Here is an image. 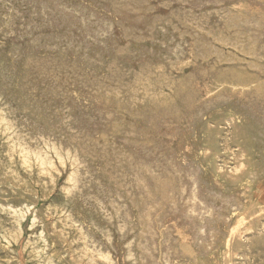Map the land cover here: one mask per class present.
Segmentation results:
<instances>
[{"label": "rangeland", "instance_id": "obj_1", "mask_svg": "<svg viewBox=\"0 0 264 264\" xmlns=\"http://www.w3.org/2000/svg\"><path fill=\"white\" fill-rule=\"evenodd\" d=\"M3 1V2H2ZM5 1V2H4ZM21 1V2H20ZM31 1V3L29 2ZM0 0V111L3 109L2 107H5V109L0 112V169L3 170V172H1L2 170H0V206L4 205L6 207H0V264H127V261L129 262L128 264H226L225 263V257H226V241L228 240L227 237L229 238V235L231 234V232L234 229L235 232V239H234V244L230 249V264H264V22H259L256 20H260L261 17H263L262 15H264L263 11H264V0H131L132 2H130V0H77L76 2L73 0ZM36 1V2H35ZM38 1V2H37ZM42 1V3H41ZM51 1V4H50ZM52 1L53 4H52ZM56 1V2H55ZM72 1V2H71ZM86 4H84V2ZM93 3H91V2ZM94 1V2H93ZM106 1V2H105ZM119 3H116L118 2ZM123 3H122V2ZM137 1V2H136ZM156 1V2H155ZM164 1V2H163ZM179 1V2H178ZM188 1V2H187ZM245 1V3H243ZM252 1V2H251ZM8 4H4L7 3ZM14 2V3H13ZM35 2V3H34ZM41 4H40V3ZM46 2V3H45ZM78 2V3H77ZM125 2V3H124ZM149 2V3H148ZM158 2V3H157ZM161 2V4L159 3ZM167 4H166V3ZM186 2V3H185ZM234 2V3H233ZM241 4L242 6H239V4ZM2 3V4H1ZM12 3V4H11ZM17 3V4H16ZM23 3H25L23 5ZM30 3V4H29ZM38 3V4H37ZM67 3V5H66ZM95 3V4H94ZM102 3V4H101ZM110 3V4H109ZM114 3V4H113ZM122 3V4H120ZM136 3V4H135ZM142 3V4H140ZM145 3V4H144ZM152 3V4H151ZM163 3V4H162ZM34 4V5H33ZM47 4V5H46ZM57 6L55 7L54 6ZM65 4V5H64ZM70 4V5H69ZM101 4V6H100ZM109 4V5H108ZM113 4V5H111ZM119 6H118V5ZM134 4V6H133ZM141 6H140V5ZM144 4V5H143ZM160 4V5H159ZM233 4V5H232ZM238 4V5H237ZM3 5V6H2ZM5 5V6H4ZM7 5V6H6ZM9 5V6H8ZM12 5V6H11ZM42 5V6H40ZM45 5V6H44ZM53 5V7H52ZM62 5V7L60 6ZM64 5V6H63ZM73 5V6H72ZM81 6L80 7H78ZM83 5V6H82ZM86 5V6H84ZM90 5V6H88ZM106 5V6H104ZM117 5V6H115ZM123 5V7L125 9H123V7L121 6ZM163 5V6H161ZM168 5V6H166ZM175 7H173V6ZM3 8H2V7ZM21 6V7H20ZM29 6V7H28ZM40 8L43 7V8ZM77 6V7H76ZM100 8H98V7ZM114 6V7H113ZM131 6V7H130ZM140 6V7H139ZM153 6V7H152ZM167 8H165V7ZM173 8H172V7ZM182 6V7H181ZM211 6V7H210ZM231 6V7H230ZM243 6H247L244 7L245 9H247L246 11H244ZM19 7V8H18ZM45 7V8H44ZM47 7V9H46ZM56 9H55V8ZM72 7V8H71ZM75 7V8H74ZM110 7V8H109ZM116 7V8H115ZM122 7V8H121ZM145 7H146V11H150V12H145ZM151 7V9H150ZM158 7V8H156ZM185 7V8H184ZM210 7V8H209ZM223 7V8H222ZM6 8V9H5ZM53 8L55 10H53ZM64 8V9H61ZM68 8L70 9L68 11ZM75 9V11H78V13L76 14V12L72 9ZM79 8V9H78ZM84 8V9H83ZM89 12H88V9ZM102 8V9H101ZM106 8V9H105ZM113 8V9H112ZM120 8V9H119ZM138 8V11L136 10ZM140 8V10H139ZM142 8V9H141ZM165 8V9H163ZM182 8V9H181ZM218 8V9H217ZM226 8V9H225ZM230 8V9H229ZM235 8V9H234ZM2 9V10H1ZM22 9V11H21ZM34 11H32V10ZM37 9V10H34ZM43 9V10H42ZM60 9V10H58ZM83 9V11L81 10ZM110 9V10H109ZM184 9V10H183ZM188 9V10H187ZM197 9V10H195ZM215 9V10H214ZM5 10V12H4ZM15 12V13H13ZM39 10V12H38ZM43 12H42V11ZM51 11V13H53V15L49 12ZM53 10V11H52ZM57 10V11H56ZM62 10V11H61ZM67 12H66V11ZM81 10V11H79ZM85 10V11H84ZM93 12H92V11ZM123 10V11H122ZM128 10V12H127ZM157 14H155V12ZM169 10V11H168ZM202 10V11H201ZM212 10V11H211ZM214 10V11H213ZM253 10V11H251ZM9 11V12H8ZM24 11V12H23ZM29 11V12H28ZM45 11V12H44ZM102 11V12H101ZM110 11V12H109ZM113 11V13H112ZM117 11V12H116ZM136 11V13H135ZM141 11V12H140ZM190 11V12H189ZM238 11V12H237ZM251 11V12H250ZM256 11V12H255ZM261 11V12H258ZM9 14H8V13ZM21 12V13H20ZM56 12V13H55ZM60 12V13H58ZM63 12V13H61ZM69 12V13H68ZM73 12V13H72ZM86 12V15H85ZM119 12V13H118ZM138 12V13H137ZM140 12V13H139ZM143 12H145L143 14ZM169 14H168V13ZM207 12V13H206ZM214 12V13H213ZM250 12V13H249ZM18 13V14H17ZM28 13V14H27ZM35 13V14H34ZM42 13V14H41ZM71 13V14H70ZM91 15H90V14ZM110 13V14H109ZM115 13V14H114ZM142 13V14H141ZM229 13V14H228ZM231 13V14H230ZM241 13V14H240ZM259 13V14H258ZM262 13V14H261ZM15 14V15H14ZM21 14V15H20ZM46 14V15H45ZM48 14V15H47ZM57 14V15H56ZM63 16H62V15ZM65 14H67L65 16ZM69 14V15H68ZM99 14V15H98ZM101 14V15H100ZM119 14V15H118ZM122 14H126V15H122ZM162 14V15H161ZM220 14V15H219ZM224 14V15H223ZM246 14V15H245ZM251 14V15H250ZM257 14V15H255ZM6 15V16H5ZM11 15V16H10ZM19 15V16H18ZM33 15V16H32ZM61 15V16H60ZM91 17H90V16ZM104 15V17L102 16ZM107 15V16H106ZM112 15V16H111ZM122 15V16H121ZM133 15V16H132ZM145 15V16H144ZM157 15V16H156ZM168 15V16H167ZM176 15V16H174ZM223 15V16H221ZM242 15V16H241ZM245 15V16H244ZM261 15V16H260ZM18 16V17H17ZM25 16V17H23ZM38 16V17H37ZM46 18H44V17ZM54 16V17H53ZM68 16V17H67ZM89 18H86L88 17ZM110 16V17H109ZM121 16V17H120ZM163 16V18H162ZM165 16V17H164ZM195 16V17H194ZM199 16V18L197 17ZM201 16V17H200ZM247 16V17H246ZM253 16V17H252ZM4 17V18H2ZM8 17V18H6ZM12 17V18H11ZM23 17V18H22ZM31 17V18H30ZM41 17V18H40ZM50 17V18H48ZM58 17V19H57ZM67 17V18H66ZM74 17V18H73ZM79 17V18H78ZM113 17V18H112ZM119 17V18H118ZM126 17V18H125ZM135 17V18H133ZM138 17V18H137ZM151 17V18H150ZM155 19H154V18ZM167 17V19H165ZM187 19H186V18ZM197 17V20H196ZM227 17V19H226ZM229 17V18H228ZM244 17V18H243ZM250 17V18H249ZM14 18V19H13ZM47 18L49 20H47ZM56 20H55V19ZM65 18V19H63ZM72 18V19H71ZM91 18V19H90ZM111 18V19H109ZM122 18V19H121ZM123 18L125 19L124 21ZM145 18V20H144ZM157 18L159 20H157ZM161 18V19H160ZM194 18V19H192ZM203 18V19H202ZM206 18V19H205ZM239 18V19H238ZM257 18V19H256ZM6 19V20H5ZM11 19V20H10ZM22 19V20H21ZM31 19V21H30ZM45 19V20H44ZM61 19V20H59ZM71 19V20H70ZM79 19V20H78ZM117 19V20H116ZM148 19V20H147ZM153 19V20H152ZM173 19H175L173 21ZM179 19V20H178ZM4 22H2V21ZM14 20V21H13ZM20 20V21H19ZM25 20V21H24ZM41 20V22H40ZM54 20V22H53ZM66 20V21H65ZM82 20V21H81ZM84 20V21H83ZM109 20V21H108ZM112 20V21H111ZM170 20V21H169ZM182 20V21H180ZM188 20V21H187ZM196 20V22H195ZM213 20V21H212ZM235 20V22H233ZM240 20V21H239ZM244 20V21H243ZM251 20V21H250ZM262 21L264 20V17L261 19ZM260 20V21H261ZM30 21V22H29ZM48 21V23H47ZM64 21L66 23H64ZM68 21V22H67ZM72 21V22H71ZM76 23H75V22ZM81 21V22H80ZM91 21H93L91 23ZM128 21V22H127ZM132 21V22H131ZM160 21V22H159ZM167 21V22H166ZM169 21V22H168ZM176 21V22H175ZM205 23H204V22ZM230 21V22H229ZM242 21V22H241ZM256 21V22H255ZM24 22V23H23ZM35 22V23H34ZM44 22V25L43 23ZM61 22V23H60ZM71 22V23H69ZM80 22V23H79ZM88 22V23H87ZM90 22V23H89ZM112 22V23H111ZM118 22V23H117ZM120 22V23H119ZM150 22V23H149ZM153 24H152V23ZM179 22V23H178ZM180 22H184L183 24ZM188 22V23H187ZM190 22V23H189ZM202 24H201V23ZM213 22V23H212ZM229 22V23H228ZM241 22V23H240ZM3 23V24H2ZM11 23V24H10ZM34 23V24H33ZM42 23V24H41ZM46 23V24H45ZM51 23V25H49ZM56 23H58L57 25H55ZM74 23L76 25H74ZM82 23V24H81ZM107 26H110L107 27ZM124 23V24H123ZM131 23V24H130ZM135 23V24H134ZM178 25V27L176 25ZM197 23V24H196ZM199 23V24H198ZM223 23V24H222ZM261 25H259V24ZM32 24V25H31ZM54 24V25H53ZM67 24V25H65ZM72 24V25H71ZM83 24L89 26L87 28H85L86 26H84ZM92 26H91V25ZM98 26H96V25ZM103 24V25H102ZM113 24V25H111ZM115 24V25H114ZM119 24V26L117 25ZM141 24V25H140ZM152 24L153 25V29H152ZM164 24V25H163ZM170 24V25H169ZM182 24V25H181ZM189 24V25H188ZM190 24L192 26H190ZM228 24V25H227ZM231 24V25H230ZM251 24V26H250ZM258 24V25H257ZM263 24V25H262ZM7 25V26H6ZM12 25V26H11ZM15 25V26H14ZM30 25V26H29ZM34 25V27H33ZM36 25V26H35ZM42 25V26H41ZM53 25V26H52ZM61 25V26H60ZM65 25V27H64ZM69 25V26H68ZM129 25V26H128ZM133 25V26H132ZM138 25V26H137ZM144 25V26H142ZM163 25V26H162ZM169 25V26H168ZM173 25V26H171ZM180 25V26H179ZM186 25V26H185ZM196 25V27H195ZM201 25V26H200ZM203 25V26H202ZM211 25V26H210ZM236 25V26H235ZM259 27H257V26ZM10 26V27H8ZM45 26V28H44ZM49 26V27H48ZM67 26V27H66ZM74 26V27H73ZM96 28H95V27ZM100 26V27H99ZM103 26V28H101ZM113 26V27H112ZM118 26V27H117ZM121 26V27H120ZM125 26V27H124ZM140 26V27H139ZM162 26V27H161ZM175 26V28H174ZM195 28H194V27ZM206 26V27H205ZM214 26V27H213ZM219 26V28H218ZM224 26V28H223ZM231 26V27H230ZM11 27H13L11 29ZM20 27V28H19ZM22 27V28H21ZM30 27V28H27ZM43 27V28H42ZM61 27V28H60ZM64 27V28H63ZM69 27V28H68ZM73 27V28H72ZM77 27V28H76ZM79 27V28H78ZM123 27V28H122ZM135 27V28H134ZM138 27V28H136ZM150 27V28H149ZM159 27V28H157ZM168 27V28H167ZM173 29H172V28ZM177 27V29H176ZM208 27V28H207ZM213 27V28H212ZM235 27V28H234ZM27 28V29H26ZM48 28V31L47 29ZM60 28V29H59ZM80 28L83 30L80 31ZM89 28V29H88ZM99 28V29H98ZM107 28V29H106ZM109 28V29H108ZM115 28V29H114ZM119 28V30H118ZM126 28L127 31H129L128 33L126 32ZM133 28V29H132ZM146 28V29H145ZM165 28V29H163ZM171 28V29H169ZM182 28V29H181ZM185 28V29H184ZM189 28V29H187ZM197 28V29H196ZM205 28V29H203ZM215 28V29H214ZM227 32H226V30ZM229 28V29H228ZM261 28V29H260ZM8 29V30H7ZM34 29V30H33ZM36 29V30H35ZM39 29V30H38ZM63 29V30H62ZM67 29V30H66ZM72 29V30H71ZM74 29V30H73ZM76 29V31H75ZM85 29V30H84ZM121 29V30H120ZM123 29V30H122ZM143 29V30H142ZM148 29V30H147ZM152 31H151V30ZM163 31H162V30ZM200 31H197V30ZM223 29V30H222ZM233 29V30H232ZM258 29V30H257ZM260 29V30H259ZM2 30V31H1ZM22 30V31H21ZM28 30V31H27ZM33 30V31H32ZM71 30V31H69ZM99 30V31H96ZM110 30V31H109ZM125 30V31H124ZM135 30V31H134ZM150 30V32H149ZM157 30V33H156ZM159 30V31H158ZM161 30V32H160ZM184 30L186 32H184ZM230 30V31H229ZM237 30V31H236ZM263 30V31H262ZM7 32L6 34L2 33V32ZM11 31L13 32V34L11 33ZM25 31V32H24ZM35 31V34L33 33ZM40 31V32H39ZM45 31H47L45 33ZM67 31V32H66ZM102 31V32H101ZM117 31V32H116ZM122 31V32H121ZM124 31V33H123ZM132 31V32H131ZM139 31L141 32L140 35L138 34ZM166 31L168 33H166ZM173 31V32H172ZM204 31V32H202ZM206 31H207V36L206 35ZM217 31V33H216ZM222 31V33L220 32ZM235 32V34L233 32ZM240 31V32H239ZM24 32V33H23ZM70 34H69V33ZM80 32V33H79ZM90 32V33H89ZM95 33V35L93 33ZM100 32V34H99ZM105 32V33H104ZM126 32V33H125ZM135 32V33H134ZM137 32V34H136ZM149 32V34H148ZM182 32V33H181ZM192 32V33H191ZM211 32V33H210ZM226 32V33H225ZM231 32V33H230ZM242 32H244V35H241ZM253 32V33H252ZM255 32V33H254ZM9 33V34H8ZM21 33V34H20ZM33 33V34H32ZM64 33V35L62 34ZM68 33L69 35L67 36ZM74 33V34H73ZM76 33L78 35H76ZM92 33V34H91ZM106 35H104V34ZM116 33V34H114ZM134 33L131 37V34ZM147 33V34H146ZM161 33V35L159 34ZM179 33V35H178ZM181 33V34H180ZM187 35L188 33V37L185 35ZM190 33V34H189ZM194 33V34H193ZM200 33V34H199ZM204 33V34H202ZM239 33V34H238ZM261 33V35H260ZM11 34V35H10ZM48 34H50L48 36ZM84 34V35H82ZM102 34V36H101ZM113 34V35H112ZM123 34V35H122ZM184 34V35H182ZM193 34V35H192ZM220 34V36H219ZM232 34H234L235 36H233ZM238 34V35H236ZM257 34L260 36H257ZM14 35V36H13ZM19 37H18V36ZM31 35V36H30ZM38 35V36H37ZM47 35V37L45 36ZM57 35H59L58 39H57ZM61 35V36H60ZM71 35V36H70ZM90 35V36H89ZM94 37H92V36ZM97 35V36H96ZM122 37H121V36ZM126 35V36H125ZM135 35V36H134ZM159 35V36H157ZM190 35H192L190 37ZM195 35V36H194ZM228 35V37L226 36ZM232 35V36H230ZM241 35V36H240ZM247 35V37H246ZM7 38H6V37ZM10 36V37H9ZM36 36V37H35ZM52 38H51V37ZM66 36V37H65ZM73 36V37H72ZM77 36V38H76ZM79 36V38H78ZM83 36V37H82ZM117 36L119 38H117ZM130 36V37H129ZM137 36V37H136ZM151 36V37H150ZM163 36L166 37V39L163 38ZM199 36V37H198ZM239 36V37H238ZM243 36V37H242ZM256 36V37H255ZM4 37V38H3ZM12 37V38H11ZM21 37V38H20ZM50 37V38H49ZM56 37V39H55ZM62 37V38H61ZM70 39L69 44L71 45H67L68 44V38ZM72 37V38H70ZM75 37V38H74ZM82 37V39H81ZM107 37V38H106ZM122 39H121V38ZM129 37V38H127ZM142 37V38H140ZM159 37V38H158ZM172 39H170V38ZM203 37V38H202ZM233 37V38H232ZM236 37V39L234 38ZM242 37V38H241ZM250 38V41L247 42V40L245 39ZM259 37V38H258ZM3 38V39H2ZM11 38V39H10ZM30 38V39H29ZM36 40H35V39ZM43 38V39H42ZM45 38H47L45 40ZM64 38H66L67 40H65ZM84 38V39H83ZM89 38V42L88 39ZM95 38V39H94ZM99 38V39H98ZM103 38V39H102ZM116 38V39H115ZM127 38V39H125ZM133 38H135L133 40ZM145 38V40L143 39ZM147 38V39H146ZM149 38V39H148ZM158 40H157V39ZM161 38V40H160ZM180 38V40H179ZM191 38V39H190ZM196 40H195V39ZM205 38L207 40H205ZM217 38V39H216ZM220 38V39H219ZM221 38H224L223 40ZM227 38V39H225ZM238 38V39H237ZM240 38V39H239ZM258 38V39H257ZM6 39V40H5ZM8 39V41H7ZM22 39V40H21ZM27 39V40H26ZM55 39V40H54ZM62 39V40H61ZM64 39V40H63ZM72 39V41H71ZM110 41H109V40ZM137 39V40H136ZM141 39V40H140ZM143 39V40H142ZM156 39V40H155ZM174 39V40H173ZM176 39V40H175ZM188 39V40H186ZM194 39V40H193ZM201 39V40H200ZM242 39V40H241ZM246 41H245V40ZM256 39V40H255ZM2 40V41H1ZM21 40V41H20ZM44 40V43H43ZM52 40V42L50 41ZM57 40V42H56ZM62 42H61V41ZM78 40V41H77ZM92 42H91V41ZM94 40V41H93ZM99 40V41H97ZM101 40L103 42H101ZM115 40L117 42H115ZM127 40V41H126ZM139 40V41H138ZM147 40V41H146ZM164 40V41H163ZM183 40H186L183 41ZM198 40L199 44L196 42ZM200 40V41H199ZM216 40L219 41V43H214V41ZM222 40V41H220ZM225 40V41H224ZM230 40V41H229ZM234 42H233V41ZM238 40V41H236ZM255 42H254V41ZM5 41V42H4ZM37 41V42H36ZM41 41V42H40ZM46 41V42H45ZM60 41V42H59ZM124 43H123V42ZM127 43H126V42ZM137 41V42H136ZM143 41V42H142ZM175 41V42H174ZM191 41V43H190ZM203 41V42H202ZM228 43H227V42ZM233 43H232V42ZM241 41V42H240ZM260 41V42H258ZM262 41V43H261ZM4 42V43H3ZM18 42V43H17ZM20 42V43H19ZM26 42V43H25ZM79 42V43H78ZM99 44H98V43ZM109 42V43H108ZM120 42V43H119ZM123 44H122V43ZM145 42V43H144ZM148 42V43H147ZM166 42V43H165ZM170 42V43H169ZM181 42H183L181 44ZM206 42V43H205ZM223 42V43H221ZM230 42V43H229ZM238 42V43H237ZM243 42V43H242ZM247 42V43H246ZM253 42V43H252ZM31 43V44H30ZM34 43V44H32ZM36 43L38 45H36ZM55 43V44H54ZM66 44V46L64 44ZM72 43V44H71ZM83 43V45H82ZM85 43V45H84ZM88 43V44H87ZM95 43V44H94ZM97 43V44H96ZM103 47V50L101 49ZM131 43V44H130ZM134 43V44H133ZM153 43V44H152ZM156 43V44H154ZM159 43V44H158ZM176 45H174V44ZM189 45H188V44ZM210 43V44H209ZM227 46L226 47H222L221 44ZM227 43V44H226ZM232 43V45H231ZM236 43V45H235ZM254 43L259 46H261V48L257 45L255 47ZM261 43V44H260ZM6 44V45H5ZM60 44V45H59ZM76 44L78 46H76ZM119 46H118V45ZM121 44V45H120ZM138 44V45H136ZM178 44V45H177ZM197 44V46H196ZM210 48H209V46ZM219 44V45H218ZM237 44L239 46H237ZM245 44V46H244ZM247 44V46H246ZM4 45V46H3ZM73 45V46H72ZM75 45V46H74ZM127 45V46H125ZM146 45V46H145ZM155 45V46H154ZM181 45V47H179ZM213 45V46H212ZM216 45V46H215ZM235 45V47H234ZM252 45V46H251ZM3 46V47H2ZM19 46V47H18ZM32 46V47H31ZM44 46V47H43ZM52 46V50L50 51V47ZM58 46V47H56ZM62 46V47H61ZM72 48H69V47ZM80 46V49H79ZM110 46H112L110 48ZM123 46V47H122ZM145 46V47H144ZM151 46V47H150ZM169 46V47H167ZM179 48H178V47ZM194 46V47H193ZM196 46V47H195ZM203 46V47H202ZM235 48V49H233ZM247 47L246 49H242L241 47ZM250 46V47H249ZM263 46V48H262ZM5 47V48H4ZM15 47V48H14ZM18 47V48H17ZM36 47V48H35ZM40 47V49L38 48ZM49 50H47L46 49ZM55 47V48H54ZM65 47H68L65 48ZM108 48V49H105ZM116 47V48H115ZM118 47V48H117ZM121 47V48H120ZM140 47V48H139ZM142 47V48H141ZM155 47H157L156 49H159L161 51H157L155 49ZM171 47V48H170ZM183 47V48H182ZM199 47H201L199 49ZM206 47V48H205ZM213 47V48H212ZM217 49H216V48ZM11 48V50H9ZM13 48V49H12ZM20 48V50H19ZM57 48V49H56ZM83 51H82V49ZM150 48V49H149ZM154 48V49H153ZM161 48V49H160ZM174 48V49H173ZM176 48V50H175ZM185 48V49H184ZM189 48V49H188ZM198 48V49H197ZM222 50H220V49ZM251 48V49H250ZM254 48V49H253ZM258 48V50L256 49ZM262 50H260V49ZM56 49V50H55ZM113 51H112V50ZM116 49V52H115ZM129 49H133V50H129ZM139 49V51H138ZM152 49V50H151ZM180 49V50H179ZM192 49V50H190ZM212 49H216L214 51H212ZM218 49L219 52L218 53ZM242 50V52L238 53L239 51ZM241 49V50H240ZM255 51H253V50ZM2 50V51H1ZM16 50V51H15ZM35 50V51H34ZM44 50V51H43ZM60 50V51H59ZM69 50V51H67ZM89 50V51H88ZM105 50V51H104ZM109 50V51H108ZM156 50V51H154ZM175 52H174V51ZM202 54L200 56L199 53L197 51ZM236 52H235V51ZM248 50V52H246ZM250 50V52H249ZM28 51V52H27ZM48 51V52H47ZM59 51V52H58ZM67 51V52H66ZM80 51V52H79ZM102 53H101V52ZM108 51V52H107ZM129 51V52H128ZM130 51L132 53H130ZM136 53H135V52ZM164 51V52H163ZM180 51V52H179ZM183 51V53H181ZM189 51V52H188ZM194 51V52H193ZM203 51V52H202ZM211 51L210 54L211 56L207 53V52ZM230 51V53H229ZM244 52V54H242ZM252 51V52H251ZM17 54H16V53ZM22 52V53H21ZM27 52V54L25 55V53ZM71 52V53H70ZM85 53L83 55V53ZM96 52V53H95ZM99 52V53H98ZM107 53V57L109 55V57L113 58H107L106 57V53ZM111 52V53H110ZM125 52V53H124ZM160 52V53H159ZM173 52V53H172ZM179 52V55H178ZM191 52V53H190ZM195 52H197L195 54ZM206 52V54H205ZM216 52V53H213ZM233 52V53H232ZM255 52V53H254ZM256 52L258 53V55L256 54ZM12 53V54H11ZM33 53V54H32ZM44 53V54H43ZM52 53V54H51ZM64 53V54H62ZM67 53V54H66ZM75 53L76 56L74 55ZM104 55L101 56L100 55ZM109 53V54H108ZM122 53V54H121ZM129 53V54H128ZM165 53V54H164ZM176 53L175 55H172ZM181 53V54H180ZM186 53V54H185ZM206 55H204V54ZM213 53V54H212ZM222 55L220 58V56L217 55ZM225 53V54H224ZM250 53V54H249ZM9 54V55H8ZM98 54V55H97ZM113 54V57H112ZM127 54V55H126ZM146 54V56H145ZM149 54V55H148ZM171 54V56H170ZM229 54V55H228ZM256 54L255 56H257V58L253 55ZM55 55V56H54ZM59 55V57H57ZM63 55V56H62ZM71 55V56H70ZM74 55V56H73ZM82 55V56H81ZM100 55V56H99ZM124 55V56H122ZM137 55V56H136ZM162 55V56H161ZM188 58H186V56H188ZM192 55V56H191ZM214 55V56H212ZM218 58H216L217 56ZM233 55L235 57H233ZM247 57H246V56ZM252 55V56H251ZM16 56V58H14ZM22 56H24L23 58H21ZM25 56L27 58H25ZM34 56V57H33ZM48 56V57H47ZM84 56V57H83ZM91 56V57H90ZM129 58H128V57ZM142 56V57H141ZM160 56V57H159ZM165 56V57H164ZM175 56V58H174ZM226 56V57H225ZM228 56V57H227ZM229 56H232V58H230ZM251 56V57H250ZM30 57V58H29ZM44 57V58H41ZM50 57V58H49ZM57 59H55V58ZM71 59H70V58ZM83 57V59H82ZM87 57V58H85ZM102 57V58H101ZM122 57L121 58H118ZM133 57V58H132ZM137 57V60L136 58ZM149 57V58H148ZM155 57V58H154ZM157 57V58H156ZM170 57V58H167ZM172 57V58H171ZM178 57V58H176ZM192 57V58H191ZM194 57V59H193ZM204 57V58H203ZM211 57V58H210ZM255 57V58H254ZM261 57L262 60H260L259 58ZM263 57V58H262ZM38 58V59H35ZM40 58V59H39ZM48 58V59H47ZM66 58V59H65ZM77 58V59H74ZM86 60H85V59ZM93 58V59H91ZM127 58V59H126ZM131 58V59H130ZM148 58V59H147ZM191 58V59H190ZM213 58V59H212ZM227 58V60L225 59ZM243 58V59H242ZM252 58V59H249ZM254 58V59H253ZM17 59V60H16ZM29 59V60H28ZM47 63H46V61ZM55 59V60H54ZM59 59V60H58ZM62 59V60H61ZM92 61H91V60ZM110 59V60H108ZM133 59H135V61H133ZM141 59V60H139ZM145 59V60H144ZM162 59L161 62H158ZM190 59V60H188ZM200 59V60H199ZM203 59V60H202ZM205 59V61H204ZM216 59V61H215ZM242 59V60H241ZM257 62H256V60ZM13 60V61H12ZM26 60V61H25ZM32 64H31V61ZM34 60V61H33ZM38 60V61H37ZM42 60V61H41ZM53 60V61H52ZM57 60V61H56ZM84 60V61H82ZM99 60V61H98ZM107 60V61H105ZM119 60V61H118ZM121 60V61H120ZM129 62H128V61ZM132 60V61H131ZM144 60V61H143ZM147 60V61H146ZM165 60V62H164ZM173 60V61H172ZM186 60V62H185ZM203 62H202V61ZM229 60V61H228ZM231 60H234L233 62ZM29 61V63H28ZM65 61V62H63ZM73 61V63H72ZM78 63H77V62ZM86 61V62H85ZM101 61V63H100ZM133 63H131V62ZM143 61V62H141ZM171 61V62H170ZM183 64H182V62ZM190 61V62H189ZM198 61V62H197ZM213 61V62H212ZM219 61V62H217ZM225 61H228L226 63H224ZM242 61V62H241ZM246 61V62H245ZM251 63H249V62ZM20 62V63H19ZM25 62V64H24ZM27 62V63H26ZM49 62V63H48ZM52 62V63H51ZM57 64H56V63ZM59 62V63H58ZM63 62V63H61ZM76 62V63H75ZM80 62V63H79ZM82 62V63H81ZM105 62V63H104ZM114 62V63H113ZM124 62V63H123ZM127 62V63H126ZM137 62V64H136ZM149 62V64H148ZM155 62V63H154ZM158 62V63H157ZM164 62V63H163ZM175 62V63H173ZM185 62V63H184ZM232 62V63H231ZM237 62V63H236ZM34 63V64H33ZM66 63V64H64ZM71 63V65H70ZM89 63V64H88ZM154 63V64H153ZM163 65H162V64ZM169 63V64H168ZM185 65L184 67H181V64ZM207 65H206V64ZM215 63V64H214ZM231 63V64H229ZM235 63V64H234ZM262 63V64H261ZM47 64V65H46ZM50 64V65H49ZM54 64V65H53ZM56 64V65H55ZM61 64V65H60ZM76 65V71L75 69H73V67L75 68L74 65ZM86 64V65H85ZM93 64V65H92ZM103 64V65H102ZM108 64H112V65H108ZM126 64V65H125ZM130 64V65H128ZM136 64V65H135ZM141 64V65H140ZM154 66H153V65ZM156 64V67H155ZM159 64V67H157ZM173 64L175 66H173ZM199 64V65H198ZM204 64V65H203ZM238 64V65H237ZM249 64V65H248ZM255 65L253 67V71H252V67L253 65ZM2 65V66H1ZM38 65V66H37ZM63 65V67H62ZM67 65V66H66ZM69 65V66H68ZM73 65V66H72ZM78 65V66H77ZM81 65V66H80ZM123 65V66H122ZM132 65V66H131ZM169 65V66H168ZM187 65V68H186ZM217 65V67H216ZM227 65L229 67H227ZM241 65V66H239ZM262 65V66H260ZM15 66V67H12ZM24 66V67H23ZM34 66V67H33ZM46 66V68H45ZM61 66V67H60ZM65 66V67H64ZM92 66V67H90ZM122 66V67H121ZM151 66V67H150ZM163 66V67H162ZM168 66V67H167ZM172 66V67H170ZM199 68H198V67ZM214 66V67H212ZM235 66V67H234ZM237 66V68H236ZM240 68H239V67ZM244 66V67H242ZM26 67V68H25ZM55 67V68H54ZM86 69H85V68ZM98 67V68H97ZM110 67V69H109ZM167 67V69H166ZM169 67L174 70L171 71V69H169ZM177 67V69H176ZM210 67V69H209ZM220 67V68H219ZM224 67V68H223ZM234 67V68H233ZM248 67V68H247ZM251 67V68H249ZM261 67V68H258ZM25 68V69H24ZM58 68L59 70L57 71ZM61 68V69H60ZM68 68H71V72L70 69L68 70ZM81 68V69H80ZM122 68V69H121ZM124 68V69H123ZM132 68V69H131ZM154 68L155 71L153 70ZM196 68V69H195ZM213 68V69H212ZM226 68V69H225ZM229 68V70H228ZM247 68V69H246ZM257 68V69H256ZM11 69V70H10ZM26 70V71H23ZM41 69V70H40ZM54 69V70H53ZM65 69V70H64ZM92 69V70H91ZM94 69V70H93ZM98 69V70H97ZM101 69V70H100ZM126 69V70H125ZM134 69V70H133ZM162 69V70H161ZM192 69V70H191ZM195 69V70H194ZM209 70V72H207V70ZM216 69V72H220L217 74L216 72H214V70ZM218 69V70H217ZM237 69V71H236ZM245 69V70H244ZM255 69L257 71H255ZM262 69V70H261ZM31 70V71H30ZM116 72H115V71ZM133 70V71H132ZM140 70V71H139ZM149 73H148V71ZM159 70V71H157ZM182 70V71H181ZM184 70V71H183ZM196 70H201L200 72ZM206 71V74L205 71ZM251 70V71H250ZM260 70V74L259 71ZM6 71V72H5ZM60 71V72H59ZM78 71V72H77ZM81 71V72H80ZM94 71V72H93ZM128 71V72H127ZM136 72V75L134 74ZM142 71V73H141ZM147 71V73L145 72ZM152 71V72H151ZM157 71V72H156ZM178 71V72H176ZM189 71V72H188ZM194 73H192V72ZM226 71V72H224ZM5 72V73H3ZM28 72V73H27ZM30 72V73H29ZM34 72V73H33ZM85 74H82V73ZM88 74H87V73ZM90 72V74H89ZM100 72V73H99ZM106 72V73H105ZM112 72V75H110ZM133 72V73H132ZM153 72L155 74H153ZM160 72V73H159ZM162 72V73H161ZM168 74H167V73ZM171 72V73H170ZM182 74H180V73ZM203 72V73H202ZM249 74H248V73ZM262 72V73H261ZM22 75H21V74ZM42 73V74H41ZM52 73V74H51ZM59 75H58V74ZM77 73V74H76ZM128 73V74H127ZM138 73V74H137ZM190 73V74H189ZM216 73V75L214 74ZM222 73V74H221ZM224 73V74H223ZM228 73V74H226ZM242 76H239L241 75ZM247 73V76H245ZM252 73V74H251ZM259 75H258V74ZM5 74V75H4ZM67 74V77H66ZM93 74V75H91ZM96 74L97 77L95 76ZM106 74V75H105ZM117 76H116V75ZM119 74V76H118ZM142 74V78L140 77V75ZM159 74H161L159 76ZM187 74V75H186ZM208 74V76H206ZM211 74V75H209ZM238 74V75H237ZM257 75V79H256V75ZM11 75V76H10ZM17 75V76H15ZM72 76L71 78L69 77ZM81 75V76H80ZM88 75V76H87ZM91 77H90V76ZM108 75V76H107ZM137 76V78L134 77ZM148 77H146V76ZM163 75V76H162ZM173 75V77H172ZM175 75V76H174ZM177 75V76H176ZM204 75V76H202ZM213 75L214 78H213ZM232 75V76H231ZM234 75L237 77V79H235ZM244 75V76H243ZM255 75V76H254ZM261 75V76H260ZM25 76V78H24ZM27 76V77H26ZM34 76V77H33ZM54 76V77H53ZM75 76V77H74ZM84 76V77H83ZM100 76V77H99ZM121 76V77H120ZM139 76V77H138ZM147 78H145V77ZM152 76V77H151ZM166 76L165 81L164 78ZM181 76V77H180ZM186 76V79H185ZM223 78H222V77ZM249 76V77H248ZM11 77V78H10ZM40 77V78H39ZM42 77V78H41ZM52 77V78H51ZM60 77V78H58ZM63 77V79H62ZM69 77L70 81H67ZM83 77V79L81 78ZM88 77V78H87ZM90 77V78H89ZM96 77V78H95ZM102 77V79H101ZM106 77V78H104ZM119 77V78H117ZM131 77V78H130ZM164 77V78H163ZM168 77V78H167ZM184 77V78H183ZM204 77V78H203ZM221 77V78H220ZM234 77V78H233ZM253 77V78H252ZM20 78V79H19ZM24 78V80H23ZM57 78V80L55 79ZM65 78V79H64ZM78 78H81L78 79ZM87 78V79H86ZM100 78V79H99ZM140 78V79H138ZM152 78V79H151ZM157 78V79H156ZM163 78V79H161ZM193 78V79H192ZM212 78V79H211ZM225 78V79H224ZM233 78V80L231 81V79ZM50 79V80H49ZM53 79V80H52ZM89 79V80H88ZM93 79V80H92ZM95 79V80H94ZM121 81H119V80ZM137 79L139 81V85L137 84ZM181 79V80H180ZM185 79V80H184ZM244 79H246V83L244 81ZM251 83H250V81ZM256 81H255V80ZM19 80V81H17ZM49 80V81H48ZM59 80V81H58ZM62 80V81H60ZM80 82L81 84L77 83ZM87 80V81H85ZM94 81V82H91ZM104 80H108V81H104ZM111 80H113V82H111ZM117 80V82H116ZM129 82H128V81ZM151 80V81H150ZM170 82H169V81ZM173 80V81H172ZM175 80V81H174ZM178 80V81H177ZM187 80V81H186ZM193 80V81H192ZM195 80V81H194ZM216 80V81H215ZM250 83H248L247 82ZM254 80V81H253ZM260 83H256L258 81ZM3 81V82H2ZM11 81V84H10ZM24 81V82H23ZM35 81V82H34ZM40 81V82H38ZM66 81V82H65ZM74 81V83L72 82ZM126 81V82H125ZM134 83H133V82ZM143 81V83H142ZM147 81V82H146ZM151 83H150V82ZM158 81V83H157ZM162 83H161V82ZM180 81V82H179ZM198 81V83H196ZM240 83H239V82ZM244 81V82H243ZM22 82V83H21ZM34 82V83H33ZM60 82V83H59ZM91 84H90V83ZM97 84H93L95 83ZM107 82V83H106ZM120 82V83H119ZM131 82V83H130ZM161 84H160V83ZM167 82V83H166ZM172 82V83H171ZM176 82V83H175ZM183 82V84H182ZM212 82V83H211ZM215 82V83H214ZM222 82V83H221ZM243 82V83H241ZM21 83V84H20ZM29 83V84H28ZM32 83V84H31ZM63 83V87L62 84ZM73 83V84H72ZM111 83V84H110ZM119 83V84H118ZM128 83V84H127ZM154 83V84H153ZM165 83V84H164ZM201 83V84H200ZM204 83V84H203ZM214 83V84H213ZM231 83V84H229ZM237 83V84H236ZM256 84L257 88L255 87ZM19 84V85H18ZM28 84V86H27ZM117 84V85H116ZM122 84V86H121ZM125 84V85H123ZM136 84V85H134ZM143 84V85H142ZM147 84V85H146ZM163 84V86H162ZM168 84V85H167ZM170 84V86H169ZM192 84V85H191ZM193 84L195 85V87L193 86ZM206 84V85H205ZM218 84V85H217ZM221 84V86H220ZM240 86H244L247 89H245L243 87V91H241L242 87L238 88ZM246 84V85H244ZM262 84V85H260ZM6 85V86H5ZM18 85V87H17ZM26 85V86H25ZM41 85V86H40ZM56 85V86H55ZM67 85V86H66ZM74 85V86H73ZM83 86H87V87H82ZM105 85V86H104ZM116 85V86H115ZM131 85V86H130ZM154 86L152 88V86ZM157 86H161V88L156 87ZM165 85V87H164ZM177 85V87H176ZM201 85H204L201 86ZM208 85V86H207ZM224 85V86H223ZM229 85V86H228ZM240 85V86H239ZM251 85V86H250ZM254 88H253V86ZM25 86V87H24ZM60 86V88L58 87ZM65 86V88H64ZM80 86V87H79ZM96 86V87H95ZM109 86V87H108ZM118 86V87H117ZM127 86V89H126ZM141 86V88H140ZM143 86V87H142ZM145 86V87H144ZM149 86V87H147ZM151 86V87H150ZM167 86V87H166ZM173 86V87H172ZM199 86V87H197ZM216 86V87H215ZM227 86L229 89H227ZM232 86V87H231ZM249 86V87H248ZM17 87V88H16ZM53 87V88H52ZM70 87V89H69ZM92 87V88H91ZM94 87V88H93ZM107 87V89H106ZM111 87H113L111 89ZM121 87V88H120ZM136 87V88H135ZM166 89H164V88ZM172 87V88H170ZM175 87V88H174ZM201 87V88H200ZM251 87V88H250ZM35 88V89H34ZM37 88V89H36ZM62 88V89H61ZM72 88V89H71ZM83 88V89H82ZM96 88H100V90L96 89ZM134 88V89H133ZM146 88V89H144ZM151 88V89H150ZM158 91H157V89ZM174 88V89H173ZM193 90H191V89ZM196 88V91H194ZM205 88V89H204ZM214 88V89H213ZM234 88V91L233 89ZM263 88V89H262ZM11 89V90H10ZM21 89V90H20ZM32 89V91H31ZM52 89V90H51ZM77 89V90H76ZM86 89V90H84ZM91 89V90H90ZM102 89V90H101ZM105 89V90H104ZM115 89V90H114ZM122 91H121V90ZM132 89V90H131ZM148 89V90H147ZM208 89V91H207ZM217 89V91H216ZM232 89V90H231ZM236 89V90H235ZM240 89V90H239ZM254 91H253V90ZM18 92H17V91ZM34 90V91H33ZM36 90V91H35ZM42 90V92H41ZM67 90V91H66ZM114 90V91H112ZM129 90V91H128ZM136 90V91H134ZM141 90V91H140ZM146 92H144V91ZM152 91V93L150 94V92ZM157 94H156V91ZM174 90V91H173ZM203 90V91H202ZM232 92H231V91ZM238 90V91H237ZM251 90L253 92H251ZM69 91V92H68ZM90 91V92H89ZM107 91V92H106ZM118 91V93L116 92ZM126 91H128L126 93ZM132 91V92H131ZM149 91V92H148ZM155 93H154V92ZM164 91V92H163ZM190 91V92H189ZM215 91V93H213ZM220 91V92H218ZM236 91V92H235ZM250 91V93H249ZM260 91V92H259ZM6 92V93H5ZM36 92V93H35ZM57 92V93H56ZM68 92V93H67ZM80 92V93H79ZM83 92V93H82ZM89 92V93H87ZM93 92V93H92ZM117 93L115 95V93ZM120 92V93H119ZM139 92V93H138ZM141 92V93H140ZM162 92L164 93L163 95H166L163 97ZM200 92V93H198ZM206 92V93H205ZM218 92V93H217ZM222 92H225L222 93ZM226 92L228 94H226ZM235 94H234V93ZM241 92V97L238 98V96H240ZM257 92V94H256ZM259 92V93H258ZM40 93V94H39ZM51 93V94H50ZM73 93V94H72ZM86 93V94H85ZM105 93V95H104ZM108 93V94H107ZM110 93V94H109ZM113 93V94H111ZM123 93V94H122ZM126 93V94H125ZM134 93V94H133ZM146 93V94H144ZM154 93V94H153ZM175 93V94H174ZM178 93V94H177ZM198 93V94H197ZM213 93V96H211ZM222 93V94H221ZM230 93V95H229ZM231 93L233 95H231ZM238 95H237V94ZM247 93V94H245ZM249 93V94H248ZM253 93V94H251ZM254 93L257 95V97L254 96ZM26 94V95H25ZM29 94V95H28ZM50 94V95H48ZM79 94V95H78ZM90 94L92 96H90ZM97 94V95H94ZM118 94L120 96H118ZM128 94V95H127ZM135 94L136 97H135ZM143 94V96H141ZM148 94V95H147ZM159 94V95H158ZM163 98H161V96ZM174 94V95H173ZM184 96H183V95ZM210 96H209V95ZM215 94V95H214ZM245 94V95H243ZM19 95V96H18ZM59 95V96H58ZM81 95V96H80ZM101 95L103 97H101ZM125 95V96H124ZM149 96V97H145ZM151 95V96H150ZM167 95L169 98H167ZM207 95V96H206ZM216 95L218 97H216ZM221 95V96H219ZM229 95V96H228ZM235 95V96H234ZM237 95V96H236ZM251 95V96H250ZM28 96V97H27ZM33 96V97H32ZM46 96V97H45ZM50 96V97H47ZM56 96V97H54ZM64 96V97H63ZM83 96V97H82ZM85 96V97H84ZM152 96L154 98H152ZM160 97V99H158L157 97ZM179 96V98H178ZM243 96V97H242ZM254 96V98H253ZM261 98H260V97ZM15 99H14V98ZM26 97V98H25ZM45 97V98H43ZM124 97V101L123 98ZM127 97V98H126ZM128 97H132V98H128ZM145 97V98H144ZM151 97V99H150ZM195 97V98H194ZM211 97V98H209ZM215 97V98H214ZM8 98V99H7ZM61 98V99H60ZM100 100H99V99ZM126 98V99H125ZM134 98V99H133ZM138 98V99H137ZM149 98V99H147ZM166 98V99H165ZM183 98V99H182ZM205 100L206 102H202L201 100ZM208 98V99H207ZM214 98V99H213ZM247 98V99H245ZM253 98V99H251ZM256 98V99H255ZM260 98V99H259ZM19 99V100H18ZM30 99V101H29ZM42 99V100H40ZM56 99V100H55ZM80 99V100H79ZM131 99V100H129ZM133 99V100H132ZM137 102H136V100ZM145 99V100H144ZM154 99V100H153ZM172 99V100H171ZM196 99V100H195ZM200 102H198V100ZM219 99V100H218ZM245 99V101H244ZM250 99V101H249ZM255 99V101H254ZM6 100V101H4ZM11 100V101H10ZM13 100V101H12ZM22 100V101H21ZM61 100V101H60ZM84 100V101H82ZM87 100V101H86ZM104 100V101H103ZM107 100V101H106ZM113 100V101H112ZM142 102H141V101ZM147 100V101H146ZM152 102V101H155ZM160 100V101H159ZM162 100H164V102L162 103ZM167 100V101H166ZM182 100V101H181ZM208 100V101H207ZM227 100V101H226ZM4 101V102H3ZM10 101V102H9ZM16 101V102H15ZM52 101V102H51ZM67 103H66V102ZM82 101V102H80ZM90 103H89V102ZM127 103V104H125ZM129 101L131 103H129ZM134 101V102H133ZM139 101V102H138ZM145 101V102H144ZM196 101V102H195ZM221 101V102H220ZM234 101V102H233ZM248 101V102H247ZM254 102V103H251ZM258 101V103L256 102ZM263 101V103H262ZM13 102V103H12ZM22 104H20V103ZM31 102V103H30ZM48 102V103H47ZM51 102V103H49ZM63 104H62V103ZM79 102V103H78ZM86 102V103H85ZM95 102V103H94ZM115 102V104L113 103ZM119 102V103H118ZM133 102V103H132ZM141 102V103H140ZM161 102V103H160ZM169 104V107H166V103ZM175 102V103H174ZM250 102V103H249ZM4 103V104H3ZM10 103V104H7ZM18 103V104H17ZM71 103V104H70ZM74 103H78L74 104ZM82 105H81V104ZM86 107H85V104ZM110 103V106H109ZM114 105H113V104ZM138 103V104H137ZM151 103H153L154 105H152ZM158 103H160L158 105ZM171 103V104H170ZM182 105H179L181 104ZM204 105L202 106L201 104ZM228 103V104H227ZM242 103V104H241ZM262 103V104H261ZM7 104V105H5ZM15 104V105H14ZM16 104L19 106H16ZM20 104V105H19ZM26 104V105H25ZM32 104V105H31ZM54 104V105H53ZM59 104V105H58ZM91 104V105H89ZM104 104V105H103ZM123 104V105H122ZM129 104V105H128ZM132 107H131V105ZM161 106V107H158ZM162 104V105H161ZM176 104V105H175ZM188 104V105H185ZM198 106L199 108H197L196 106ZM198 104V105H197ZM233 104V106H232ZM235 104V105H234ZM248 104V105H247ZM256 104V105H255ZM260 104V105H259ZM4 105V106H3ZM11 105H13L11 110L10 107ZM22 105V107H21ZM43 107H42V106ZM47 105V106H46ZM49 105V106H48ZM74 105H76L74 107ZM94 105V106H92ZM100 105V106H99ZM122 105V106H121ZM129 107H128V106ZM140 105V106H139ZM147 105V106H146ZM165 105V106H164ZM175 105V106H174ZM178 105V107H176ZM185 105V107L183 106ZM194 105V106H192ZM217 105V106H216ZM26 106V107H25ZM45 106V108H44ZM65 106V107H64ZM84 106V108H83ZM99 106V107H98ZM165 108L163 109L162 108ZM180 106V107H179ZM190 108H189V107ZM202 106V107H201ZM260 106V107H259ZM25 107V108H23ZM32 107V108H31ZM34 107H35V111H34ZM52 107V108H51ZM63 107V108H62ZM79 107V109L77 108ZM92 107V108H89ZM108 107V108H106ZM116 110H114L113 108ZM119 108V109H116ZM123 107V109L121 108ZM126 107V108H125ZM131 107V108H130ZM136 107V108H135ZM159 109H158V108ZM171 107V108H170ZM176 107V108H175ZM183 107V109H181ZM194 107V108H193ZM206 107V108H205ZM222 107V108H221ZM227 107V108H226ZM9 108V109H8ZM18 108V109H16ZM21 108V110L19 109ZM27 108V110H26ZM43 108V109H42ZM58 108V109H57ZM62 108V110H61ZM96 108V110H95ZM133 108V109H132ZM138 108V109H137ZM144 108V109H143ZM157 110L155 111L154 109ZM163 110H162V109ZM230 108V109H229ZM236 108V110H234ZM242 108V109H241ZM246 113L244 112L245 109ZM14 109V111H13ZM39 109V110H38ZM47 109V110H46ZM67 109V110H66ZM87 109V110H86ZM91 109V110H90ZM106 109V110H105ZM110 109H112L110 111ZM125 109V110H124ZM131 109L133 110L131 112ZM135 109V110H134ZM138 112H137V110ZM161 109V112L159 111ZM175 109V112H174ZM178 109V111H177ZM187 109V110H186ZM193 109V113L191 112ZM195 109H198L195 110ZM225 109V110H224ZM226 109L227 112H226ZM7 112H6V111ZM16 110V112H15ZM26 110V111H25ZM33 110V112H32ZM42 110V111H41ZM53 110V111H52ZM57 110V113L56 111ZM64 110V112H63ZM80 110V111H78ZM94 110V111H93ZM127 110V111H126ZM145 110V111H144ZM155 112H154V111ZM165 110V111H164ZM171 110V111H170ZM183 110V111H182ZM205 110V111H204ZM222 112H221V111ZM234 110V112H232ZM239 110V111H238ZM9 111V112H8ZM22 111V112H21ZM49 111L51 113H49ZM66 111V112H65ZM68 111V112H67ZM72 111V112H71ZM99 111V113H97ZM136 115L135 114V112ZM148 111V112H146ZM211 111V112H210ZM248 111V112H247ZM48 112V113H47ZM62 112V113H61ZM79 112V113H78ZM86 112V113H85ZM124 112V114H123ZM142 112V113H141ZM151 112H153L151 114ZM157 112V114H156ZM160 112V113H159ZM170 112V115H169ZM181 112V113H180ZM194 112L198 113L195 114L194 116ZM204 112V116L203 115ZM215 112V113H214ZM243 114H241V113ZM6 113V114H5ZM9 113V114H8ZM14 113V114H12ZM32 113V114H31ZM34 113V114H33ZM38 113V114H37ZM45 113V114H44ZM61 113V114H60ZM82 115H81V114ZM93 113V115L91 116V114ZM111 113V114H108ZM116 113V114H114ZM130 113V114H129ZM134 113V114H133ZM147 113V114H146ZM150 113V114H148ZM155 113V114H154ZM161 115H159V114ZM166 115H165V114ZM187 113V114H186ZM189 113V114H188ZM206 113V114H205ZM2 114V116H1ZM27 114V115H26ZM43 114V115H42ZM85 114V115H84ZM101 116L98 117L99 115ZM181 114V115H179ZM212 114V115H211ZM247 114V115H246ZM260 114V115H258ZM11 115H13V117H11ZM42 115V116H39ZM48 117H46V116ZM64 115V118H63ZM87 115V116H86ZM97 115V116H96ZM118 115V116H117ZM128 115V116H127ZM147 117H146V116ZM154 115V116H153ZM156 115L162 119H159L156 117ZM178 115V116H177ZM214 115V116H213ZM238 115V116H237ZM252 115V116H250ZM20 116V117H19ZM38 116V117H37ZM52 116V117H51ZM69 116V119L67 118ZM80 116V117H79ZM86 116V117H83ZM110 116V117H109ZM113 116V117H112ZM117 116V118H116ZM121 116V117H120ZM135 116V117H132ZM149 116V117H148ZM155 117L156 119H154L153 117ZM165 116V117H164ZM168 116V117H167ZM173 117V119L177 118L179 119L178 121L174 120L171 118ZM177 118H176V117ZM184 116V117H183ZM190 116V117H189ZM198 116V117H197ZM244 116V117H243ZM247 116V117H246ZM5 117V118H4ZM8 117H11L10 119ZM23 117V118H22ZM29 117V118H28ZM35 117V118H34ZM57 117V118H56ZM88 117V118H87ZM109 117V118H108ZM123 117V118H122ZM141 117V118H139ZM145 118L143 120V118ZM170 117V118H169ZM183 117V118H182ZM194 117V118H192ZM203 117V118H202ZM212 117V118H211ZM243 117V119H241ZM250 117V118H249ZM3 118V119H2ZM8 118V119H7ZM21 120H19V119ZM42 118V119H41ZM44 118V119H43ZM48 118V119H47ZM51 118V120H49ZM80 120H79V119ZM86 118V119H85ZM93 118V119H92ZM96 120H95V119ZM107 118V119H106ZM127 118V119H126ZM129 118V119H128ZM133 118V119H132ZM136 118V119H135ZM153 118V120L151 121V119ZM168 118V119H167ZM190 118V119H187ZM211 118V119H210ZM248 118V119H247ZM6 119L8 121H6ZM16 119V120H15ZM18 119V120H17ZM25 119H27L25 121ZM45 119L47 121H45ZM71 119V120H70ZM82 119V121H81ZM89 119V121H88ZM92 119V120H90ZM110 119V120H109ZM113 119V121H112ZM123 121H122V120ZM130 119L132 121H130ZM171 119V121H169ZM182 119V120H180ZM193 119V120H192ZM254 119V120H253ZM12 120V121H11ZM49 120V122H48ZM58 120V122L56 121ZM60 120V121H59ZM76 120V121H75ZM109 120V121H108ZM127 120V121H126ZM146 120L148 122H146ZM168 120V121H167ZM202 120V121H201ZM248 120V121H247ZM14 121V123H13ZM18 121V122H17ZM20 121V122H19ZM34 121V122H33ZM41 121V122H40ZM80 121V122H79ZM94 121V122H93ZM119 121V122H118ZM122 121V122H121ZM136 121V122H134ZM144 121V123H142ZM156 121V122H155ZM164 121V122H163ZM173 121V122H172ZM185 121V122H184ZM192 121V123H191ZM240 121V122H239ZM253 121V122H252ZM3 122V123H2ZM29 122V123H28ZM51 122V123H50ZM75 122V123H74ZM91 122V123H90ZM97 122V123H96ZM104 122V123H103ZM109 122L111 124H113V126L109 125ZM119 124H117V123ZM125 122V123H124ZM130 122V123H128ZM196 122V123H195ZM198 122V123H197ZM243 122V123H242ZM6 123V124H5ZM12 123V124H11ZM20 123V124H19ZM26 123V124H25ZM33 125H32V124ZM48 123V124H47ZM62 123V124H61ZM78 123V125L76 124ZM88 123V124H87ZM99 123V124H98ZM106 123V124H105ZM115 123V125H114ZM131 123L133 124V126L131 125ZM137 125H136V124ZM140 123V124H139ZM153 123H155L154 125H156L154 127V125H152ZM189 123V124H188ZM191 123V124H190ZM246 127L243 126L242 124L245 125ZM250 123V124H249ZM253 123V125L251 124ZM255 123V124H254ZM9 124L7 127L8 129L5 128V125ZM11 124V125H10ZM17 126H15V125ZM29 124V125H28ZM50 124V125H49ZM60 124V125H59ZM68 124V125H67ZM73 124V125H72ZM97 126H94V125ZM101 124V125H100ZM128 124V125H127ZM130 124V126H129ZM143 126H142V125ZM149 124V125H148ZM160 124V125H159ZM171 124V125H170ZM175 124V125H174ZM200 124V125H199ZM3 125V126H2ZM13 125V126H12ZM24 126V130H23V126ZM27 125V126H26ZM38 125V126H37ZM46 125V126H45ZM52 125V126H51ZM76 125V127H74ZM82 125V126H81ZM86 125V126H84ZM93 125V126H92ZM122 125V126H121ZM148 127H146V126ZM151 125V126H150ZM177 125V126H176ZM227 125V126H226ZM241 125V126H240ZM260 125V126H259ZM262 125V126H261ZM19 126V127H18ZM22 126V127H21ZM26 126V127H25ZM32 126V127H31ZM37 126V127H36ZM45 126V127H44ZM59 126V127H58ZM66 126H71V127H66ZM81 126V127H79ZM93 128H92V127ZM129 128H128V127ZM196 126V127H195ZM221 126V127H220ZM252 126V127H251ZM14 127V128H13ZM37 129H36V128ZM58 127V128H57ZM63 127V128H62ZM65 127V128H64ZM74 127V128H72ZM100 127V130H99ZM102 127V129H101ZM104 127V128H103ZM112 127V129L110 128ZM119 127V128H118ZM133 127V128H132ZM139 127V128H138ZM143 127V128H141ZM170 127V128H168ZM198 127V129H197ZM201 127V128H200ZM219 127V128H218ZM5 128V129H4ZM13 128L12 131H10ZM19 128V135L16 131ZM32 128V129H31ZM61 128V129H60ZM67 128V129H66ZM72 128V130H71ZM77 128V129H76ZM82 128V129H80ZM91 128V129H90ZM110 131H109V129ZM122 128V129H120ZM207 128V129H206ZM256 128V130H254ZM4 129V130H3ZM22 129V131H21ZM30 131H29V130ZM34 129V130H33ZM42 129V130H41ZM48 129V130H47ZM60 129V130H58ZM74 129V130H73ZM85 129V133L84 130ZM105 129V130H104ZM124 129V130H123ZM132 130L130 132H128L129 130ZM135 129V130H134ZM141 129V130H140ZM144 131H143V130ZM146 129V130H145ZM148 129V130H147ZM155 129V130H154ZM159 129V130H157ZM198 131H197V130ZM259 129V130H258ZM3 130V131H2ZM6 130V132H5ZM28 130V131H25ZM62 130V131H61ZM64 130V131H63ZM68 130V131H67ZM71 130V131H69ZM120 130V131H119ZM152 130V131H151ZM170 130V131H169ZM175 130V131H174ZM15 131V132H14ZM37 131V132H36ZM51 133H49V132ZM78 131V132H77ZM80 131H82L81 133H79ZM88 131V132H87ZM94 133H93V132ZM104 133H102V132ZM136 131V132H135ZM138 131V132H137ZM246 133H245V132ZM26 132V133H25ZM30 132V133H28ZM32 132V133H31ZM73 132V133H72ZM77 132V133H75ZM97 132V133H96ZM104 135V136H102ZM113 132V133H112ZM122 132L124 134H122ZM154 134H153V133ZM175 132V133H174ZM224 132V133H223ZM256 132V133H254ZM3 133V134H2ZM11 133V134H9ZM14 133V135H13ZM16 133V134H15ZM26 135H24V134ZM43 133V134H42ZM68 133V134H67ZM71 133V134H70ZM93 133V134H92ZM116 133L118 135H116ZM128 133V135H126ZM151 133V134H149ZM161 133V134H160ZM164 133V134H163ZM245 133V134H244ZM254 133V134H253ZM5 134V135H4ZM9 134V135H7ZM19 136H18V135ZM32 134H33V138L34 141L37 143H35L33 141L32 138ZM37 137H35L34 136ZM51 134H55L54 136ZM73 134V135H72ZM75 134V135H74ZM79 134V135H78ZM82 136H81V135ZM89 134V135H88ZM91 134V135H90ZM112 134V135H111ZM116 136H115V135ZM140 134V135H139ZM142 134V136H141ZM160 136H159V135ZM170 134V135H169ZM172 134V135H171ZM7 135V136H6ZM11 135V139L10 138ZM42 135H44L45 137H43ZM48 135V136H47ZM84 135V137H83ZM114 135V136H113ZM126 135V136H125ZM147 135V136H146ZM157 135V136H155ZM200 135V137H199ZM17 136V137H16ZM22 136V137H21ZM24 136V137H23ZM51 138H50V137ZM56 136V137H55ZM72 136V137H71ZM80 136V137H78ZM112 136V137H111ZM119 136V137H118ZM125 136V137H123ZM135 136V137H133ZM146 136V137H144ZM149 136V137H148ZM173 136V138H172ZM9 137V138H8ZM13 137V138H12ZM20 139H19V138ZM41 137V138H40ZM43 137V138H42ZM55 139H52V138ZM59 137V138H58ZM62 137V138H61ZM78 137V138H77ZM92 137V138H91ZM99 139H98V138ZM106 137V139H105ZM108 137V138H107ZM154 137V138H153ZM163 137V138H162ZM166 137V138H164ZM169 137V138H168ZM191 137V138H190ZM15 138V139H14ZM16 138H18V142L16 140ZM40 138V139H39ZM46 138V139H45ZM74 138H77V140ZM81 138V139H80ZM83 138V139H82ZM86 138V139H85ZM91 138V141H90ZM132 138V139H131ZM141 138V139H140ZM150 138V140H148ZM168 138V139H167ZM198 138V139H197ZM200 138V139H199ZM222 138V139H221ZM2 139V141H1ZM6 139V140H5ZM23 141H22V140ZM32 139V140H31ZM64 139V140H62ZM88 139V141H87ZM94 139V141H92ZM98 139V140H97ZM103 139V140H102ZM108 139V140H107ZM113 139V140H111ZM121 139V140H120ZM126 139V140H125ZM141 142H138V140ZM162 139V140H160ZM172 139V140H171ZM243 139V140H242ZM245 139V140H244ZM250 140V141H247ZM12 140V141H10ZM31 140V141H30ZM38 140V141H37ZM40 140V142H39ZM47 140V142H46ZM79 140V141H78ZM97 140V141H96ZM106 140V141H105ZM115 140H117L115 142ZM160 140V142H159ZM224 140V141H223ZM5 141V143H4ZM10 141V142H8ZM29 141V142H27ZM33 141V142H32ZM52 141L54 142V147L52 149ZM64 141V142H61ZM67 141V143H66ZM111 141V142H110ZM124 141L126 143H124ZM130 141V142H129ZM133 141V142H131ZM156 141V142H155ZM245 141V142H244ZM17 142V143H16ZM27 144H25V143ZM44 144H43V143ZM88 146L84 144V143ZM89 144H88V143ZM93 142V143H92ZM104 144H103V143ZM121 142V143H120ZM144 142H148L147 145ZM150 142V143H149ZM154 144H153V143ZM163 145H162V143ZM170 142V143H169ZM180 142V143H179ZM183 142V143H182ZM193 142V143H192ZM199 142V143H197ZM222 144H221V143ZM8 143H12L11 146H8ZM49 143V144H48ZM51 143V144H50ZM57 143V144H55ZM135 143V144H134ZM138 143V144H137ZM141 143V144H139ZM161 143V144H160ZM6 144V145H5ZM25 147H24V145ZM34 144V145H32ZM46 144V145H45ZM48 144V145H47ZM64 144V145H63ZM66 144L68 146H66ZM109 144V145H108ZM123 144V145H122ZM144 144V145H143ZM160 144V145H159ZM189 144V145H188ZM198 144V145H197ZM19 145V146H18ZM30 145V146H29ZM38 145V146H37ZM52 145V146H51ZM70 145V146H69ZM80 145V147L78 146ZM82 145V146H81ZM92 145V146H91ZM94 145V146H93ZM99 145H103V146H99ZM114 145V148L111 146ZM130 147H129V146ZM146 145V147H145ZM162 145V146H161ZM193 145L194 149H193ZM201 145V146H200ZM245 145V146H244ZM14 148H13V147ZM44 146V147H43ZM48 146V148H47ZM59 146V148H58ZM83 146H85V148H83ZM91 146V148H90ZM107 146V148L105 147ZM153 146V147H152ZM155 146V147H154ZM162 147V148H159ZM169 146V147H168ZM186 146V147H185ZM200 146V147H198ZM9 147V148H8ZM30 147L31 150L34 149V147H36L35 149L37 150H33L32 152L30 151V149L28 148ZM42 147V148H41ZM47 149H46V148ZM69 147V148H68ZM100 149H99V148ZM120 147V148H119ZM126 147V148H125ZM158 147V148H156ZM168 147V148H167ZM233 147V148H232ZM5 148V149H4ZM8 148V151H7ZM22 148V149H20ZM27 148V150H29L28 152L25 151V149ZM41 150H40V149ZM87 148V149H86ZM93 148V149H92ZM95 148V149H94ZM113 150H110V149ZM130 148V149H129ZM132 148V149H131ZM142 148V149H141ZM150 148V149H149ZM164 148V150H163ZM186 148V149H185ZM192 148L191 150L188 149ZM257 148V149H256ZM12 149V150H11ZM19 149V150H18ZM86 149V150H85ZM91 149V153H89V150ZM118 149V150H117ZM121 149V150H120ZM129 149V150H128ZM144 149V150H143ZM148 149V150H147ZM223 151H222V150ZM253 149V150H252ZM260 151H259V150ZM13 150L15 152H13ZM53 150V151H52ZM55 150L59 151L58 156H57V152H56V156L58 158H61L60 160L57 159V157H53L55 156ZM68 150L70 151V153L66 154L67 152L65 151ZM83 150V151H82ZM117 150V154L114 153ZM124 152H123V151ZM128 150V151H127ZM136 150V151H135ZM142 150V151H141ZM146 150V151H145ZM155 150V151H154ZM7 151V152H6ZM21 151V152H20ZM23 151L24 152V156L27 154V157L23 156ZM35 151V153H34ZM40 153H39V152ZM48 151V152H47ZM50 151V152H49ZM75 151V152H74ZM82 151V152H81ZM102 153H101V152ZM106 151V152H105ZM131 151V152H130ZM160 151H161V155H160ZM187 151V152H186ZM225 151V152H224ZM12 152V153H10ZM44 152V153H43ZM53 152V153H51ZM63 154H62V153ZM93 152V154H92ZM111 152H113L110 154ZM126 152H128L126 154ZM133 152V154H132ZM140 154H138V153ZM148 152V153H146ZM153 152V153H152ZM166 155H164L165 153ZM186 152V153H185ZM190 152V153H189ZM249 152V153H248ZM16 153V154H13ZM33 153V155H32ZM39 153V154H38ZM47 153V154H45ZM65 153V154H64ZM74 153V155H73ZM89 153V154H87ZM102 154L99 155L98 154ZM123 153V154H122ZM135 153V154H134ZM170 153V154H169ZM172 153V157L170 156ZM189 153V154H188ZM197 153V154H196ZM215 153V154H214ZM229 153H231V156L229 155ZM236 153V154H235ZM256 153V154H255ZM20 154V156L18 155ZM31 154V155H29ZM54 154V155H53ZM61 154L63 156H61ZM109 154L111 156H109ZM116 154V155H115ZM146 154V156L144 155ZM163 154V155H162ZM186 154V155H184ZM259 154V155H258ZM5 155V157H4ZM47 155V156H44ZM69 159H68V157ZM75 156V158H73V156ZM120 155V156H119ZM125 159L124 158V156ZM130 159H129V156ZM136 157H135V156ZM140 158H139V156ZM251 155V156H249ZM263 155V156H262ZM15 156V157H14ZM22 156V158H21ZM31 156V157H30ZM34 156V158L32 157ZM37 156V157H35ZM51 156V157H50ZM72 159H74L73 162L77 161V164L75 162V164H73L71 162V157ZM79 156V158L77 157ZM92 156V158H91ZM105 156V157H104ZM114 156V157H112ZM119 158L118 160H116L117 158ZM142 156V157H141ZM157 156V157H155ZM164 156V157H162ZM166 156V157H165ZM185 156V157H184ZM7 157H10L11 159L9 160ZM13 157V158H12ZM44 157V158H43ZM66 157V158H65ZM94 157V158H93ZM106 157H108L106 159ZM169 157V158H168ZM189 159H186V158ZM16 158V159H15ZM20 158V159H18ZM25 158V160L23 159ZM39 158V159H38ZM51 158V159H50ZM53 158V159H52ZM110 158V159H109ZM115 158V159H112ZM138 158V159H137ZM154 158V159H153ZM160 158V159H158ZM163 158V159H161ZM231 158V159H230ZM251 158V159H250ZM23 159V160H22ZM26 159L30 160L27 161ZM41 159H46L47 163L43 164H39ZM52 160V164L54 163L56 165L57 168V172H56V168L55 165H52L51 162L48 163L49 161ZM63 159V163L61 162V160ZM81 159V160H80ZM83 159H87L85 161H83ZM106 159V160H104ZM131 159L133 161H131ZM137 159V160H136ZM154 161H153V160ZM174 161H173V160ZM195 159V160H194ZM199 159V160H198ZM200 159H202L203 161H200ZM249 159L251 160V162L249 161ZM3 160V161H2ZM14 160V161H13ZM19 160V161H18ZM38 160V161H37ZM65 160V161H64ZM120 160V161H119ZM130 162H129V161ZM158 160V161H157ZM10 161V162H9ZM23 161V162H22ZM80 163H79V162ZM112 161V162H111ZM156 161V162H155ZM161 161V162H160ZM173 161V162H172ZM199 161V162H197ZM226 161V162H225ZM249 161V162H248ZM13 162V163H11ZM25 162V164H24ZM58 162V163H57ZM71 162V163H70ZM98 162V163H97ZM123 162V163H122ZM130 164H129V163ZM2 163V164H1ZM6 163V164H5ZM8 163V164H7ZM21 163V164H20ZM26 163H31V164H26ZM42 163V162H41ZM62 163V166L64 165L65 167H60ZM94 163V164H93ZM96 163V164H95ZM115 163V164H114ZM116 163L118 165H116ZM120 163H122V165H120ZM126 163V164H125ZM133 163V165H132ZM138 163V164H137ZM148 163V164H147ZM197 163H200L197 165ZM220 163V164H219ZM226 163V164H225ZM5 164V166L3 165ZM12 164V165H11ZM15 164V165H14ZM35 164V165H34ZM47 164V165H46ZM51 164V165H49ZM66 164V165H65ZM69 164V165H68ZM73 164V166L71 165ZM85 164V165H84ZM87 164V165H86ZM112 164V165H111ZM23 165V167H21ZM40 165V166H39ZM49 165V168L47 167ZM60 165V166H58ZM96 165V166H94ZM99 165V166H98ZM127 165V166H125ZM179 165V166H178ZM202 165V166H201ZM8 166V167H7ZM11 166V168H10ZM16 166V167H15ZM31 166V167H28ZM43 166V167H42ZM44 166L45 168H47V170H45L44 172ZM51 166V167H50ZM72 166V167H71ZM77 168H75V167ZM82 166V167H81ZM88 166V167H87ZM98 166V167H97ZM103 166V167H101ZM108 166V168L106 167ZM111 166V167H110ZM131 166V167H130ZM138 166V170L137 167ZM149 166V167H148ZM166 166V167H165ZM232 166V167H231ZM259 166V167H258ZM5 167V168H4ZM7 167V168H6ZM26 167V168H25ZM41 167V168H40ZM53 167V168H52ZM71 167V168H70ZM80 167V168H79ZM92 167V168H91ZM110 167V168H109ZM130 167V168H129ZM148 167V170H147ZM160 167V168H159ZM263 167V168H262ZM10 168V169H9ZM16 168V169H15ZM31 168V169H30ZM39 168V169H37ZM55 168V169H54ZM73 168V169H72ZM75 168V169H74ZM83 168V169H81ZM113 168V169H112ZM122 168H124L123 170H121ZM127 170H126V169ZM130 169L129 172H132V174L134 176H136V178L131 174V173H127V171ZM140 168V169H139ZM142 169H146V171L141 170ZM9 169V170H8ZM23 169V170H22ZM33 169V171H32ZM43 170L42 172L45 173V175H43V173L40 170ZM52 169V170H50ZM59 169V170H58ZM64 169V171H63ZM66 169V170H65ZM72 169V172L71 170ZM94 169V170H92ZM99 169V171H98ZM107 169V171H106ZM111 169V170H110ZM117 169V171H116ZM173 169V170H172ZM190 169V170H188ZM203 169V170H202ZM16 170V171H15ZM30 170V171H29ZM51 173L49 175V172ZM61 170V171H60ZM77 170V171H76ZM91 170V171H90ZM96 170V171H95ZM121 170V171H120ZM155 173V174H151V172ZM199 170H201L199 172ZM208 170V171H207ZM237 170V171H236ZM5 171V173H4ZM12 171V172H10ZM15 171V172H14ZM24 171V172H23ZM26 171V172H25ZM76 171V172H73ZM84 171V173H83ZM105 171V172H104ZM109 171V172H108ZM115 171V172H114ZM119 171V172H118ZM136 171L138 172V174L136 173ZM171 171V172H170ZM7 172V173H6ZM28 172V173H27ZM56 172V173H55ZM71 174H70V173ZM96 172V174H95ZM100 172V173H99ZM117 172L120 174H117ZM123 174H121V173ZM127 174H125V173ZM202 172V175L200 174ZM204 172H206L204 174ZM13 173V174H10ZM17 173V174H16ZM21 173V174H20ZM23 173V174H22ZM25 173H27L25 175ZM40 173V176L38 177L37 174ZM53 173V174H52ZM60 173V175H58ZM63 173V174H62ZM68 173V176H67ZM73 173V174H72ZM75 173V174H74ZM82 173V174H81ZM114 173V177L113 174ZM146 173V174H145ZM258 173V174H257ZM260 173V174H259ZM5 174V175H4ZM9 174L11 175V177L9 176ZM19 174V175H18ZM31 174V175H29ZM48 174V175H47ZM57 174V175H56ZM84 174V176H83ZM88 177H87V175ZM90 174V175H89ZM118 176H117V175ZM143 174V175H142ZM175 174V175H172ZM177 174V175H176ZM215 174V175H214ZM230 174V175H229ZM8 175V177L6 176ZM21 175V176H20ZM29 175V176H28ZM53 175V177H52ZM56 175V177H55ZM72 175V176H71ZM73 175H75V178H73ZM77 175V176H76ZM79 175V176H78ZM112 175V176H111ZM125 175V176H124ZM129 175V176H128ZM183 175V176H182ZM199 175V177H198ZM205 175V176H204ZM210 175V176H209ZM4 176V177H3ZM15 176V177H14ZM20 176V177H19ZM48 176V177H47ZM50 176V177H49ZM92 176V177H91ZM128 176V177H127ZM132 178H131V177ZM186 176V177H185ZM3 177V178H2ZM17 177V178H16ZM22 177H25L22 178ZM30 180H29V178ZM34 177V178H33ZM51 177L52 180L51 181ZM76 180L77 182L75 183V181L71 180ZM77 177V178H76ZM81 177V178H80ZM82 177H84L82 179ZM116 177V178H115ZM121 177V178H120ZM135 179H134V178ZM168 177V178H167ZM172 177V179H170ZM189 177H191L190 179H188ZM207 177V178H206ZM6 178V179H5ZM22 181H20V179ZM42 178V180H41ZM64 178V179H63ZM91 178V179H90ZM99 178V179H98ZM125 178L127 181H125ZM132 180H131V179ZM145 178V179H144ZM178 178V180L176 179ZM198 178V179H196ZM5 179V180H4ZM19 179V180H18ZM32 179V180H31ZM68 179V180H67ZM97 179V180H96ZM120 181H119V180ZM124 181H123V180ZM201 179V180H200ZM208 179V181H207ZM211 179V180H210ZM15 180V181H13ZM47 180V181H46ZM50 182H49V181ZM57 180V181H56ZM66 180L68 181L66 184ZM79 180V181H78ZM83 180V181H82ZM89 180V181H87ZM91 180V182H90ZM136 180V181H134ZM139 180V184L138 181ZM145 180V181H144ZM152 180V181H151ZM155 180V181H154ZM166 180V181H165ZM170 180V181H169ZM172 180V181H171ZM175 180V181H174ZM180 180V181H179ZM185 180V181H184ZM213 180V181H212ZM243 180V181H242ZM9 181V182H8ZM20 183H19V182ZM24 181L26 182L24 184ZM35 181V182H34ZM37 181V183H36ZM47 182L46 184L43 182ZM63 181V182H62ZM72 181V182H71ZM102 181V182H101ZM118 183H116V182ZM119 181V182H118ZM141 181V182H140ZM201 183H200V182ZM211 181V182H210ZM15 182V183H14ZM17 182V183H16ZM28 182V184H27ZM65 182V184H64ZM74 182V184H73ZM80 182V183H79ZM98 182V183H97ZM115 182V183H114ZM122 182H124L125 184H123ZM136 182V183H135ZM172 182V183H171ZM174 182V183H173ZM179 182V183H178ZM205 182V183H203ZM216 182V183H215ZM12 183H14L15 187L13 185H11ZM23 183V184H21ZM54 185V188L52 189V184ZM56 183V184H55ZM79 183V184H78ZM96 183V184H95ZM130 183H135V184H130ZM144 185H143V184ZM166 183V184H165ZM208 183V184H207ZM212 183L214 184V186L212 185ZM21 184V185H20ZM27 184V185H26ZM38 184V185H37ZM40 184V185H39ZM45 184V185H44ZM71 184V186H69ZM73 184V185H72ZM83 184V185H81ZM86 184V185H85ZM92 184V185H91ZM174 184V185H173ZM176 184H178V186H176ZM211 184V185H210ZM224 184V185H223ZM240 184V185H239ZM31 186V191L29 189V186ZM43 185V186H42ZM62 185V186H61ZM68 185L67 188L66 186ZM78 185V186H76ZM81 187H80V186ZM88 185V186H87ZM96 185L98 186L96 187ZM123 185V186H122ZM127 185V186H126ZM129 185V186H128ZM137 185V186H136ZM143 185V186H140ZM192 185V186H191ZM194 185V186H193ZM210 185V186H208ZM220 185V186H219ZM225 187H223V186ZM19 186H21L22 188H20ZM26 186V187H25ZM34 188H33V187ZM36 186V187H35ZM46 188H45V187ZM50 186V187H48ZM87 186V187H86ZM126 186V188H125ZM134 186H136L134 188ZM140 186V187H139ZM155 186V187H154ZM176 187L174 189V187ZM208 186V187H207ZM219 186V188L217 187ZM18 187V188H17ZM25 187V189H23ZM61 187H65L63 190L61 189ZM95 187V188H94ZM104 187V188H102ZM113 187V188H111ZM124 187V188H122ZM130 187V188H128ZM131 187H133L131 189ZM142 187V188H141ZM147 187V188H146ZM154 187V188H153ZM157 187V189H156ZM164 187V188H163ZM190 187H192L190 189ZM210 187V188H209ZM216 189H214V188ZM12 188V189H11ZM26 188H28L26 190ZM41 188V189H40ZM60 188V189H59ZM73 188V190H72ZM74 188H76V191L74 190ZM147 190H145V189ZM160 188V189H159ZM206 188V190H205ZM209 190H208V189ZM222 188V190H221ZM225 188V189H224ZM232 188V190H231ZM239 188V189H238ZM67 189V190H65ZM93 189V190H92ZM102 189V190H101ZM136 189V191H135ZM154 189V190H153ZM156 189V190H155ZM4 190V191H2ZM21 190V191H20ZM25 190V191H23ZM52 190V191H51ZM71 192H70V191ZM80 190V192H78ZM90 190V191H89ZM101 190V191H100ZM105 190V192H104ZM130 190V191H129ZM183 190V191H182ZM211 190V191H210ZM12 191V192H11ZM46 191V192H44ZM48 191V192H47ZM50 191V192H49ZM69 191V192H68ZM74 191V192H72ZM82 191V193H81ZM83 191L84 195H83ZM87 191V192H86ZM91 198V194H93ZM127 191V192H126ZM129 191V192H128ZM133 191V193L131 192ZM153 191V192H152ZM156 191V192H155ZM159 191V192H158ZM194 191V192H193ZM218 191V192H217ZM233 191V192H232ZM253 191V192H252ZM14 192V193H13ZM24 192V193H23ZM28 194H27V193ZM35 192V193H34ZM62 192V193H61ZM67 192L69 194L68 197H71L72 195V199L70 198L71 201H69L68 197H67ZM101 192V193H100ZM104 192V193H103ZM147 192V193H145ZM184 192V194H180ZM212 192V193H209ZM226 192V193H225ZM229 192V193H228ZM38 193V194H37ZM43 193V194H42ZM46 193V194H45ZM71 193V195H70ZM81 197H80V195ZM88 193V194H87ZM131 193V194H130ZM169 195H168V194ZM193 193V194H192ZM214 193V194H213ZM231 193V194H230ZM235 193V194H234ZM241 193V194H240ZM244 193V194H243ZM258 193V194H257ZM10 194V195H8ZM16 194V195H14ZM33 194V195H32ZM49 194V195H48ZM103 196H102V195ZM110 194V195H109ZM144 194V195H143ZM178 194V195H177ZM192 196H191V195ZM207 194V195H206ZM237 194V195H236ZM249 194V195H248ZM14 195V196H12ZM31 195V196H30ZM55 197H54V196ZM76 195H79L76 196ZM89 195V196H88ZM100 195V196H98ZM108 195V196H107ZM131 195V196H130ZM158 195V196H157ZM203 195V196H202ZM219 195V196H218ZM233 195V196H232ZM239 195V196H238ZM245 195V196H244ZM44 196V197H43ZM47 196V197H46ZM85 196V198L83 197ZM107 196V197H106ZM138 196V197H137ZM141 196V197H140ZM194 196V197H193ZM230 196V197H229ZM248 196V197H247ZM250 196V197H249ZM14 197V198H12ZM16 197H19L18 199H16ZM23 197V198H22ZM66 197V198H65ZM76 197V198H73ZM80 199H78V198ZM90 197V198H89ZM125 197V198H124ZM193 197V200H192ZM100 198V199H98ZM134 198L136 199V201H134ZM143 198V200H142ZM151 198V199H150ZM196 198V200H195ZM228 198V199H227ZM242 198V199H241ZM89 199V200H88ZM110 199V200H109ZM113 201H112V200ZM118 199L120 201H118ZM221 199V200H220ZM237 199V201H235ZM245 199V201H244ZM248 199V200H247ZM256 199V200H255ZM20 202H19V201ZM44 200V201H43ZM85 200V201H84ZM87 200V202H86ZM98 201V202H93V201ZM117 200V201H116ZM141 200V201H140ZM148 200V201H145ZM187 200V201H186ZM195 200V201H194ZM247 200V201H246ZM23 201H26L23 202ZM47 201V202H46ZM91 201V202H89ZM135 203H134V202ZM140 201V202H139ZM161 201V202H160ZM180 201V203H179ZM186 201V203H185ZM191 201V202H189ZM211 201V202H210ZM239 201V202H238ZM242 201V202H241ZM5 202V203H4ZM17 202V203H16ZM23 202V204H22ZM71 202V203H70ZM93 202V203H92ZM170 202V203H169ZM183 202V203H181ZM194 204H193V203ZM222 202V203H221ZM42 203V204H41ZM74 203V204H73ZM76 203V204H75ZM90 205H89V204ZM97 203H99V207L97 205ZM106 203V205H105ZM116 205H115V204ZM124 203V204H123ZM138 203V204H137ZM199 203V204H198ZM237 203V204H236ZM254 203V204H253ZM256 203V205H255ZM2 204V205H1ZM16 204V206H15ZM29 204V205H28ZM48 204V207H47ZM53 204V205H52ZM69 204V205H68ZM94 204V205H93ZM101 204V205H100ZM112 206H110V205ZM115 206H113V205ZM120 204V205H119ZM186 204V205H185ZM220 204V205H219ZM263 206H262V205ZM8 205V206H7ZM11 205V206H10ZM20 205V206H18ZM31 205V206H30ZM34 205V206H33ZM84 205V206H83ZM87 205V209H89V211L86 208ZM103 205V206H102ZM202 207H201V206ZM214 205V206H213ZM251 205H253L251 207ZM24 206V207H23ZM29 206V207H28ZM56 206V207H55ZM72 206V207H71ZM75 206V207H74ZM101 206V207H100ZM105 206V208H104ZM200 206V207H199ZM225 208H224V207ZM227 206V207H226ZM250 206V207H249ZM13 207V208H12ZM19 207V208H17ZM23 207V208H22ZM27 207V208H26ZM32 207V208H31ZM45 207V209H44ZM48 210H47V208ZM50 207V208H49ZM96 207V208H95ZM108 207V208H107ZM130 207V208H129ZM139 207V208H138ZM149 207V208H147ZM229 207V209H228ZM257 207V208H256ZM10 208V209H8ZM17 208V209H15ZM21 208V209H20ZM31 208V209H30ZM93 208V209H92ZM95 208V209H94ZM107 208V211H106ZM111 208V209H110ZM113 208V211H112ZM153 208V209H152ZM163 208V209H162ZM221 208V209H220ZM2 209V210H1ZM24 209V210H23ZM56 209V210H55ZM102 209V210H101ZM104 209V210H103ZM109 209V210H108ZM123 209V210H121ZM131 209V210H130ZM138 209V210H137ZM141 209V210H140ZM151 209V210H150ZM173 209V210H172ZM192 209V211H191ZM209 209V212H208ZM228 209V210H227ZM11 210V211H10ZM16 212H15V211ZM20 210V211H19ZM27 210V211H26ZM34 210V212H33ZM37 210V211H36ZM52 210V211H51ZM65 210V211H63ZM80 210V211H79ZM82 210V211H81ZM85 210V211H84ZM92 210V212H91ZM94 210V211H93ZM100 210V211H98ZM150 210V211H149ZM188 210V212L186 213V211ZM227 210V211H226ZM230 210V211H229ZM22 211V213H21ZM102 211V213H101ZM136 211V213H135ZM141 211V212H139ZM152 211V212H151ZM202 211V212H201ZM4 212V213H3ZM8 212V213H7ZM49 214H48V213ZM51 212V213H50ZM68 214L70 215H67ZM72 212L74 215H72ZM78 212V213H77ZM95 212V213H94ZM99 212L101 213V215L99 214ZM123 212V213H122ZM201 212V213H200ZM228 214H227V213ZM244 212V213H243ZM250 212V214H249ZM254 212V213H252ZM15 213V216H13ZM18 213V214H17ZM20 213V214H19ZM33 213V214H32ZM43 213V214H42ZM45 213V214H44ZM64 213V214H62ZM86 213V214H85ZM90 213V214H88ZM104 213V214H103ZM111 213H113L111 215ZM139 213V214H138ZM192 213V214H191ZM7 214V216H6ZM52 214V215H50ZM55 214V215H54ZM62 214V215H61ZM93 214V216H92ZM96 214V215H95ZM104 216H103V215ZM115 214V215H114ZM117 214V215H116ZM143 214V216H142ZM146 214V216H145ZM186 214V215H185ZM195 214V215H194ZM221 214V216H220ZM226 214V215H225ZM253 216H252V215ZM20 215V216H19ZM36 215V216H35ZM37 215L39 217H37ZM47 217H46V216ZM62 217H60V216ZM68 218H67V216ZM87 215V216H86ZM205 215V216H204ZM209 217H206V216ZM223 215V216H222ZM225 215V216H224ZM257 215V216H256ZM260 215V216H259ZM10 216V217H9ZM23 216V217H22ZM25 216V217H24ZM57 217V219H55V217ZM65 216V218H64ZM73 216V217H72ZM111 217V219H107L108 217ZM113 216V218H112ZM116 216V218L114 217ZM135 216V217H134ZM139 216V217H138ZM193 216V217H192ZM199 216V219H198ZM229 216V217H228ZM241 216V217H240ZM251 218H249V217ZM5 217V218H4ZM18 217V218H17ZM21 217V218H20ZM53 217V218H52ZM60 217V218H59ZM83 217V218H82ZM100 217V218H99ZM119 217V218H118ZM122 217V219H120ZM127 217V218H126ZM155 217V218H154ZM169 217V219H168ZM179 217V218H178ZM214 217V218H213ZM240 217V218H239ZM243 217H245V220L243 219L244 222H242V225L238 226V222L240 219H242ZM256 217V218H254ZM15 218V219H14ZM19 220H17V219ZM33 221H32V219ZM39 218V219H38ZM51 218V219H50ZM74 218V219H73ZM105 218V219H104ZM144 218H149L145 221ZM154 218V219H153ZM176 218V219H175ZM7 219L9 220V222L7 221ZM14 219V221H12ZM55 219V220H54ZM68 219V220H67ZM70 219L72 220L70 222ZM76 219V220H75ZM78 219V220H77ZM104 219V220H103ZM198 219V220H197ZM248 219V220H247ZM250 219V220H249ZM4 223H3V221ZM11 220V221H10ZM40 220V221H38ZM59 222H56L58 221ZM62 220V221H61ZM65 220V221H64ZM80 220V221H79ZM101 220V221H100ZM108 220V221H106ZM116 220V221H115ZM135 220V221H134ZM227 221L225 223V221ZM247 220V222H246ZM7 221V222H5ZM16 221H18L16 224ZM33 223H32V222ZM36 221V222H35ZM61 221V222H60ZM68 221V222H67ZM83 221V222H82ZM86 221V222H85ZM100 221V222H99ZM106 223H105V222ZM119 221V222H118ZM122 225L118 226L119 228H121V235H120V229H118L117 225L121 224ZM133 221V223H132ZM202 223H200V222ZM32 224H31V223ZM73 222V223H72ZM108 222V223H107ZM111 222V223H109ZM117 222V223H115ZM136 222V223H135ZM6 223V225H4ZM21 223V224H20ZM28 223V224H27ZM54 224L55 226H53L52 224ZM56 223V224H55ZM62 223V224H61ZM114 225H113V224ZM126 225H125V224ZM167 223V225H166ZM170 223V224H169ZM174 224V225H171ZM34 224V225H33ZM39 224V225H38ZM50 224V225H49ZM65 224V226H63ZM92 224V225H91ZM94 224V225H93ZM117 224V225H116ZM127 224H129L127 226ZM140 224V225H139ZM166 226H165V225ZM169 224V225H168ZM262 224V225H261ZM9 225V226H7ZM72 225V226H71ZM139 225V226H137ZM159 225V226H158ZM186 227H183V226ZM188 225V226H187ZM210 225V226H209ZM4 226V227H3ZM32 226V227H31ZM40 226V227H39ZM59 228V230L53 228V227ZM71 226V227H70ZM90 226V227H89ZM94 226L98 229H94ZM108 228H106V227ZM111 226V227H109ZM162 226L164 227V230H160L163 229ZM174 226V227H173ZM260 226L262 228H260ZM12 227V229H11ZM15 231H14V228ZM17 227V228H16ZM19 227V228H18ZM30 227V228H29ZM34 227V228H33ZM68 227V230H67ZM93 227V228H92ZM104 227V228H102ZM125 227V229L123 228ZM130 227V228H129ZM141 230H140V228ZM143 227V228H142ZM168 227V228H167ZM8 228V231H7ZM62 228V229H61ZM79 228V229H76ZM85 228V230H84ZM90 229V231L88 229ZM106 228V229H105ZM156 228V229H154ZM179 228V229H178ZM186 230H184V229ZM17 229V230H16ZM26 229V230H25ZM51 229V231H50ZM53 229V230H52ZM60 229L62 230L59 234L58 231H60ZM64 229V230H63ZM109 230V234H111L109 236L108 230ZM129 229V230H128ZM150 229V230H149ZM182 229V230H181ZM11 230V231H10ZM14 231V235L12 232ZM19 230V231H18ZM36 230V231H34ZM41 230V231H40ZM77 230V231H75ZM84 230V231H83ZM97 230V232H96ZM104 230V231H103ZM117 232H116V231ZM127 230V231H126ZM138 230V231H137ZM143 230V231H142ZM178 230V231H177ZM181 230V231H180ZM228 230V231H227ZM5 231V232H4ZM18 231V233H17ZM21 231V232H20ZM73 231V232H72ZM79 231H81V236H79ZM83 231V232H82ZM99 231V233H98ZM103 231V232H102ZM113 231V232H112ZM140 231V232H139ZM152 231V232H151ZM160 231V233H159ZM177 231V232H176ZM180 231V232H179ZM202 231L203 234H200V232ZM259 231V232H258ZM31 232V233H30ZM40 232V233H39ZM42 232V233H41ZM77 232V233H76ZM88 232V234H87ZM139 232V233H138ZM148 232V233H147ZM169 232V233H168ZM176 232V234L174 233ZM179 232V233H178ZM182 232V234H181ZM7 233V235H6ZM8 233L12 235V237H9L11 235L8 236ZM23 233V234H21ZM30 233V235H29ZM35 236H34V234ZM52 233V234H51ZM66 233V234H65ZM71 233V234H70ZM75 233L77 235H75ZM93 233V234H91ZM97 233V234H95ZM101 233V234H100ZM103 233V235H102ZM118 233V234H117ZM174 235H173V234ZM194 233V234H193ZM229 233V234H228ZM261 233V234H259ZM3 234V235H2ZM41 236H40V235ZM59 234V235H58ZM65 237H61V236ZM68 234V235H67ZM75 235L72 236V235ZM105 234V236H104ZM114 234V235H113ZM126 234H128L126 236ZM132 234V235H131ZM143 234V235H141ZM178 234V235H177ZM185 234V235H184ZM7 237H6V236ZM26 235V236H25ZM92 235V236H90ZM94 235V236H93ZM97 235V236H96ZM160 235V236H159ZM165 235V236H164ZM173 235V236H172ZM187 235V236H186ZM202 235V236H201ZM258 235V236H257ZM29 236V238L27 237ZM34 236V237H32ZM67 236L69 237L67 239ZM85 236V238H84ZM109 236V237H108ZM114 236V237H113ZM136 236V237H135ZM185 236V237H183ZM5 237V238H3ZM15 237V238H14ZM25 237V238H24ZM41 237V238H40ZM43 237V238H42ZM46 237V238H44ZM48 237V238H47ZM58 237V238H57ZM93 237V238H91ZM119 237V238H118ZM126 237V239H125ZM132 237V238H131ZM7 238V240H6ZM11 238V239H10ZM20 238V239H19ZM22 238V239H21ZM45 239L43 242L40 239ZM61 238V239H60ZM74 238V239H73ZM79 240H78V239ZM88 240H87V239ZM104 238V239H103ZM107 238L109 239V243L106 242ZM130 238V239H129ZM160 238V239H159ZM4 239L6 240L4 243ZM16 239V240H14ZM27 239V241H26ZM29 239V240H28ZM66 239V240H65ZM69 239L71 241H69ZM77 239V240H76ZM81 239V240H80ZM85 240V241H82ZM97 239V240H96ZM119 239V240H117ZM128 239V240H127ZM132 239V240H131ZM185 239V240H183ZM194 239V240H193ZM13 240V241H12ZM24 240V241H23ZM34 240V241H33ZM39 240V241H38ZM51 240V241H50ZM96 240V241H93ZM100 240V241H99ZM144 240V241H143ZM159 242H158V241ZM181 240V241H180ZM183 240V241H182ZM256 240V241H255ZM20 241V243H19ZM47 241V245L46 244ZM62 241V243L60 242ZM75 241V242H74ZM77 241V242H76ZM80 241V242H79ZM82 241V242H81ZM87 241L89 243H87ZM93 241V242H92ZM99 241V242H98ZM127 241H131L130 243ZM138 241V242H137ZM164 241V242H163ZM185 241V242H184ZM189 241V242H188ZM7 242V243H6ZM11 244H10V243ZM36 242V243H35ZM39 242V243H38ZM64 242V243H63ZM72 242V243H71ZM98 244V246L96 247V243ZM113 242V243H111ZM117 242V243H116ZM121 242V243H120ZM125 242V243H124ZM157 242V243H156ZM178 242V244L176 243ZM184 244L186 245H183ZM199 242V243H198ZM9 243V246H8ZM17 243V245H16ZM24 243L25 246H24ZM30 243V244H27ZM39 245H38V244ZM50 243H53V245H51ZM71 245H70V244ZM78 243V244H77ZM138 243V244H137ZM145 245H144V244ZM159 243V245H158ZM4 244V245H3ZM19 244V245H18ZM55 244V245H54ZM67 244V245H66ZM84 244V245H83ZM86 244V245H85ZM88 244V245H87ZM116 246H114V245ZM124 244V245H123ZM129 244V246L127 245ZM190 244V245H189ZM27 245V246H26ZM29 245V246H28ZM32 245V246H31ZM36 245V246H35ZM43 245V246H42ZM80 245V246H79ZM91 245V246H90ZM93 245L96 247L94 248ZM121 245V246H120ZM123 245V246H122ZM127 246L126 248L124 246ZM152 245V247H151ZM166 245V246H164ZM225 245V246H224ZM13 246V247H12ZM24 246V247H22ZM40 246V247H39ZM46 246V247H45ZM48 246V247H47ZM67 246V247H66ZM71 246V247H70ZM77 246V247H76ZM89 246V247H88ZM110 246L112 247V250L110 248ZM114 246V248H113ZM120 246V248H119ZM140 246V247H139ZM159 246V247H158ZM173 246V247H171ZM175 246V247H174ZM179 246V248H178ZM34 247V248H33ZM38 247V248H37ZM42 247V249H41ZM52 247V248H51ZM73 247V248H72ZM82 247V249L80 248ZM102 249H101V248ZM105 247V248H104ZM107 247V248H106ZM109 247V248H108ZM118 247V248H116ZM196 247V248H195ZM262 247V248H261ZM25 250H23V249ZM26 248L28 249L26 251ZM46 248V250L44 249ZM65 248V249H64ZM67 248H69L70 250H67ZM77 248V249H76ZM87 248V249H86ZM91 252H90V250ZM174 248V249H173ZM181 248V249H180ZM185 248V249H184ZM204 248V249H203ZM208 248V249H207ZM254 248H256L254 250ZM52 249V250H51ZM78 251H76V250ZM84 249V250H83ZM94 249V250H93ZM96 249V250H95ZM98 249H100L99 251H97ZM121 249V250H119ZM125 249V250H124ZM128 249V250H126ZM133 249V250H132ZM203 249V250H202ZM10 250V254H7ZM24 252H23V251ZM33 250V251H32ZM36 250V251H35ZM41 250V251H40ZM49 250V251H48ZM55 250V251H54ZM73 250V254H76V252L79 254L82 250L80 256H77L78 254L73 255V254H69L70 252H72ZM75 250V252H74ZM93 250V251H92ZM103 250V251H101ZM107 252H105V251ZM159 250V251H158ZM182 250H184L185 252L187 251L188 253H185L184 251L181 252ZM199 250V251H198ZM259 250V251H258ZM4 251V252H3ZM31 251V252H30ZM40 251V252H39ZM44 251V252H43ZM45 251H48L45 255ZM70 251V252H69ZM80 251V252H79ZM87 251V252H86ZM121 251V252H120ZM126 253H125V252ZM133 251V252H132ZM148 251V252H147ZM170 251V252H169ZM175 251V252H174ZM178 251V252H177ZM197 252L194 254V252ZM14 252V253H13ZM28 252V253H27ZM52 252V253H51ZM86 255H85V253ZM97 252H102V257L100 255H97ZM117 252V253H116ZM193 252V253H192ZM199 252V253H198ZM225 252V253H224ZM4 253V254H3ZM13 253V254H12ZM34 255H33V254ZM57 253V254H55ZM92 253H95L92 254ZM145 253V255H144ZM148 255H147V254ZM8 256H6V255ZM16 254V255H15ZM25 254V255H24ZM29 254V255H28ZM32 254V255H31ZM42 254V255H41ZM48 254V255H47ZM62 254V255H61ZM94 257H97L94 259ZM101 254V253H98ZM109 254V255H108ZM120 254V255H119ZM131 258H130V256ZM158 254V255H157ZM162 254V255H161ZM194 254V255H193ZM198 254L197 258L196 255ZM15 258H14V256ZM20 255V256H19ZM44 255V257H43ZM54 255V257H53ZM58 255V256H57ZM65 255V256H64ZM83 255V256H82ZM105 255V256H104ZM106 255H108V259L106 258ZM113 255V256H112ZM125 255V256H122ZM128 255V257L132 260H126V256ZM134 255V256H133ZM155 255V256H154ZM189 255H192L191 257H189ZM5 256V257H4ZM22 256V258H21ZM28 258H27V257ZM31 256V257H30ZM34 256V257H33ZM40 256V257H39ZM68 256V257H67ZM85 256V258H84ZM87 256V257H86ZM91 256V257H90ZM100 256V257H99ZM119 256V257H118ZM122 256V257H121ZM133 256V257H132ZM139 256V257H138ZM225 256V257H224ZM20 257V258H19ZM33 257V258H32ZM79 257V258H78ZM82 257V258H81ZM103 257H105L103 259ZM124 257V258H123ZM127 257V258H128ZM144 257V258H143ZM157 257V258H156ZM163 257V259H162ZM9 258V259H8ZM13 258V259H12ZM24 258V259H23ZM39 258V259H38ZM49 258V259H48ZM88 258V259H87ZM91 258V259H89ZM112 260H111V259ZM123 258V260H122ZM133 258V259H132ZM136 258V259H135ZM247 258V259H246ZM6 259V260H5ZM30 259V260H29ZM45 259V260H44ZM52 261H51V260ZM63 259V260H62ZM71 259V261H70ZM74 259V260H73ZM94 259V260H93ZM135 259V260H134ZM139 259V260H138ZM150 259V260H149ZM162 259V260H161ZM180 259V260H179ZM223 259V260H222ZM251 259V260H250ZM37 260V261H36ZM47 260V261H46ZM54 260V261H53ZM77 260V261H76ZM90 260V261H89ZM103 260H105L103 262ZM117 260V261H116ZM120 260V261H119ZM126 260V261H125ZM157 260V262H156ZM171 260V261H170ZM176 260V261H175ZM189 262H188V261ZM27 261V262H26ZM30 261V262H28ZM44 261V262H43ZM51 261V262H50ZM76 261V262H75ZM85 261V262H84ZM88 261V262H86ZM96 261V262H95ZM98 261V262H97ZM100 261V262H99ZM109 261V262H108ZM113 261V262H111ZM141 261V262H140ZM162 261V262H161ZM181 261V262H180ZM197 261V262H195ZM224 261V262H223ZM74 262V263H73ZM78 262V263H77ZM91 262V263H90ZM134 262V263H133ZM143 262V263H142ZM161 262V263H160ZM173 262V263H172ZM185 262V263H184ZM246 262V263H245Z\"/></svg>", "mask_w": 264, "mask_h": 264}, {"label": "bare ground", "instance_id": "obj_2", "mask_svg": "<svg viewBox=\"0 0 264 264\" xmlns=\"http://www.w3.org/2000/svg\"><path fill=\"white\" fill-rule=\"evenodd\" d=\"M28 1H29V0H28ZM33 1H34V0H33ZM47 1H49V0H47ZM58 1H60V0H58ZM69 1H70V0H69ZM72 1H73V0H72ZM72 1H71V2H72ZM74 1L76 2L77 0H74ZM98 1H99V0H98ZM102 1H103V0H102ZM124 1H125V0H124ZM142 1H143V0H142ZM156 1H157V0H156ZM156 1H155V2H156ZM165 1H166V0H165ZM167 1H168V0H167ZM184 1H185V0H184ZM188 1H189V0H188ZM188 1H187V2H188ZM192 1H193V0H192ZM226 1H227V0H226ZM229 1H230V0H229ZM237 1H239V0H237ZM241 1H243V0H241ZM253 1H254V0H253ZM2 2H3V1H2ZM4 2H5V1H4ZM20 2H21V1H20ZM22 2H23V0H22ZM29 2L31 3V1H29ZM35 2H36V1H35ZM35 2H34V3H35ZM37 2H38V1H37ZM53 2H54V1H52V4H53ZM55 2H56V1H55ZM83 2H84V4H86L85 1H83ZM90 2H91V1H90ZM93 2H94V1H93ZM105 2H106V1H105ZM121 2H122V1H121ZM130 2H132V1L130 0ZM136 2H137V1H136ZM163 2H164V1H163ZM170 2H171V0H170ZM176 2H177V0H176ZM178 2H179V1H178ZM251 2H252V1H251ZM261 2H262V0H261ZM13 3H14V2H13ZM30 3H29V4H30ZM39 3H40V2H39ZM41 3H42V1H41ZM41 3H40V4H41ZM45 3H46V2H45ZM77 3H78V2H77ZM91 3H92V2H91ZM116 3H119V1L116 2ZM122 3H123V2H122ZM122 3H120V4H122ZM124 3H125V2H124ZM148 3H149V2H148ZM157 3H158V2H157ZM159 3L161 4V2H159ZM165 3H166V2H165ZM185 3H186V2H185ZM233 3H234V2H233ZM243 3H245V1H244ZM1 4H2V3H1ZM4 4H8V2H7V3H4ZM11 4H12V3H11ZM16 4H17V3H16ZM24 4H25V3H23V5H24ZM37 4H38V3H37ZM42 4H43V3H42ZM50 4H51V1H50ZM92 4H93V3H92ZM94 4H95V3H94ZM101 4H102V3H101ZM101 4H100V6H101ZM109 4H110V3H109ZM109 4H108V5H109ZM113 4H114V3H113ZM113 4H111V5H113ZM120 4H119V5H120ZM135 4H136V3H135ZM140 4H142V3H140ZM140 4H139V5H140ZM144 4H145V3H144ZM144 4H143V5H144ZM151 4H152V3H151ZM160 4H159V5H160ZM162 4H163V3H162ZM166 4H167V3H166ZM238 4H239V2H238ZM238 4H237V5H238ZM25 5H26V4H25ZM33 5H34V4H33ZM46 5H47V4H46ZM64 5H65V4H64ZM64 5H63V6H64ZM66 5H67V3H66ZM69 5H70V4H69ZM117 5H118V4H117ZM117 5H115V6H117ZM119 5H118V6H119ZM232 5H233V4H232ZM2 6H3V5H2ZM2 6H1V7H2ZM4 6H5V5H4ZM6 6H7V5H6ZM8 6H9V5H8ZM11 6H12V5H11ZM40 6H42V5H40ZM40 6H39V8H40ZM44 6H45V5H44ZM54 6H55V4H54ZM60 6L62 7V5H60ZM72 6H73V5H72ZM82 6H83V5H82ZM84 6H86V5H84ZM88 6H90V5H88ZM104 6H106V5H104ZM118 6H117V7H118ZM121 6L123 7V5H121ZM133 6H134V4H133ZM140 6H141V5H140ZM140 6H139V7H140ZM161 6H163V5H161ZM166 6H168V5H166ZM172 6H173V5H172ZM172 6H171V7H172ZM239 6H242V5L239 4ZM263 6H264V5H263ZM20 7H21V6H20ZM28 7H29V6H28ZM52 7H53V5H52ZM55 7H57V6H55ZM55 7H54V8H55ZM76 7H77V6H76ZM78 7L81 8V6H79V5H78ZM97 7H98V6H97ZM101 7H102V6H101ZM113 7H114V6H113ZM122 7H121V8H122ZM130 7H131V6H130ZM152 7H153V6H152ZM164 7H165V6H164ZM173 7H174V6H173ZM173 7H172V8H173ZM181 7H182V6H181ZM210 7H211V6H210ZM210 7H209V8H210ZM230 7H231V6H230ZM244 7H247V6H243V8H244ZM2 8H3V7H2ZM18 8H19V7H18ZM41 8H43V7H41ZM41 8H40V9H41ZM44 8H45V7H44ZM54 8H53V10L56 9V8H55V9H54ZM71 8H72V7H71ZM74 8H75V7H74ZM74 8H73L72 10L75 11ZM98 8H99V7H98ZM109 8H110V7H109ZM115 8H116V7H115ZM156 8H158V7H156ZM165 8H166V7H165ZM165 8H163V9H165ZM174 8H175V7H174ZM184 8H185V7H184ZM222 8H223V7H222ZM5 9H6V8H5ZM46 9H47V7H46ZM61 9H64V8H61ZM78 9H79V8H78ZM83 9H84V8H83ZM83 9H81V10L83 11ZM87 9H88V8H87ZM99 9H100V8H99ZM101 9H102V8H101ZM105 9H106V8H105ZM112 9H113V8H112ZM119 9H120V8H119ZM123 9H125V8L123 7ZM141 9H142V8H141ZM150 9H151V7H150ZM166 9H167V8H166ZM181 9H182V8H181ZM217 9H218V8H217ZM225 9H226V8H225ZM229 9H230V8H229ZM234 9H235V8H234ZM1 10H2V9H1ZM31 10H32V9H31ZM34 10H37V9H34ZM42 10H43V9H42ZM42 10H41V11H42ZM53 10H52V11H53ZM58 10H60V9H58ZM69 10H70V9L68 8V11H69ZM81 10H79V11H81ZM109 10H110V9H109ZM136 10L138 11V8H137ZM139 10H140V8H139ZM183 10H184V9H183ZM187 10H188V9H187ZM195 10H197V9H195ZM214 10H215V9H214ZM214 10H213V11H214ZM246 10H247V9L244 8V11H246ZM11 11H12V10H11ZM21 11H22V9H21ZM32 11H33V10H32ZM56 11H57V10H56ZM61 11H62V10H61ZM65 11H66V10H65ZM84 11H85V10H84ZM91 11H92V10H91ZM122 11H123V10H122ZM151 11H153V10L146 11V7H145V12H149V14H150ZM168 11H169V10H168ZM201 11H202V10H201ZM211 11H212V10H211ZM251 11H253V10H251ZM251 11H250V12H251ZM4 12H5V10H4ZM8 12H9V11H8ZM8 12H7V13H8ZM12 12H13V11H12ZM23 12H24V11H23ZM28 12H29V11H28ZM33 12H34V11H33ZM38 12H39V10H38ZM42 12H43V11H42ZM44 12H45V11H44ZM48 12H49V10H48ZM66 12H67V11H66ZM75 12H76V14L78 13V11H75ZM88 12H89V9H88ZM92 12H93V11H92ZM101 12H102V11H101ZM109 12H110V11H109ZM116 12H117V11H116ZM127 12H128V10H127ZM140 12H141V11H140ZM140 12H139V13H140ZM145 12H143V14H144ZM154 12H155V10H154ZM189 12H190V11H189ZM237 12H238V11H237ZM246 12H247V11H246ZM250 12H249V13H250ZM253 12H254V11H253ZM255 12H256V11H255ZM258 12H261V11H258ZM13 13H15V12H13ZM20 13H21V12H20ZM50 13H51V11L49 12V14H50ZM55 13H56V12H55ZM58 13H60V12H58ZM61 13H63V12H61ZM68 13H69V12H68ZM72 13H73V12H72ZM112 13H113V11H112ZM118 13H119V12H118ZM135 13H136V11H135ZM137 13H138V12H137ZM167 13H168V12H167ZM206 13H207V12H206ZM213 13H214V12H213ZM263 13H264V11H263ZM8 14H9V13H8ZM17 14H18V13H17ZM27 14H28V13H27ZM34 14H35V13H34ZM41 14H42V13H41ZM51 14L53 15V13H51ZM70 14H71V13H70ZM89 14H90V13H89ZM109 14H110V13H109ZM114 14H115V13H114ZM141 14H142V13H141ZM155 14H157V13L155 12ZM168 14H169V13H168ZM228 14H229V13H228ZM230 14H231V13H230ZM240 14H241V13H240ZM258 14H259V13H258ZM261 14H262V13H261ZM0 15H1V14H0ZM14 15H15V14H14ZM20 15H21V14H20ZM45 15H46V14H45ZM47 15H48V14H47ZM56 15H57V14H56ZM61 15H62V14H61ZM61 15H60V16H61ZM66 15H67V14H65V16H66ZM68 15H69V14H68ZM85 15H86V12H85ZM90 15H91V14H90ZM90 15H89V16H90ZM98 15H99V14H98ZM100 15H101V14H100ZM118 15H119V14H118ZM122 15H126V14H122ZM122 15H121V16H122ZM161 15H162V14H161ZM219 15H220V14H219ZM223 15H224V14H223ZM223 15H221V16H223ZM245 15H246V14H245ZM245 15H244V16H245ZM250 15H251V14H250ZM255 15H257V14H255ZM5 16H6V15H5ZM10 16H11V15H10ZM18 16H19V15H18ZM18 16H17V17H18ZM32 16H33V15H32ZM62 16H63V15H62ZM89 16L86 17V18H89ZM102 16L104 17V15H102ZM106 16H107V15H106ZM111 16H112V15H111ZM121 16H120V17H121ZM132 16H133V15H132ZM144 16H145V15H144ZM156 16H157V15H156ZM167 16H168V15H167ZM174 16H176V15H174ZM241 16H242V15H241ZM260 16H261V15H260ZM262 16L264 17V15H262ZM23 17H25V16H23ZM23 17H22V18H23ZM37 17H38V16H37ZM43 17H44V16H43ZM53 17H54V16H53ZM67 17H68V16H67ZM67 17H66V18H67ZM90 17H91V16H90ZM109 17H110V16H109ZM164 17H165V16H164ZM194 17H195V16H194ZM197 17L199 18V16H197ZM197 17H196V20H197ZM200 17H201V16H200ZM246 17H247V16H246ZM252 17H253V16H252ZM263 17H261V19H262ZM2 18H4V17H2ZM6 18H8V17H6ZM11 18H12V17H11ZM30 18H31V17H30ZM40 18H41V17H40ZM44 18H46V17H44ZM48 18H50V17H48ZM48 18H47V20H49ZM73 18H74V17H73ZM78 18H79V17H78ZM104 18H105V17H104ZM106 18H107V17H106ZM106 18H105V20H106ZM112 18H113V17H112ZM118 18H119V17H118ZM125 18H126V17H125ZM133 18H135V17H133ZM137 18H138V17H137ZM150 18H151V17H150ZM153 18H154V17H153ZM162 18H163V16H162ZM185 18H186V17H185ZM228 18H229V17H228ZM243 18H244V17H243ZM249 18H250V17H249ZM13 19H14V18H13ZM54 19H55V18H54ZM57 19H58V17H57ZM63 19H65V18H63ZM71 19H72V18H71ZM71 19H70V20H71ZM90 19H91V18H90ZM109 19H111V18H109ZM121 19H122V18H121ZM154 19H155V18H154ZM160 19H161V18H160ZM165 19H167V17H166ZM186 19H187V18H186ZM192 19H194V18H192ZM202 19H203V18H202ZM205 19H206V18H205ZM226 19H227V17H226ZM238 19H239V18H238ZM256 19H257V18H256ZM261 19H260V20H261ZM5 20H6V19H5ZM10 20H11V19H10ZM21 20H22V19H21ZM44 20H45V19H44ZM55 20H56V19H55ZM59 20H61V19H59ZM78 20H79V19H78ZM116 20H117V19H116ZM124 20H125V19L123 18L122 21H124ZM144 20H145V18H144ZM147 20H148V19H147ZM152 20H153V19H152ZM157 20H159V19L157 18ZM167 20H168V19H167ZM174 20H175V19H173V21H174ZM178 20H179V19H178ZM196 20H195V22H196ZM260 20H256V21L264 22V20H263V21H262V20L260 21ZM1 21H2V20H1ZM13 21H14V20H13ZM19 21H20V20H19ZM24 21H25V20H24ZM30 21H31V19H30ZM30 21H29V22H30ZM61 21H62V20H61ZM65 21H66V20H65ZM65 21H64V23H66ZM81 21H82V20H81ZM81 21H80V22H81ZM83 21H84V20H83ZM108 21H109V20H108ZM111 21H112V20H111ZM169 21H170V20H169ZM169 21H168V22H169ZM180 21H182V20H180ZM187 21H188V20H187ZM212 21H213V20H212ZM239 21H240V20H239ZM243 21H244V20H243ZM250 21H251V20H250ZM256 21H255V22H256ZM2 22H4V21H2ZM40 22H41V20H40ZM53 22H54V20H53ZM67 22H68V21H67ZM71 22H72V21H71ZM71 22H69V23H71ZM74 22H75V21H74ZM80 22H79V23H80ZM92 22H93V21H91V23H92ZM127 22H128V21H127ZM131 22H132V21H131ZM159 22H160V21H159ZM166 22H167V21H166ZM175 22H176V21H175ZM203 22H204V21H203ZM229 22H230V21H229ZM229 22H228V23H229ZM233 22H235V20H234ZM241 22H242V21H241ZM241 22H240V23H241ZM23 23H24V22H23ZM34 23H35V22H34ZM34 23H33V24H34ZM42 23H43V25H44V22H42ZM42 23H41V24H42ZM47 23H48V21H47ZM60 23H61V22H60ZM75 23H76V22H75ZM75 23H74V25H76ZM87 23H88V22H87ZM89 23H90V22H89ZM111 23H112V22H111ZM117 23H118V22H117ZM119 23H120V22H119ZM149 23H150V22H149ZM151 23H152V22H151ZM153 23H154V22H153ZM153 23H152V24H153ZM178 23H179V22H178ZM180 23H182V22H180ZM183 23H184V22H183ZM183 23H182V24H183ZM187 23H188V22H187ZM189 23H190V22H189ZM200 23H201V22H200ZM204 23H205V22H204ZM212 23H213V22H212ZM2 24H3V23H2ZM10 24H11V23H10ZM45 24H46V23H45ZM57 24H58V23H56L55 25H57ZM81 24H82V23H81ZM103 24H104V23H103ZM103 24H102V25H103ZM106 24H107V23H106ZM106 24H104V25H106ZM123 24H124V23H123ZM130 24H131V23H130ZM134 24H135V23H134ZM152 24H150V25H152ZM171 24H173V23H171ZM182 24H181V25H182ZM196 24H197V23H196ZM198 24H199V23H198ZM201 24H202V23H201ZM222 24H223V23H222ZM258 24H259V23H258ZM258 24H257V25H258ZM260 24H261V23H260ZM260 24H259V25H260ZM31 25H32V24H31ZM49 25H51V23H50ZM53 25H54V24H53ZM53 25H52V26H53ZM65 25H67V24H65ZM65 25H64V27H65ZM71 25H72V24H71ZM83 25L86 26L85 28L89 27V26H87V25H85V24H83ZM90 25H91V24H90ZM95 25H96V24H95ZM111 25H113V24H111ZM114 25H115V24H114ZM117 25L119 26V24H117ZM140 25H141V24H140ZM163 25H164V24H163ZM163 25H162V26H163ZM169 25H170V24H169ZM169 25H168V26H169ZM173 25H176V24H173ZM173 25H171V26H173ZM188 25H189V24H188ZM227 25H228V24H227ZM230 25H231V24H230ZM257 25H255V26H257ZM262 25H263V24H262ZM6 26H7V25H6ZM11 26H12V25H11ZM14 26H15V25H14ZM29 26H30V25H29ZM35 26H36V25H35ZM41 26H42V25H41ZM60 26H61V25H60ZM68 26H69V25H68ZM91 26H92V25H91ZM96 26H97V25H96ZM106 26H107V25H106ZM109 26H110V24H109ZM109 26H107V27H109ZM118 26H117V27H118ZM128 26H129V25H128ZM132 26H133V25H132ZM137 26H138V25H137ZM142 26H144V25H142ZM162 26H161V27H162ZM176 26L178 27V25H176ZM179 26H180V25H179ZM185 26H186V25H185ZM190 26H192V25L190 24ZM200 26H201V25H200ZM202 26H203V25H202ZM210 26H211V25H210ZM235 26H236V25H235ZM250 26H251V24H250ZM260 26H261V25H260ZM263 26H264V25H263ZM8 27H10V26H8ZM33 27H34V25H33ZM48 27H49V26H48ZM64 27H63V28H64ZM66 27H67V26H66ZM73 27H74V26H73ZM73 27H72V28H73ZM94 27H95V26H94ZM97 27H98V26H97ZM99 27H100V26H99ZM112 27H113V26H112ZM120 27H121V26H120ZM124 27H125V26H124ZM139 27H140V26H139ZM177 27H176V29H177ZM193 27H194V26H193ZM195 27H196V25H195ZM195 27H194V28H195ZM205 27H206V26H205ZM213 27H214V26H213ZM213 27H212V28H213ZM230 27H231V26H230ZM257 27H259V26H257ZM12 28H13V27H11V29H12ZM19 28H20V27H19ZM21 28H22V27H21ZM27 28H30V27H27ZM27 28H26V29H27ZM42 28H43V27H42ZM44 28H45V26H44ZM60 28H61V27H60ZM60 28H59V29H60ZM68 28H69V27H68ZM76 28H77V27H76ZM78 28H79V27H78ZM95 28H96V27H95ZM101 28H103V26H102ZM122 28H123V27H122ZM134 28H135V27H134ZM136 28H138V27H136ZM149 28H150V27H149ZM157 28H159V27H157ZM167 28H168V27H167ZM171 28H172V27H171ZM171 28H169V29H171ZM174 28H175V26H174ZM178 28H179V27H178ZM207 28H208V27H207ZM218 28H219V26H218ZM223 28H224V26H223ZM234 28H235V27H234ZM46 29H47V31H48V28H46ZM88 29H89V28H88ZM98 29H99V28H98ZM103 29H104V28H103ZM106 29H107V28H106ZM108 29H109V28H108ZM114 29H115V28H114ZM132 29H133V28H132ZM145 29H146V28H145ZM152 29H153V25H152ZM163 29H165V28H163ZM172 29H173V28H172ZM181 29H182V28H181ZM184 29H185V28H184ZM187 29H189V28H187ZM196 29H197V28H196ZM203 29H205V28H203ZM214 29H215V28H214ZM228 29H229V28H228ZM260 29H261V28H260ZM260 29H259V30H260ZM7 30H8V29H7ZM33 30H34V29H33ZM33 30H32V31H33ZM35 30H36V29H35ZM38 30H39V29H38ZM62 30H63V29H62ZM66 30H67V29H66ZM71 30H72V29H71ZM71 30H69V31H71ZM73 30H74V29H73ZM81 30H82V29L80 28V31H81ZM84 30H85V29H84ZM118 30H119V28H118ZM120 30H121V29H120ZM122 30H123V29H122ZM142 30H143V29H142ZM147 30H148V29H147ZM150 30H151V29H150ZM150 30H149V32H150ZM161 30H162V29H161ZM161 30H160V32H161ZM177 30H178V29H177ZM222 30H223V29H222ZM225 30H226V28H225ZM232 30H233V29H232ZM257 30H258V29H257ZM1 31H2V30H1ZM21 31H22V30H21ZM27 31H28V30H27ZM47 31H45V33H46ZM75 31H76V29H75ZM82 31H83V30H82ZM96 31H99V30H96ZM109 31H110V30H109ZM124 31H125V30H124ZM124 31H123V33H124ZM134 31H135V30H134ZM151 31H152V30H151ZM158 31H159V30H158ZM162 31H163V30H162ZM197 31H200V30L198 29ZM229 31H230V30H229ZM236 31H237V30H236ZM262 31H263V30H262ZM24 32H25V31H24ZM24 32H23V33H24ZM39 32H40V31H39ZM66 32H67V31H66ZM101 32H102V31H101ZM116 32H117V31H116ZM121 32H122V31H121ZM126 32H127V33L129 32V31H127V28H126ZM126 32H125V33H126ZM131 32H132V31H131ZM149 32H148V34H149ZM172 32H173V31H172ZM184 32H186V31L184 30ZM200 32H201V31H200ZM202 32H204V31H202ZM220 32L222 33V31H220ZM226 32H227V30H226ZM226 32H225V33H226ZM232 32H233V31H232ZM239 32H240V31H239ZM2 33L4 34L5 32L3 31ZM6 33H7V32H6ZM6 33H5V34H6ZM11 33L13 34L12 31H11ZM33 33L35 34V31H34ZM33 33H32V34H33ZM68 33H69V32H68ZM68 33H66L67 36L70 34V33H69V34H68ZM79 33H80V32H79ZM89 33H90V32H89ZM92 33H93V32H92ZM92 33H91V34H92ZM104 33H105V32H104ZM104 33H103V34H104ZM134 33H135V32H134ZM134 33L131 34V37H132V35H133ZM140 33H141V32L139 31L138 34L140 35ZM156 33H157V30H156ZM166 33H168V32L166 31ZM181 33H182V32H181ZM181 33H180V34H181ZM191 33H192V32H191ZM210 33H211V32H210ZM216 33H217V31H216ZM230 33H231V32H230ZM233 33L235 34V32H233ZM243 33H244V32H242L241 35H244ZM252 33H253V32H252ZM254 33H255V32H254ZM8 34H9V33H8ZM20 34H21V33H20ZM62 34L64 35V33H62ZM73 34H74V33H73ZM93 34L95 35V33H93ZM99 34H100V32H99ZM114 34H116V33H114ZM136 34H137V32H136ZM146 34H147V33H146ZM159 34L161 35V33H159ZM184 34H185V33H184ZM184 34H182V35H184ZM189 34H190V33H189ZM193 34H194V33H193ZM193 34H192V35H193ZM199 34H200V33H199ZM202 34H204V33H202ZM222 34H223V33H222ZM234 34H232V35L235 36ZM238 34H239V33H238ZM238 34H236V35H238ZM10 35H11V34H10ZM49 35H50V34H48V36H49ZM76 35H78V34L76 33ZM82 35H84V34H82ZM104 35H105V34H104ZM112 35H113V34H112ZM122 35H123V34H122ZM149 35H150V34H149ZM178 35H179V33H178ZM185 35H186V34H185ZM187 35H188V33H187ZM187 35H186V36H187ZM192 35H190V37H191ZM232 35H230V36H232ZM241 35H240V36H241ZM260 35H261V33H260ZM13 36H14V35H13ZM17 36H18V35H17ZM30 36H31V35H30ZM37 36H38V35H37ZM45 36L47 37V35H45ZM58 36H59V35L56 36L57 39L59 38ZM60 36H61V35H60ZM70 36H71V35H70ZM84 36H85V35H84ZM89 36H90V35H89ZM91 36H92V35H91ZM96 36H97V35H96ZM101 36H102V34H101ZM105 36H106V35H105ZM120 36H121V35H120ZM125 36H126V35H125ZM134 36H135V35H134ZM157 36H159V35H157ZM194 36H195V35H194ZM204 36L209 37V36L207 35V31H206V35H204ZM219 36H220V34H219ZM225 36H226V35H225ZM257 36H259V35L257 34ZM5 37H6V36H5ZM9 37H10V36H9ZM18 37H19V36H18ZM35 37H36V36H35ZM50 37H51V36H50ZM50 37H49V38H50ZM52 37H53V36H52ZM52 37H51V38H52ZM56 37H55V39H56ZM65 37H66V36H65ZM72 37H73V36H72ZM72 37H70V38H72ZM82 37H83V36H82ZM82 37H81V39H82ZM85 37H86V36H85ZM92 37H94V36H92ZM121 37H122V36H121ZM121 37H120V38H121ZM129 37H130V36H129ZM129 37H127V38H129ZM136 37H137V36H136ZM150 37H151V36H150ZM164 37H165V36H163V38H164ZM187 37H188V36H187ZM198 37H199V36H198ZM226 37H228V35H227ZM238 37H239V36H238ZM242 37H243V36H242ZM242 37H241V38H242ZM246 37H247V35H246ZM246 37H245V39H246ZM248 37H249V36H248ZM248 37H247V38H248ZM255 37H256V36H255ZM259 37H260V36H259ZM259 37H258V38H259ZM3 38H4V37H3ZM3 38H2V39H3ZM6 38H7V37H6ZM11 38H12V37H11ZM11 38H10V39H11ZM20 38H21V37H20ZM61 38H62V37H61ZM67 38H68V37H67ZM74 38H75V37H74ZM76 38H77V36H76ZM78 38H79V36H78ZM106 38H107V37H106ZM117 38H119V37L117 36ZM127 38H125V39H127ZM140 38H142V37H140ZM158 38H159V37H158ZM169 38H170V37H169ZM172 38H173V37H172ZM172 38H170V39H172ZM191 38H192V37H191ZM191 38H190V39H191ZM202 38H203V37H202ZM232 38H233V37H232ZM234 38L236 39V37H234ZM258 38H257V39H258ZM29 39H30V38H29ZM34 39H35V38H34ZM42 39H43V38H42ZM46 39H47V38H45V40H46ZM55 39H54V40H55ZM64 39L67 40L66 38H64ZM64 39H63V40H64ZM83 39H84V38H83ZM94 39H95V38H94ZM98 39H99V38H98ZM102 39H103V38H102ZM115 39H116V38H115ZM121 39H122V38H121ZM134 39H135V38H133V40H134ZM143 39L145 40V38H143ZM143 39H142V40H143ZM146 39H147V38H146ZM148 39H149V38H148ZM156 39H157V38H156ZM156 39H155V40H156ZM164 39H166V37H165ZM194 39H195V38H194ZM194 39H193V40H194ZM216 39H217V38H216ZM219 39H220V38H219ZM221 39L223 40L224 38H221ZM225 39H227V38H225ZM237 39H238V38H237ZM239 39H240V38H239ZM245 39H244V40H245ZM5 40H6V39H5ZM21 40H22V39H21ZM21 40H20V41H21ZM26 40H27V39H26ZM35 40H36V39H35ZM61 40H62V39H61ZM61 40H60V41H61ZM69 40H70V39L68 38V44H67V45H70V44H69V42H70ZM87 40H88V42H89V38H88ZM108 40H109V39H108ZM136 40H137V39H136ZM140 40H141V39H140ZM157 40H158V39H157ZM160 40H161V38H160ZM173 40H174V39H173ZM175 40H176V39H175ZM179 40H180V38H179ZM186 40H188V39H186ZM186 40H183V41L186 42ZM195 40H196V39H195ZM200 40H201V39H200ZM200 40H199V41H200ZM205 40H207V39L205 38ZM222 40H220V41H222ZM227 40H228V39H227ZM241 40H242V39H241ZM246 40H247V42H248V41H250V38H249V40H248V39H246ZM246 40H245V41H246ZM255 40H256V39H255ZM1 41H2V40H1ZM7 41H8V39H7ZM50 41L52 42V40H50ZM60 41H59V42H60ZM71 41H72V39H71ZM77 41H78V40H77ZM90 41H91V40H90ZM93 41H94V40H93ZM97 41H99V40H97ZM109 41H110V40H109ZM126 41H127V40H126ZM126 41H125V42H126ZM138 41H139V40H138ZM146 41H147V40H146ZM163 41H164V40H163ZM213 41H214V40H213ZM224 41H225V40H224ZM229 41H230V40H229ZM232 41H233V40H232ZM232 41H231V42H232ZM236 41H238V40H236ZM253 41H254V40H253ZM263 41H264V39H263ZM4 42H5V41H4ZM4 42H3V43H4ZM36 42H37V41H36ZM40 42H41V41H40ZM45 42H46V41H45ZM56 42H57V40H56ZM61 42H62V41H61ZM91 42H92V41H91ZM101 42H103V41L101 40ZM115 42H117V41L115 40ZM122 42H123V41H122ZM122 42H121V43H122ZM136 42H137V41H136ZM142 42H143V41H142ZM174 42H175V41H174ZM196 42L199 44L198 40H197ZM202 42H203V41H202ZM226 42H227V41H226ZM233 42H234V41H233ZM233 42H232V43H233ZM240 42H241V41H240ZM247 42H246V43H247ZM254 42H255V41H254ZM258 42H260V41H258ZM17 43H18V42H17ZM19 43H20V42H19ZM25 43H26V42H25ZM43 43H44V40H43ZM78 43H79V42H78ZM97 43H98V42H97ZM97 43H96V44H97ZM108 43H109V42H108ZM119 43H120V42H119ZM123 43H124V42H123ZM123 43H122V44H123ZM126 43H127V42H126ZM144 43H145V42H144ZM147 43H148V42H147ZM165 43H166V42H165ZM169 43H170V42H169ZM182 43H183V42H181V44H182ZM190 43H191V41H190ZM205 43H206V42H205ZM214 43H215V44H216V43H219V41L216 42V40H215ZM221 43H223V42H221ZM227 43H228V42H227ZM227 43H226V44H227ZM229 43H230V42H229ZM232 43H231V45H232ZM237 43H238V42H237ZM242 43H243V42H242ZM252 43H253V42H252ZM261 43H262V41H261ZM261 43H260V44H261ZM30 44H31V43H30ZM32 44H34V43H32ZM54 44H55V43H54ZM63 44H64V43H63ZM71 44H72V43H71ZM87 44H88V43H87ZM94 44H95V43H94ZM98 44H99V43H98ZM130 44H131V43H130ZM133 44H134V43H133ZM152 44H153V43H152ZM154 44H156V43H154ZM158 44H159V43H158ZM173 44H174V43H173ZM187 44H188V43H187ZM209 44H210V43H209ZM219 44H220V43H219ZM219 44H218V45H219ZM5 45H6V44H5ZM34 45H35V44H34ZM36 45H38V44L36 43ZM59 45H60V44H59ZM64 45L66 46V44H64ZM78 45H79V44H78ZM78 45L76 44V46H78ZM82 45H83V43H82ZM84 45H85V43H84ZM117 45H118V44H117ZM120 45H121V44H120ZM136 45H138V44H136ZM174 45H176V44H174ZM177 45H178V44H177ZM182 45H183V44H182ZM188 45H189V44H188ZM207 45H208V44H207ZM221 45H222V47H226V48H227V46H229V45L226 46L225 43H224L225 46H223V44H221ZM235 45H236V43H235ZM235 45H234V47H235ZM239 45H240V44H239ZM239 45L237 44V46H239ZM254 45H255V47H256L258 44L256 45V44L254 43ZM3 46H4V45H3ZM3 46H2V47H3ZM70 46H71V45H70ZM72 46H73V45H72ZM74 46H75V45H74ZM100 46H101V43H100ZM118 46H119V45H118ZM125 46H127V45H125ZM145 46H146V45H145ZM145 46H144V47H145ZM154 46H155V45H154ZM156 46H157V44H156ZM196 46H197V44H196ZM196 46H195V47H196ZM208 46H209V45H208ZM212 46H213V45H212ZM215 46H216V45H215ZM237 46H236V47H237ZM244 46H245V44H244ZM244 46H243V47H244ZM246 46H247V44H246ZM251 46H252V45H251ZM258 46H259V45H258ZM18 47H19V46H18ZM18 47H17V48H18ZM31 47H32V46H31ZM43 47H44V46H43ZM47 47H48V46H47ZM47 47H46V49H47ZM49 47H50V46H49ZM49 47H48V48H49ZM56 47H58V46H56ZM61 47H62V46H61ZM68 47H69V46H68ZM68 47H65V48L68 49ZM101 47H102V46H101ZM111 47H112V46H110V48H111ZM122 47H123V46H122ZM150 47H151V46H150ZM167 47H169V46H167ZM177 47H178V46H177ZM179 47H181V45H180ZM179 47H178V48H179ZM193 47H194V46H193ZM202 47H203V46H202ZM229 47H230V46H229ZM231 47H232V46H231ZM236 47H235V48H236ZM240 47H241V46H240ZM243 47H241V48L244 49L245 47H244V48H243ZM249 47H250V46H249ZM259 47L261 48V46H259ZM4 48H5V47H4ZM14 48H15V47H14ZM35 48H36V47H35ZM38 48L40 49V47H38ZM51 48H52V46L50 47V49H51ZM54 48H55V47H54ZM69 48H72V47H69ZM115 48H116V47H115ZM117 48H118V47H117ZM120 48H121V47H120ZM139 48H140V47H139ZM141 48H142V47H141ZM156 48H157V47H155V49H156ZM170 48H171V47H170ZM182 48H183V47H182ZM200 48H201V47H199V49H200ZM205 48H206V47H205ZM209 48H210V46H209ZM212 48H213V47H212ZM215 48H216V47H215ZM232 48H233V47H232ZM235 48H233V49H235ZM237 48H238V47H237ZM246 48H247V47H246ZM246 48H245V49H246ZM260 48H259V49H260ZM262 48H263V46H262ZM12 49H13V48H12ZM50 49H49V50H50ZM56 49H57V48H56ZM56 49H55V50H56ZM79 49H80V46H79ZM81 49H82V48H81ZM101 49L103 50V47H102ZM105 49H108V48L105 47ZM149 49H150V48H149ZM153 49H154V48H153ZM160 49H161V48H160ZM173 49H174V48H173ZM184 49H185V48H184ZM188 49H189V48H188ZM197 49H198V48H197ZM201 49H202V48H201ZM203 49H204V48H203ZM203 49H202V50H203ZM210 49H211V48H210ZM216 49H217V48H216ZM216 49H214V50H216ZM219 49H220V48H219ZM219 49H218V53L221 52V51H219ZM250 49H251V48H250ZM253 49H254V48H253ZM253 49H252V50H253ZM256 49L258 50V48H256ZM256 49H255V50H256ZM263 49H264V48H263ZM9 50H11V48H10ZM19 50H20V48H19ZM47 50H48V49H47ZM49 50H48V51H49ZM111 50H112V49H111ZM129 50H133V49H129ZM151 50H152V49H151ZM156 50L158 51L159 49H156ZM156 50H154V51H156ZM175 50H176V48H175ZM179 50H180V49H179ZM190 50H192V49H190ZM214 50L212 49V51H214ZM220 50H222V49H220ZM237 50H238V49H237ZM237 50H236V51H237ZM240 50H241V49H240ZM255 50H253V51H255ZM257 50H256V51H257ZM260 50H262V49H260ZM1 51H2V50H1ZM15 51H16V50H15ZM34 51H35V50H34ZM43 51H44V50H43ZM48 51H47V52H48ZM50 51H53V50L51 49ZM59 51H60V50H59ZM59 51H58V52H59ZM67 51H69V50H67ZM67 51H66V52H67ZM82 51H83V49H82ZM84 51H85V50H84ZM84 51H83V52H84ZM88 51H89V50H88ZM104 51H105V50H104ZM108 51H109V50H108ZM108 51H107V52H108ZM112 51H113V50H112ZM138 51H139V49H138ZM159 51H161V50H159ZM173 51H174V50H173ZM196 51H197V50H196ZM234 51H235V50H234ZM236 51H235V52H236ZM238 51H239V50H238ZM238 51H237V52H238ZM27 52H28V51H27ZM27 52L25 53V55L27 54ZM79 52H80V51H79ZM83 52H82V53H83ZM100 52H101V51H100ZM102 52H103V51H102ZM102 52H101V53H102ZM115 52H116V49H115ZM128 52H129V51H128ZM134 52H135V51H134ZM163 52H164V51H163ZM174 52H175V51H174ZM179 52H180V51H179ZM179 52H178V55H179ZM188 52H189V51H188ZM193 52H194V51H193ZM197 52H198V51H197ZM197 52H195V54H196ZM202 52H203V51H202ZM206 52H207V51H206ZM206 52H205V54H206ZM208 52H209V51H208ZM208 52H207V53H208ZM210 52H211V51H210ZM210 52H209L208 54L211 56ZM216 52H217V50H216ZM216 52H213V53H216ZM240 52H242V50L239 51L238 53H240ZM244 52H245V51H243L242 54H244ZM246 52H248V50H247ZM249 52H250V50H249ZM251 52H252V51H251ZM257 52H258V51H257ZM257 52H256V54L258 55V53H259L260 51H259L258 53H257ZM15 53H16V52H15ZM21 53H22V52H21ZM70 53H71V52H70ZM95 53H96V52H95ZM98 53H99V52H98ZM101 53H100V55H101ZM105 53H106V52H105ZM110 53H111V52H110ZM124 53H125V52H124ZM130 53H132V52L130 51ZM135 53H136V52H135ZM159 53H160V52H159ZM172 53H173V52H172ZM181 53H183V51H182ZM181 53H180V54H181ZM190 53H191V52H190ZM198 53H199V52H198ZM200 53H201V52H200ZM200 53H199L198 56L202 55V54H200ZM213 53H212V54H213ZM218 53H217V55H218ZM229 53H230V51H229ZM232 53H233V52H232ZM254 53H255V52H254ZM262 53H264V52H262ZM11 54H12V53H11ZM16 54H17V53H16ZM32 54H33V53H32ZM43 54H44V53H43ZM51 54H52V53H51ZM62 54H64V53H62ZM66 54H67V53H66ZM76 54H77V53H75L74 55L76 56ZM84 54H85V53H83V55H84ZM108 54H109V53H108ZM121 54H122V53H121ZM128 54H129V53H128ZM164 54H165V53H164ZM175 54H176V53H174V54H172V55H175ZM185 54H186V53H185ZM203 54H204V53H203ZM205 54H204V55H205ZM224 54H225V53H224ZM240 54H241V53H240ZM249 54H250V53H249ZM256 54H253V55L255 56ZM8 55H9V54H8ZM74 55H73V56H74ZM97 55H98V54H97ZM100 55H99V56H100ZM104 55H105V54H104ZM104 55H101V56L104 57ZM126 55H127V54H126ZM148 55H149V54H148ZM217 55H216V56H217ZM222 55H223V54H222ZM222 55H218V56H220V58H222V57H221ZM228 55H229V54H228ZM263 55H264V54H263ZM54 56H55V55H54ZM62 56H63V55H62ZM70 56H71V55H70ZM77 56H78V54H77ZM81 56H82V55H81ZM122 56H124V55H122ZM136 56H137V55H136ZM145 56H146V54H145ZM161 56H162V55H161ZM170 56H171V54H170ZM179 56H180V55H179ZM191 56H192V55H191ZM202 56H203V55H202ZM205 56H206V55H205ZM212 56H214V55H212ZM218 56H217L216 58H218ZM245 56H246V55H245ZM247 56H248V55H247ZM247 56H246V57H247ZM251 56H252V55H251ZM251 56H250V57H251ZM258 56H259V55H258ZM23 57H24V56H22L21 58H23ZM33 57H34V56H33ZM47 57H48V56H47ZM57 57H59V55H58ZM83 57H84V56H83ZM83 57H82V59H83ZM90 57H91V56H90ZM106 57H107V53H106ZM108 57H109V55H108ZM108 57H107V58H108ZM112 57H113V54H112ZM127 57H128V56H127ZM141 57H142V56H141ZM159 57H160V56H159ZM164 57H165V56H164ZM188 57H189V55L186 56V58H188ZM225 57H226V56H225ZM227 57H228V56H227ZM229 57L232 58V56H229ZM233 57H235V56L233 55ZM255 57L257 58V56H255ZM255 57H254V58H255ZM263 57H264V56H263ZM263 57H262V58H263ZM14 58H16V56H15ZM25 58H27V57L25 56ZM29 58H30V57H29ZM41 58H44V57H41ZM49 58H50V57H49ZM53 58H55V57H53ZM69 58H70V57H69ZM85 58H87V57H85ZM85 58H84V59H85ZM101 58H102V57H101ZM109 58H111V57H109ZM117 58H118V57H117ZM119 58L122 59V57H119ZM119 58H118V59H119ZM128 58H129V57H128ZM132 58H133V57H132ZM135 58H136V60H137V57H135ZM148 58H149V57H148ZM148 58H147V59H148ZM154 58H155V57H154ZM156 58H157V57H156ZM167 58H170V57H167ZM171 58H172V57H171ZM174 58H175V56H174ZM176 58H178V57H176ZM191 58H192V57H191ZM191 58H190V59H191ZM203 58H204V57H203ZM210 58H211V57H210ZM254 58H253V59H254ZM258 58H259V57H258ZM23 59H24V58H23ZM35 59H38V58H35ZM39 59H40V58H39ZM47 59H48V58H47ZM55 59H57V58H55ZM55 59H54V60H55ZM65 59H66V58H65ZM70 59H71V58H70ZM74 59H77V58H74ZM91 59H93V58H91ZM91 59H90V60H91ZM111 59H113V58H111ZM126 59H127V58H126ZM130 59H131V58H130ZM190 59H188V60H190ZM193 59H194V57H193ZM212 59H213V58H212ZM218 59H219V58H218ZM222 59H223V58H222ZM225 59L227 60V58H225ZM242 59H243V58H242ZM242 59H241V60H242ZM249 59H252V58H249ZM259 59L262 60L261 57H260ZM16 60H17V59H16ZM28 60H29V59H28ZM58 60H59V59H58ZM61 60H62V59H61ZM85 60H86V59H85ZM108 60H110V59H108ZM139 60H141V59H139ZM144 60H145V59H144ZM144 60H143V61H144ZM199 60H200V59H199ZM202 60H203V59H202ZM202 60H201V61H202ZM219 60H220V59H219ZM255 60H256V59H255ZM257 60H258V59H257ZM257 60H256V62H257ZM12 61H13V60H12ZM25 61H26V60H25ZM30 61H31V60H30ZM33 61H34V60H33ZM37 61H38V60H37ZM41 61H42V60H41ZM45 61H46V59H45ZM52 61H53V60H52ZM56 61H57V60H56ZM82 61H84V60H82ZM91 61H92V60H91ZM98 61H99V60H98ZM105 61H107V60H105ZM118 61H119V60H118ZM120 61H121V60H120ZM127 61H128V60H127ZM131 61H132V60H131ZM131 61H130V62H131ZM133 61H135V59H133ZM137 61H138V60H137ZM143 61H141V62H143ZM146 61H147V60H146ZM161 61H162V59H161L160 61H158V62H161ZM172 61H173V60H172ZM204 61H205V59H204ZM215 61H216V59H215ZM228 61H229V60H228ZM228 61H225L224 63H226V62H228ZM231 61L233 62L234 60H231ZM258 61H259V60H258ZM63 62H65V61H63ZM63 62H61V63H63ZM76 62H77V61H76ZM76 62H75V63H76ZM85 62H86V61H85ZM128 62H129V61H128ZM158 62H157V63H158ZM164 62H165V60H164ZM164 62H163V63H164ZM170 62H171V61H170ZM181 62H182V61H181ZM185 62H186V60H185ZM185 62H184V63H185ZM189 62H190V61H189ZM197 62H198V61H197ZM202 62H203V61H202ZM212 62H213V61H212ZM217 62H219V61H217ZM232 62H231V63H232ZM241 62H242V61H241ZM245 62H246V61H245ZM248 62H249V61H248ZM19 63H20V62H19ZM26 63H27V62H26ZM28 63H29V61H28ZM46 63H47V61H46ZM48 63H49V62H48ZM51 63H52V62H51ZM55 63H56V62H55ZM58 63H59V62H58ZM72 63H73V61H72ZM77 63H78V62H77ZM79 63H80V62H79ZM81 63H82V62H81ZM100 63H101V61H100ZM104 63H105V62H104ZM113 63H114V62H113ZM123 63H124V62H123ZM126 63H127V62H126ZM131 63H133V62H131ZM154 63H155V62H154ZM154 63H153V64H154ZM173 63H175V62H173ZM220 63H221V60H220ZM231 63H229V64H231ZM236 63H237V62H236ZM249 63H251V62H249ZM24 64H25V62H24ZM29 64H30V63H29ZM31 64H32V61H31ZM33 64H34V63H33ZM56 64H57V63H56ZM56 64H55V65H56ZM64 64H66V63H64ZM88 64H89V63H88ZM136 64H137V62H136ZM136 64H135V65H136ZM148 64H149V62H148ZM153 64H152V65H153ZM161 64H162V63H161ZM168 64H169V63H168ZM180 64H181V63H180ZM182 64H183V62H182ZM182 64H181V67H182V66L184 67L185 65H182ZM205 64H206V63H205ZM207 64H208V63H207ZM207 64H206V65H207ZM214 64H215V63H214ZM234 64H235V63H234ZM261 64H262V63H261ZM25 65H26V64H25ZM46 65H47V64H46ZM49 65H50V64H49ZM53 65H54V64H53ZM60 65H61V64H60ZM70 65H71V63H70ZM73 65H74V64H73ZM73 65H72V66H73ZM85 65H86V64H85ZM92 65H93V64H92ZM102 65H103V64H102ZM108 65L110 66V65H112V64H108ZM125 65H126V64H125ZM128 65H130V64H128ZM140 65H141V64H140ZM157 65H158L157 67H159V64H157ZM162 65H163V64H162ZM198 65H199V64H198ZM203 65H204V64H203ZM237 65H238V64H237ZM248 65H249V64H248ZM251 65H253V64H251ZM255 65H256V64H255ZM255 65L251 66V67H252V71H253V67H254ZM263 65H264V64H263ZM1 66H2V65H1ZM37 66H38V65H37ZM66 66H67V65H66ZM68 66H69V65H68ZM74 66H75V68L73 67V69H75V71H76V69H77V68H76V65H74ZM77 66H78V65H77ZM80 66H81V65H80ZM122 66H123V65H122ZM122 66H121V67H122ZM131 66H132V65H131ZM153 66H154V65H153ZM168 66H169V65H168ZM168 66H167V67H168ZM173 66H175V65L173 64ZM239 66H241V65H239ZM239 66H238V67H239ZM256 66H257V65H256ZM260 66H262V65H260ZM12 67H15V66H12ZM23 67H24V66H23ZM33 67H34V66H33ZM60 67H61V66H60ZM62 67H63V65H62ZM64 67H65V66H64ZM90 67H92V66H90ZM150 67H151V66H150ZM155 67H156V64H155ZM162 67H163V66H162ZM167 67H166V69H167ZM170 67H172V66H170ZM170 67H169V69H171ZM197 67H198V66H197ZM212 67H214V66H212ZM216 67H217V65H216ZM227 67H229V66L227 65ZM234 67H235V66H234ZM234 67H233V68H234ZM242 67H244V66H242ZM251 67H249V68H251ZM262 67H263V66H262ZM0 68H1V67H0ZM25 68H26V67H25ZM25 68H24V69H25ZM45 68H46V66H45ZM54 68H55V67H54ZM84 68H85V67H84ZM97 68H98V67H97ZM112 68H113V67H112ZM112 68H111V69H112ZM159 68H161V67H159ZM172 68H173V67H172ZM186 68H187V65H186ZM198 68H199V67H198ZM219 68H220V67H219ZM223 68H224V67H223ZM236 68H237V66H236ZM239 68H240V67H239ZM247 68H248V67H247ZM247 68H246V69H247ZM254 68H255V67H254ZM257 68H258V67H257ZM257 68H256V69H257ZM259 68H261V67H259ZM259 68H258V69H259ZM263 68H264V67H263ZM24 69H23V71H26V70H24ZM56 69H57V71L59 70L58 68H56ZM60 69H61V68H60ZM69 69H70V72H71V71H72L71 68H68V70H69ZM80 69H81V68H80ZM85 69H86V68H85ZM109 69H110V67H109ZM111 69H110V70H111ZM121 69H122V68H121ZM123 69H124V68H123ZM131 69H132V68H131ZM152 69H153V68H152ZM155 69H156V68H154L153 70L155 71ZM176 69H177V67H176ZM195 69H196V68H195ZM195 69H194V70H195ZM209 69H210V67H209ZM212 69H213V68H212ZM225 69H226V68H225ZM256 69H255V71H257ZM10 70H11V69H10ZM40 70H41V69H40ZM53 70H54V69H53ZM64 70H65V69H64ZM77 70H78V69H77ZM91 70H92V69H91ZM93 70H94V69H93ZM97 70H98V69H97ZM100 70H101V69H100ZM125 70H126V69H125ZM133 70H134V69H133ZM133 70H132V71H133ZM161 70H162V69H161ZM191 70H192V69H191ZM206 70H207V72H209L208 69H206ZM217 70H218V69H217ZM228 70H229V68H228ZM244 70H245V69H244ZM261 70H262V69H261ZM30 71H31V70H30ZM114 71H115V70H114ZM116 71H117V70H116ZM116 71H115V72H116ZM139 71H140V70H139ZM147 71H148V70H147ZM147 71H145V72L147 73ZM157 71H159V70H157ZM157 71H156V72H157ZM171 71H174V70L171 69ZM181 71H182V70H181ZM183 71H184V70H183ZM196 71H197V73H198L199 70H196ZM200 71H201V70H200ZM200 71H199V72H200ZM204 71H205V70H204ZM236 71H237V69H236ZM250 71H251V70H250ZM258 71H259V74H260V70H258ZM5 72H6V71H5ZM5 72H3V73H5ZM59 72H60V71H59ZM77 72H78V71H77ZM80 72H81V71H80ZM93 72H94V71H93ZM127 72H128V71H127ZM134 72H135V71H134ZM151 72H152V71H151ZM156 72H155V73H156ZM174 72H175V71H174ZM176 72H178V71H176ZM188 72H189V71H188ZM190 72H192V71H190ZM214 72H216V69L214 70ZM219 72H220V69H219ZM219 72H218V73H219ZM224 72H226V71H224ZM0 73H1V72H0ZM27 73H28V72H27ZM29 73H30V72H29ZM33 73H34V72H33ZM86 73H87V72H86ZM99 73H100V72H99ZM105 73H106V72H105ZM132 73H133V72H132ZM141 73H142V71H141ZM148 73H149V71H148ZM155 73L153 72V74H155ZM159 73H160V72H159ZM161 73H162V72H161ZM166 73H167V72H166ZM170 73H171V72H170ZM179 73H180V72H179ZM182 73H183V72H182ZM182 73H180V74H182ZM192 73H194V72H192ZM202 73H203V72H202ZM216 73H217V72H216ZM216 73H214V74L216 75ZM218 73H217V74H218ZM247 73H248V72H247ZM247 73H246L245 76H247ZM249 73H250V72H249ZM249 73H248V74H249ZM261 73H262V72H261ZM5 74H6V73H5ZM5 74H4V75H5ZM20 74H21V73H20ZM41 74H42V73H41ZM51 74H52V73H51ZM57 74H58V73H57ZM76 74H77V73H76ZM82 74H85V73L83 72ZM87 74H88V73H87ZM89 74H90V72H89ZM127 74H128V73H127ZM134 74L136 75V72H135ZM137 74H138V73H137ZM167 74H168V73H167ZM183 74H184V73H183ZM189 74H190V73H189ZM204 74H206V71H205ZM221 74H222V73H221ZM223 74H224V73H223ZM226 74H228V73H226ZM240 74H241V73H240ZM251 74H252V73H251ZM257 74H258V73H257ZM259 74H258V75H259ZM21 75H22V74H21ZM58 75H59V74H58ZM91 75H93V74H91ZM97 75H98V74H96L95 76L97 77ZM105 75H106V74H105ZM110 75H112V72H111ZM115 75H116V74H115ZM135 75H134V77H135ZM160 75H161V74H159V76H160ZM186 75H187V74H186ZM209 75H211V74H209ZM215 75H213V78H214ZM237 75H238V74H237ZM255 75H256V74H255ZM255 75H254V76H255ZM262 75H264V74H262ZM10 76H11V75H10ZM15 76H17V75H15ZM80 76H81V75H80ZM87 76H88V75H87ZM89 76H90V75H89ZM107 76H108V75H107ZM116 76H117V75H116ZM118 76H119V74H118ZM141 76H142V74L140 75V77H141ZM145 76H146V75H145ZM145 76H144V77H145ZM147 76H148V75H147ZM147 76H146V77H147ZM162 76H163V75H162ZM174 76H175V75H174ZM176 76H177V75H176ZM202 76H204V75H202ZM206 76H208V74H207ZM211 76H212V75H211ZM231 76H232V75H231ZM239 76H242V74L239 75ZM243 76H244V75H243ZM260 76H261V75H260ZM26 77H27V76H26ZM33 77H34V76H33ZM53 77H54V76H53ZM66 77H67V74H66ZM69 77L71 78L72 76L69 75ZM69 77H68V80H67V81H70V82H71V80H69ZM74 77H75V76H74ZM83 77H84V76H83ZM83 77H81V78L83 79ZM90 77H91V76H90ZM90 77H89V78H90ZM96 77H95V78H96ZM99 77H100V76H99ZM112 77H113V75H112ZM120 77H121V76H120ZM138 77H139V76H138ZM142 77H143V76H142ZM142 77H141V78H142ZM146 77H145V78H146ZM151 77H152V76H151ZM172 77H173V75H172ZM180 77H181V76H180ZM221 77H222V76H221ZM221 77H220V78H221ZM234 77H235V79H237V77H236L235 75H234ZM234 77H233V78H234ZM248 77H249V76H248ZM0 78H1V77H0ZM10 78H11V77H10ZM24 78H25V76H24ZM24 78H23V80H24ZM39 78H40V77H39ZM41 78H42V77H41ZM51 78H52V77H51ZM58 78H60V77H58ZM81 78H78V79L81 80ZM87 78H88V77H87ZM87 78H86V79H87ZM104 78H106V77H104ZM117 78H119V77H117ZM130 78H131V77H130ZM135 78H137V76H136ZM147 78H148V77H147ZM147 78H146V79H147ZM163 78H164V77H163ZM163 78H161V79H163ZM167 78H168V77H167ZM183 78H184V77H183ZM203 78H204V77H203ZM222 78H223V77H222ZM233 78H232V79L230 78L231 81L233 80ZM252 78H253V77H252ZM19 79H20V78H19ZM55 79L57 80V78H55ZM62 79H63V77H62ZM64 79H65V78H64ZM99 79H100V78H99ZM101 79H102V77H101ZM138 79H140V78H138ZM138 79H137V84L139 85V81H138ZM151 79H152V78H151ZM156 79H157V78H156ZM165 79H166V76H165V78H164L163 81H165ZM185 79H186V76H185ZM185 79H184V80H185ZM192 79H193V78H192ZM211 79H212V78H211ZM224 79H225V78H224ZM256 79H257V75H256ZM49 80H50V79H49ZM49 80H48V81H49ZM52 80H53V79H52ZM80 80H77V83H78V81H80ZM88 80H89V79H88ZM92 80H93V79H92ZM92 80H91V82H94V81H92ZM94 80H95V79H94ZM118 80H119V79H118ZM180 80H181V79H180ZM237 80H238V79H237ZM245 80H246V79H244V81H245ZM248 80H249V79H248ZM248 80H247V82H248ZM254 80H255V79H254ZM254 80H253V81H254ZM17 81H19V80H17ZM58 81H59V80H58ZM60 81H62V80H60ZM85 81H87V80H85ZM104 81H108V80H104ZM119 81H121V80H119ZM127 81H128V80H127ZM150 81H151V80H150ZM150 81H149V82H150ZM166 81H167V79H166ZM168 81H169V80H168ZM172 81H173V80H172ZM174 81H175V80H174ZM177 81H178V80H177ZM186 81H187V80H186ZM192 81H193V80H192ZM194 81H195V80H194ZM215 81H216V80H215ZM244 81H243V82H244ZM249 81H250V80H249ZM255 81H256V80H255ZM257 81H258V80H257ZM2 82H3V81H2ZM23 82H24V81H23ZM34 82H35V81H34ZM34 82H33V83H34ZM38 82H40V81H38ZM65 82H66V81H65ZM72 82L74 83V81H72ZM80 82H81V81H80ZM80 82H79L78 84L83 83V82H81V83H80ZM108 82H110V81H108ZM111 82H113V80H111ZM116 82H117V80H116ZM125 82H126V81H125ZM128 82H129V81H128ZM132 82H133V81H132ZM134 82H135V81H134ZM134 82H133V83H134ZM146 82H147V81H146ZM160 82H161V81H160ZM160 82H159V83H160ZM169 82H170V81H169ZM179 82H180V81H179ZM238 82H239V81H238ZM243 82H241V83H243ZM260 82H261V81H260ZM260 82L258 81V82H256V83L258 84V83H260ZM262 82H263V81H262ZM262 82H261V83H262ZM21 83H22V82H21ZM21 83H20V84H21ZM59 83H60V82H59ZM73 83H72V84H73ZM89 83H90V82H89ZM106 83H107V82H106ZM119 83H120V82H119ZM119 83H118V84H119ZM130 83H131V82H130ZM135 83H136V82H135ZM142 83H143V81H142ZM150 83H151V82H150ZM157 83H158V81H157ZM161 83H162V82H161ZM161 83H160V84H161ZM166 83H167V82H166ZM171 83H172V82H171ZM175 83H176V82H175ZM196 83H198V81H197ZM211 83H212V82H211ZM214 83H215V82H214ZM214 83H213V84H214ZM221 83H222V82H221ZM239 83H240V82H239ZM245 83H246V81H245ZM248 83H249V82H248ZM250 83H251V81H250ZM250 83H249V84H250ZM10 84H11V81H10ZM28 84H29V83H28ZM28 84H27V86H28ZM31 84H32V83H31ZM61 84H62V87H63V83H61ZM90 84H91V83H90ZM93 84H96V82L93 83ZM110 84H111V83H110ZM127 84H128V83H127ZM153 84H154V83H153ZM164 84H165V83H164ZM182 84H183V82H182ZM200 84H201V83H200ZM203 84H204V83H203ZM229 84H231V83H229ZM236 84H237V83H236ZM236 84H235V85H236ZM251 84H252V83H251ZM263 84H264V83H263ZM18 85H19V84H18ZM18 85H17V87H18ZM116 85H117V84H116ZM116 85H115V86H116ZM123 85H125V84H123ZM134 85H136V84H134ZM142 85H143V84H142ZM146 85H147V84H146ZM167 85H168V84H167ZM191 85H192V84H191ZM205 85H206V84H205ZM217 85H218V84H217ZM244 85H246V84H244ZM253 85H255V87L257 88L256 84L253 83ZM253 85H252V86H253ZM260 85H262V84H260ZM5 86H6V85H5ZM25 86H26V85H25ZM25 86H24V87H25ZM40 86H41V85H40ZM55 86H56V85H55ZM66 86H67V85H66ZM73 86H74V85H73ZM96 86H97V84H96ZM96 86H95V87H96ZM104 86H105V85H104ZM121 86H122V84H121ZM130 86H131V85H130ZM136 86H137V85H136ZM151 86H152V85H151ZM151 86H150V87H151ZM162 86H163V84H162ZM169 86H170V84H169ZM193 86L195 87L194 84H193ZM201 86L204 87V85H201ZM207 86H208V85H207ZM220 86H221V84H220ZM223 86H224V85H223ZM228 86H229V85H228ZM228 86H227V89H229ZM236 86H237V85H236ZM239 86H240V85H239ZM250 86H251V85H250ZM17 87H16V88H17ZM58 87L60 88V86H58ZM79 87H80V86H79ZM82 87L85 88V87H87V86H83V85H82ZM108 87H109V86H108ZM117 87H118V86H117ZM137 87H138V86H137ZM142 87H143V86H142ZM144 87H145V86H144ZM147 87H149V86H147ZM153 87H154V86H152V88H153ZM156 87H159V86L156 85ZM164 87H165V85H164ZM164 87H163V88H164ZM166 87H167V86H166ZM172 87H173V86H172ZM172 87H170V88H172ZM176 87H177V85H176ZM197 87H199V86H197ZM215 87H216V86H215ZM231 87H232V86H231ZM237 87H238V86H237ZM240 87H242L241 91H243V87H244V86H240ZM240 87H238V88H240ZM248 87H249V86H248ZM18 88H19V87H18ZM52 88H53V87H52ZM64 88H65V86H64ZM91 88H92V87H91ZM93 88H94V87H93ZM112 88H113V87H111V89H112ZM120 88H121V87H120ZM135 88H136V87H135ZM140 88H141V86H140ZM154 88H155V87H154ZM159 88H161V86H160ZM174 88H175V87H174ZM174 88H173V89H174ZM177 88H178V87H177ZM200 88H201V87H200ZM244 88H245V87H244ZM250 88H251V87H250ZM253 88H254V86H253ZM34 89H35V88H34ZM36 89H37V88H36ZM61 89H62V88H61ZM69 89H70V87H69ZM71 89H72V88H71ZM82 89H83V88H82ZM96 89L100 90V88H96ZM106 89H107V87H106ZM126 89H127V86H126ZM133 89H134V88H133ZM141 89H142V88H141ZM144 89H146V88H144ZM150 89H151V88H150ZM156 89H157V88H156ZM164 89H166V88H164ZM190 89H191V88H190ZM194 89H195L194 91H196V88H194ZM204 89H205V88H204ZM213 89H214V88H213ZM232 89H233V91H234V88H232ZM232 89H231V90H232ZM245 89H247V91H248L247 86H246ZM262 89H263V88H262ZM10 90H11V89H10ZM20 90H21V89H20ZM51 90H52V89H51ZM76 90H77V89H76ZM84 90H86V89H84ZM90 90H91V89H90ZM101 90H102V89H101ZM104 90H105V89H104ZM114 90H115V89H114ZM114 90H112V91H114ZM120 90H121V89H120ZM131 90H132V89H131ZM147 90H148V89H147ZM191 90H193V89H191ZM231 90H230V91H231ZM235 90H236V89H235ZM239 90H240V89H239ZM252 90H253V89H252ZM252 90H251V92H253L255 89H254L253 91H252ZM16 91H17V90H16ZM31 91H32V89H31ZM33 91H34V90H33ZM35 91H36V90H35ZM66 91H67V90H66ZM121 91H122V90H121ZM128 91H129V90H128ZM128 91H126V93H127ZM134 91H136V90H134ZM140 91H141V90H140ZM143 91H144V90H143ZM150 91H151V90H150ZM155 91H156V90H155ZM157 91H158V89H157ZM157 91H156V94H157ZM173 91H174V90H173ZM202 91H203V90H202ZM207 91H208V89H207ZM216 91H217V89H216ZM237 91H238V90H237ZM255 91H256V90H255ZM262 91H264V90H262ZM17 92H18V91H17ZM41 92H42V90H41ZM68 92H69V91H68ZM68 92H67V93H68ZM89 92H90V91H89ZM89 92H87V93H89ZM106 92H107V91H106ZM116 92L118 93V91H116ZM131 92H132V91H131ZM144 92H146V91H144ZM148 92H149V91H148ZM153 92H154V91H153ZM163 92H164V91H163ZM163 92H162V95L164 94ZM189 92H190V91H189ZM218 92H220V91H218ZM218 92H217V93H218ZM231 92H232V91H231ZM235 92H236V91H235ZM259 92H260V91H259ZM259 92H258V93H259ZM0 93H1V92H0ZM5 93H6V92H5ZM35 93H36V92H35ZM56 93H57V92H56ZM79 93H80V92H79ZM82 93H83V92H82ZM92 93H93V92H92ZM114 93H115V92H114ZM117 93H115V95H116ZM119 93H120V92H119ZM126 93H125V94H126ZM136 93H137V91H136ZM138 93H139V92H138ZM140 93H141V92H140ZM151 93H152V91L150 92V94H151ZM154 93H155V92H154ZM154 93H153V94H154ZM198 93H200V92H198ZM198 93H197V94H198ZM205 93H206V92H205ZM213 93H215V91H214ZM213 93H212L211 96H213ZM222 93L225 94V92H222ZM222 93H221V94H222ZM233 93H234V92H233ZM249 93H250V91H249ZM249 93H248V94H249ZM39 94H40V93H39ZM50 94H51V93H50ZM50 94H48V95H50ZM72 94H73V93H72ZM85 94H86V93H85ZM107 94H108V93H107ZM109 94H110V93H109ZM111 94H113V93H111ZM122 94H123V93H122ZM133 94H134V93H133ZM144 94H146V93H144ZM174 94H175V93H174ZM174 94H173V95H174ZM177 94H178V93H177ZM226 94H228V93L226 92ZM234 94H235V93H234ZM236 94H237V93H236ZM245 94H247V93H245ZM245 94H243V95H245ZM251 94H253V93H251ZM256 94H257V92H256ZM256 94L254 93V96H255V97H257ZM25 95H26V94H25ZM28 95H29V94H28ZM78 95H79V94H78ZM92 95H93V94H92ZM92 95L90 94V96H92ZM94 95H97V94H94ZM104 95H105V93H104ZM127 95H128V94H127ZM136 95H137V94H135V97H136ZM147 95H148V94H147ZM158 95H159V94H158ZM165 95H166V93H165ZM165 95H163V97H164ZM182 95H183V94H182ZM208 95H209V94H208ZM214 95H215V94H214ZM229 95H230V93H229ZM229 95H228V96H229ZM231 95H233V94L231 93ZM237 95H238V94H237ZM237 95H236V96H237ZM239 95H240V96H238V98L241 97V92H240ZM18 96H19V95H18ZM50 96H51V95H50ZM50 96H47V97H50ZM58 96H59V95H58ZM80 96H81V95H80ZM97 96H98V95H97ZM118 96H120V95L118 94ZM124 96H125V95H124ZM141 96H143V94H142ZM150 96H151V95H150ZM160 96H161V94H160ZM183 96H184V95H183ZM206 96H207V95H206ZM209 96H210V95H209ZM219 96H221V95H219ZM234 96H235V95H234ZM245 96H246V95H245ZM250 96H251V95H250ZM254 96H253V98H254ZM0 97H1V96H0ZM27 97H28V96H27ZM32 97H33V96H32ZM45 97H46V96H45ZM45 97H43V98H45ZM54 97H56V96H54ZM63 97H64V96H63ZM82 97H83V96H82ZM84 97H85V96H84ZM101 97H103V96L101 95ZM145 97H149V96H146V95H145ZM145 97H144V98H145ZM163 97L161 96V98H163ZM216 97H218V96L216 95ZM242 97H243V96H242ZM259 97H260V96H259ZM13 98H14V97H13ZM25 98H26V97H25ZM56 98H57V97H56ZM126 98H127V97H126ZM126 98H125V99H126ZM128 98H132V97H128ZM152 98H154V97L152 96ZM157 98L160 99L159 96H158ZM167 98H169L168 95H167ZM178 98H179V96H178ZM194 98H195V97H194ZM209 98H211V97H209ZM214 98H215V97H214ZM214 98H213V99H214ZM253 98H251V99H253ZM260 98H261V97H260ZM260 98H259V99H260ZM262 98H264V97H262ZM7 99H8V98H7ZM14 99H15V98H14ZM60 99H61V98H60ZM98 99H99V98H98ZM100 99H101V98H100ZM100 99H99V100H100ZM121 99L124 100V97L121 98ZM133 99H134V98H133ZM133 99H132V100H133ZM137 99H138V98H137ZM147 99H149V98H147ZM150 99H151V97H150ZM165 99H166V98H165ZM182 99H183V98H182ZM207 99H208V98H207ZM245 99H247V98H245ZM245 99H244V101H245ZM255 99H256V98H255ZM255 99H254V101H255ZM18 100H19V99H18ZM40 100H42V99H40ZM55 100H56V99H55ZM57 100H58V98H57ZM79 100H80V99H79ZM129 100H131V99H129ZM135 100H136V99H135ZM144 100H145V99H144ZM153 100H154V99H153ZM160 100H161V99H160ZM160 100H159V101H160ZM171 100H172V99H171ZM195 100H196V99H195ZM197 100H198V99H197ZM218 100H219V99H218ZM0 101H1V100H0ZM4 101H6V100H4ZM4 101H3V102H4ZM10 101H11V100H10ZM10 101H9V102H10ZM12 101H13V100H12ZM21 101H22V100H21ZM29 101H30V99H29ZM60 101H61V100H60ZM82 101H84V100H82ZM82 101H80V102H82ZM86 101H87V100H86ZM103 101H104V100H103ZM106 101H107V100H106ZM112 101H113V100H112ZM124 101H125V100H124ZM124 101H123V102H124ZM140 101H141V100H140ZM142 101H143V100H142ZM142 101H141V102H142ZM146 101H147V100H146ZM166 101H167V100H166ZM181 101H182V100H181ZM201 101H202V102H203V101L206 102L205 100H203V98H202ZM207 101H208V100H207ZM226 101H227V100H226ZM249 101H250V99H249ZM15 102H16V101H15ZM51 102H52V101H51ZM51 102H49V103H51ZM65 102H66V101H65ZM88 102H89V101H88ZM90 102H91V101H90ZM90 102H89V103H90ZM125 102H126V101H125ZM125 102H124V103H125ZM133 102H134V101H133ZM133 102H132V103H133ZM136 102H137V100H136ZM138 102H139V101H138ZM141 102H140V103H141ZM144 102H145V101H144ZM152 102H155V103H156V100H155V101H152ZM163 102H164V100H162V103H163ZM195 102H196V101H195ZM198 102H200V101L198 100ZM220 102H221V101H220ZM233 102H234V101H233ZM247 102H248V101H247ZM256 102L258 103V101H256ZM12 103H13V102H12ZM19 103H20V102H19ZM30 103H31V102H30ZM47 103H48V102H47ZM61 103H62V102H61ZM66 103H67V102H66ZM78 103H79V102H78ZM78 103H74V104H77V105H78ZM85 103H86V102H85ZM85 103H84V104H85ZM94 103H95V102H94ZM113 103L115 104V102H113ZM113 103H112V104H113ZM118 103H119V102H118ZM129 103H131V102L129 101ZM160 103H161V102H160ZM160 103H158V105H159ZM165 103H166V102H165ZM174 103H175V102H174ZM249 103H250V102H249ZM251 103H254V102L251 101ZM262 103H263V101H262ZM262 103H261V104H262ZM3 104H4V103H3ZM7 104H10V103H7ZM7 104H5V105H7ZM17 104H18V103H17ZM17 104H16V106H18ZM20 104H22V103H20ZM20 104H19V105H20ZM62 104H63V103H62ZM70 104H71V103H70ZM80 104H81V103H80ZM114 104H113V105H114ZM125 104H127V103H125ZM137 104H138V103H137ZM151 104L154 105L153 103H151ZM166 104H167V103H166ZM170 104H171V103H170ZM227 104H228V103H227ZM241 104H242V103H241ZM14 105H15V104H14ZM25 105H26V104H25ZM31 105H32V104H31ZM53 105H54V104H53ZM58 105H59V104H58ZM81 105H82V104H81ZM89 105H91V104H89ZM103 105H104V104H103ZM122 105H123V104H122ZM122 105H121V106H122ZM128 105H129V104H128ZM128 105H127V106H128ZM130 105H131V104H130ZM132 105H133V104H132ZM132 105H131V107H132ZM155 105H156V104H155ZM158 105H156V106H158ZM161 105H162V104H161ZM168 105H169V104H167L166 107H169ZM175 105H176V104H175ZM175 105H174V106H175ZM179 105H182V103L179 104ZM185 105H188V104H185ZM185 105H183V106L185 107ZM197 105H198V104H197ZM201 105L203 106L204 103L201 104ZM234 105H235V104H234ZM247 105H248V104H247ZM255 105H256V104H255ZM259 105H260V104H259ZM3 106H4V105H3ZM12 106H13V105H11V107H12ZM41 106H42V105H41ZM46 106H47V105H46ZM48 106H49V105H48ZM75 106H76V105H74V107H75ZM92 106H94V105H92ZM99 106H100V105H99ZM99 106H98V107H99ZM109 106H110V103H109ZM139 106H140V105H139ZM146 106H147V105H146ZM164 106H165V105H164ZM192 106H194V105H192ZM195 106H196V104H195ZM202 106H201V107H202ZM216 106H217V105H216ZM232 106H233V104H232ZM9 107H10V105H9ZM11 107H10V110H11ZM18 107H19V106H18ZM21 107H22V105H21ZM25 107H26V106H25ZM25 107H23V108H25ZM42 107H43V106H42ZM64 107H65V106H64ZM85 107H86V104H85ZM128 107H129V106H128ZM131 107H130V108H131ZM158 107H161V106H158ZM158 107H157V108H158ZM176 107H178V105H177ZM176 107H175V108H176ZM179 107H180V106H179ZM188 107H189V106H188ZM196 107L199 108L198 106H196ZM259 107H260V106H259ZM0 108H1V106H0ZM2 108H3V109H2L0 112H2V111L5 109V107H2ZM12 108H14V107H12ZM31 108H32V107H31ZM44 108H45V106H44ZM51 108H52V107H51ZM62 108H63V107H62ZM62 108H61V110H62ZM77 108L79 109V107H77ZM83 108H84V106H83ZM89 108H92V107H89ZM106 108H108V107H106ZM112 108H113V107H112ZM114 108H115V107H114ZM114 108H113V109H114ZM121 108L123 109V107H121ZM125 108H126V107H125ZM135 108H136V107H135ZM157 108L154 109V110L156 111ZM162 108H163V106H162ZM162 108H161V109H162ZM170 108H171V107H170ZM189 108H190V107H189ZM193 108H194V107H193ZM205 108H206V107H205ZM221 108H222V107H221ZM226 108H227V107H226ZM8 109H9V108H8ZM16 109H18V108H16ZM19 109L21 110V108H19ZM36 109H37V108H36ZM36 109H35V107H34V111H35ZM42 109H43V108H42ZM57 109H58V108H57ZM116 109H119V108L116 107ZM132 109H133V108H132ZM132 109H131V112L133 111ZM137 109H138V108H137ZM137 109H136V110H137ZM143 109H144V108H143ZM158 109H159V108H158ZM161 109L159 110L160 112H161ZM163 109H165V108H163ZM163 109H162V110H163ZM181 109H183V107H182ZM199 109H200V108H199ZM229 109H230V108H229ZM241 109H242V108H241ZM244 109H245V108H244ZM26 110H27V108H26ZM26 110H25V111H26ZM38 110H39V109H38ZM46 110H47V109H46ZM66 110H67V109H66ZM86 110H87V109H86ZM90 110H91V109H90ZM95 110H96V108H95ZM105 110H106V109H105ZM111 110H112V109H110V111H111ZM114 110H115V109H114ZM124 110H125V109H124ZM134 110H135V109H134ZM154 110H153V111H154ZM183 110H184V109H183ZM183 110H182V111H183ZM186 110H187V109H186ZM191 110H192L191 112L193 113V109H191ZM195 110L198 111V109H195ZM224 110H225V109H224ZM227 110H228V109H226V112H227ZM234 110H236V108H235ZM234 110H233L232 112H234ZM246 110H247V109H245V111H244L245 113H246ZM5 111H6V110H5ZM13 111H14V109H13ZM41 111H42V110H41ZM52 111H53V110H52ZM52 111H51V112H52ZM55 111H56V113H57V110H55ZM78 111H80V110H78ZM93 111H94V110H93ZM115 111H116V110H115ZM126 111H127V110H126ZM144 111H145V110H144ZM155 111H154V112H155ZM164 111H165V110H164ZM170 111H171V110H170ZM177 111H178V109H177ZM204 111H205V110H204ZM220 111H221V110H220ZM238 111H239V110H238ZM6 112H7V111H6ZM8 112H9V111H8ZM15 112H16V110H15ZM21 112H22V111H21ZM32 112H33V110H32ZM51 112L49 111V113H51ZM63 112H64V110H63ZM65 112H66V111H65ZM67 112H68V111H67ZM71 112H72V111H71ZM111 112H112V111H111ZM134 112H135V111H134ZM137 112H138V110H137ZM146 112H148V111H146ZM160 112H159V113H160ZM174 112H175V109H174ZM210 112H211V111H210ZM221 112H222V111H221ZM247 112H248V111H247ZM47 113H48V112H47ZM61 113H62V112H61ZM61 113H60V114H61ZM78 113H79V112H78ZM85 113H86V112H85ZM97 113H99V111H98ZM141 113H142V112H141ZM152 113H153V112H151V114H152ZM159 113H158V114H159ZM180 113H181V112H180ZM214 113H215V112H214ZM234 113H235V112H234ZM239 113H241V112H239ZM5 114H6V113H5ZM8 114H9V113H8ZM12 114H14V113H12ZM31 114H32V113H31ZM33 114H34V113H33ZM37 114H38V113H37ZM44 114H45V113H44ZM80 114H81V113H80ZM108 114H111V113H108ZM114 114H116V113H114ZM123 114H124V112H123ZM129 114H130V113H129ZM133 114H134V113H133ZM135 114H136V112H135ZM146 114H147V113H146ZM148 114H150V113H148ZM151 114H150V115H151ZM154 114H155V113H154ZM156 114H157V112H156ZM164 114H165V113H164ZM186 114H187V113H186ZM188 114H189V113H188ZM195 114H198V113H197V112H196V113L194 112V116H195ZM205 114H206V113H205ZM241 114H243V113H241ZM26 115H27V114H26ZM42 115H43V114H42ZM42 115H39V116H42ZM81 115H82V114H81ZM84 115H85V114H84ZM92 115H93V113L91 114V116H92ZM98 115H99V114H98ZM136 115H138V114H136ZM159 115H161V114H159ZM165 115H166V114H165ZM169 115H170V112H169ZM179 115H181V114H179ZM203 115H204V112H203ZM211 115H212V114H211ZM246 115H247V114H246ZM258 115H260V114H258ZM1 116H2V114H1ZM45 116H46V115H45ZM86 116H87V115H86ZM86 116H83V117H86ZM96 116H97V115H96ZM100 116H101V115H99L98 117H100ZM117 116H118V115H117ZM117 116H116V118H117ZM127 116H128V115H127ZM145 116H146V115H145ZM153 116H154V115H153ZM153 116H152V117H153ZM161 116H162V115H161ZM161 116H160V117H161ZM177 116H178V115H177ZM204 116H206V115H204ZM213 116H214V115H213ZM237 116H238V115H237ZM250 116H252V115H250ZM11 117H13V115H11ZM11 117H8V118L10 119ZM19 117H20V116H19ZM37 117H38V116H37ZM46 117H48V116H46ZM51 117H52V116H51ZM79 117H80V116H79ZM109 117H110V116H109ZM109 117H108V118H109ZM112 117H113V116H112ZM120 117H121V116H120ZM132 117H135V116H132ZM146 117H147V116H146ZM146 117H145V118H146ZM148 117H149V116H148ZM156 117L159 118V119H162V118L158 117L157 115H156ZM164 117H165V116H164ZM167 117H168V116H167ZM170 117H171V116H170ZM170 117H169V118H170ZM175 117H176V116H175ZM183 117H184V116H183ZM183 117H182V118H183ZM189 117H190V116H189ZM197 117H198V116H197ZM243 117H244V116H243ZM243 117H242L241 119H243ZM246 117H247V116H246ZM0 118H1V117H0ZM4 118H5V117H4ZM8 118H7V119H8ZM22 118H23V117H22ZM22 118H21V119H22ZM28 118H29V117H28ZM34 118H35V117H34ZM56 118H57V117H56ZM63 118H64V115H63ZM67 118L69 119V116H68ZM87 118H88V117H87ZM101 118H102V116H101ZM122 118H123V117H122ZM139 118H141V117H139ZM142 118H143V117H142ZM145 118H143V120H144ZM153 118L156 119L155 117H153ZM153 118L151 119V121L153 120ZM171 118L173 119V117H171ZM176 118H177V117H176ZM192 118H194V117H192ZM202 118H203V117H202ZM211 118H212V117H211ZM211 118H210V119H211ZM249 118H250V117H249ZM2 119H3V118H2ZM7 119H6V121H8ZM18 119H19V118H18ZM18 119H17V120H18ZM21 119H19V120H21ZM41 119H42V118H41ZM43 119H44V118H43ZM47 119H48V118H47ZM78 119H79V118H78ZM85 119H86V118H85ZM92 119H93V118H92ZM92 119H90V120H92ZM94 119H95V118H94ZM106 119H107V118H106ZM126 119H127V118H126ZM128 119H129V118H128ZM132 119H133V118H132ZM135 119H136V118H135ZM167 119H168V118H167ZM187 119H190V118H187ZM247 119H248V118H247ZM15 120H16V119H15ZM26 120H27V119H25V121H26ZM49 120H51V118H50ZM49 120H48V122H49ZM70 120H71V119H70ZM79 120H80V119H79ZM95 120H96V119H95ZM109 120H110V119H109ZM109 120H108V121H109ZM121 120H122V119H121ZM174 120H176V119H173V121H174ZM178 120H179V119L177 118L176 121H178ZM180 120H182V119H180ZM192 120H193V119H192ZM253 120H254V119H253ZM11 121H12V120H11ZM45 121H47V120L45 119ZM56 121L58 122V120H56ZM59 121H60V120H59ZM75 121H76V120H75ZM81 121H82V119H81ZM88 121H89V119H88ZM112 121H113V119H112ZM122 121H123V120H122ZM122 121H121V122H122ZM126 121H127V120H126ZM130 121H132V120L130 119ZM167 121H168V120H167ZM169 121H171V119H170ZM173 121H172V122H173ZM201 121H202V120H201ZM247 121H248V120H247ZM17 122H18V121H17ZM19 122H20V121H19ZM33 122H34V121H33ZM40 122H41V121H40ZM79 122H80V121H79ZM93 122H94V121H93ZM118 122H119V121H118ZM134 122H136V121H134ZM146 122H148V121L146 120ZM155 122H156V121H155ZM163 122H164V121H163ZM178 122H179V121H178ZM184 122H185V121H184ZM239 122H240V121H239ZM252 122H253V121H252ZM2 123H3V122H2ZM13 123H14V121H13ZM28 123H29V122H28ZM50 123H51V122H50ZM58 123H59V122H58ZM74 123H75V122H74ZM90 123H91V122H90ZM96 123H97V122H96ZM103 123H104V122H103ZM116 123H117V122H116ZM124 123H125V122H124ZM128 123H130V122H128ZM142 123H144V121H143ZM191 123H192V121H191ZM191 123H190V124H191ZM195 123H196V122H195ZM197 123H198V122H197ZM242 123H243V122H242ZM5 124H6V123H5ZM11 124H12V123H11ZM11 124H10V125H11ZM19 124H20V123H19ZM25 124H26V123H25ZM31 124H32V123H31ZM47 124H48V123H47ZM61 124H62V123H61ZM76 124L78 125V123H76ZM87 124H88V123H87ZM98 124H99V123H98ZM105 124H106V123H105ZM111 124H112V122H111ZM111 124H110V122H109V125H111ZM117 124H119V123H117ZM135 124H136V123H135ZM139 124H140V123H139ZM144 124H145V123H144ZM154 124H155V123H153L152 125H154ZM188 124H189V123H188ZM246 124H247V123H245V125H244V124H242V125L246 127ZM249 124H250V123H249ZM251 124L253 125V123H251ZM254 124H255V123H254ZM8 125H9V124L5 125V128H6ZM14 125H15V124H14ZM28 125H29V124H28ZM32 125H33V124H32ZM49 125H50V124H49ZM59 125H60V124H59ZM67 125H68V124H67ZM72 125H73V124H72ZM100 125H101V124H100ZM114 125H115V123H114ZM119 125H120V124H119ZM127 125H128V124H127ZM131 125L133 126L132 123H131ZM136 125H137V124H136ZM141 125H142V124H141ZM148 125H149V124H148ZM159 125H160V124H159ZM170 125H171V124H170ZM174 125H175V124H174ZM199 125H200V124H199ZM2 126H3V125H2ZM12 126H13V125H12ZM15 126H17V125H15ZM22 126H23V125H22ZM22 126H21V127H22ZM26 126H27V125H26ZM26 126H25V127H26ZM37 126H38V125H37ZM37 126H36V127H37ZM45 126H46V125H45ZM45 126H44V127H45ZM51 126H52V125H51ZM81 126H82V125H81ZM81 126H79V127H81ZM84 126H86V125H84ZM92 126H93V125H92ZM92 126H91V127H92ZM94 126H97V125L95 124ZM111 126H113V124H112ZM121 126H122V125H121ZM129 126H130V124H129ZM142 126H143V125H142ZM145 126H146V125H145ZM150 126H151V125H150ZM155 126H156V125H154V127H155ZM176 126H177V125H176ZM226 126H227V125H226ZM240 126H241V125H240ZM259 126H260V125H259ZM261 126H262V125H261ZM18 127H19V126H18ZM31 127H32V126H31ZM36 127H35V128H36ZM58 127H59V126H58ZM58 127H57V128H58ZM66 127H71V126H66ZM74 127H76V125H75ZM74 127H72V128H74ZM113 127H114V126H113ZM127 127H128V126H127ZM146 127H147V126H146ZM195 127H196V126H195ZM220 127H221V126H220ZM251 127H252V126H251ZM5 128H4V129H5ZM13 128H14V127H13ZM13 128H12L10 131H12ZM62 128H63V127H62ZM64 128H65V127H64ZM72 128H71V130H72ZM92 128H93V127H92ZM103 128H104V127H103ZM110 128L112 129V127H110ZM118 128H119V127H118ZM128 128H129V127H128ZM132 128H133V127H132ZM138 128H139V127H138ZM141 128H143V127H141ZM147 128H148V127H147ZM168 128H170V127H168ZM200 128H201V127H200ZM218 128H219V127H218ZM4 129H3V130H4ZM6 129H8V127H7ZM16 129H17L16 132L18 133V132H19V131H18L19 128H16ZM31 129H32V128H31ZM36 129H37V128H36ZM60 129H61V128H60ZM60 129H58V130H60ZM66 129H67V128H66ZM76 129H77V128H76ZM80 129H82V128H80ZM90 129H91V128H90ZM101 129H102V127H101ZM108 129H109V128H108ZM120 129H122V128H120ZM197 129H198V127H197ZM197 129H196V130H197ZM206 129H207V128H206ZM3 130H2V131H3ZM23 130H24V126H23ZM28 130H29V129H28ZM28 130H25V131H28ZM33 130H34V129H33ZM41 130H42V129H41ZM47 130H48V129H47ZM71 130H69V131H71ZM73 130H74V129H73ZM83 130H84L83 133H85V132H86L85 129H83ZM99 130H100V127H99ZM104 130H105V129H104ZM123 130H124V129H123ZM128 130H129V129H128ZM134 130H135V129H134ZM140 130H141V129H140ZM142 130H143V129H142ZM145 130H146V129H145ZM147 130H148V129H147ZM154 130H155V129H154ZM157 130H159V129H157ZM254 130H256V128H255ZM258 130H259V129H258ZM0 131H1V130H0ZM21 131H22V129H21ZM29 131H30V130H29ZM61 131H62V130H61ZM63 131H64V130H63ZM67 131H68V130H67ZM109 131H110V129H109ZM119 131H120V130H119ZM130 131H132V130H129L128 132H130ZM143 131H144V130H143ZM151 131H152V130H151ZM169 131H170V130H169ZM174 131H175V130H174ZM197 131H198V130H197ZM256 131H257V130H256ZM263 131H264V129H263ZM5 132H6V130H5ZM14 132H15V131H14ZM36 132H37V131H36ZM48 132H49V131H48ZM51 132H52V131H51ZM51 132H49V133H51ZM77 132H78V131H77ZM77 132H75V133H77ZM81 132H82V131H80L79 133H81ZM87 132H88V131H87ZM92 132H93V131H92ZM101 132H102V131H101ZM101 132H100V134H101ZM135 132H136V131H135ZM137 132H138V131H137ZM244 132H245V131H244ZM25 133H26V132H25ZM28 133H30V132H28ZM31 133H32V132H31ZM72 133H73V132H72ZM93 133H94V132H93ZM93 133H92V134H93ZM96 133H97V132H96ZM102 133H104V132H102ZM112 133H113V132H112ZM124 133H125V132H124ZM124 133L122 132V134H124ZM130 133H131V132H130ZM152 133H153V132H152ZM174 133H175V132H174ZM223 133H224V132H223ZM245 133H246V132H245ZM245 133H244V134H245ZM254 133H256V132H254ZM254 133H253V134H254ZM2 134H3V133H2ZM9 134H11V133H9ZM9 134H7V135H9ZM15 134H16V133H15ZM18 134H19V133H18ZM18 134H17V135H18ZM23 134H24V133H23ZM42 134H43V133H42ZM67 134H68V133H67ZM70 134H71V133H70ZM85 134H86V133H85ZM131 134H132V133H131ZM149 134H151V133H149ZM153 134H154V133H153ZM160 134H161V133H160ZM163 134H164V133H163ZM4 135H5V134H4ZM7 135H6V136H7ZM13 135H14V133H13ZM19 135H21V134H19ZM19 135H18V136H19ZM24 135H25V134H24ZM51 135H53V134H51ZM54 135H55V134H54ZM54 135H53V136H54ZM72 135H73V134H72ZM74 135H75V134H74ZM78 135H79V134H78ZM80 135H81V134H80ZM86 135H87V134H86ZM88 135H89V134H88ZM90 135H91V134H90ZM101 135H102V134H101ZM111 135H112V134H111ZM114 135H115V134H114ZM114 135H113V136H114ZM116 135H118V134L116 133ZM116 135H115V136H116ZM126 135H128V133H127ZM126 135H125V136H126ZM139 135H140V134H139ZM158 135H159V134H158ZM169 135H170V134H169ZM171 135H172V134H171ZM25 136H26V135H25ZM34 136H35V134H34ZM36 136H37V135H36ZM36 136H35V137H36ZM42 136L45 137L44 135H42ZM47 136H48V135H47ZM81 136H82V135H81ZM102 136H104V135H102ZM125 136H123V137H125ZM141 136H142V134H141ZM146 136H147V135H146ZM146 136H144V137H146ZM155 136H157V135H155ZM159 136H160V135H159ZM16 137H17V136H16ZM21 137H22V136H21ZM23 137H24V136H23ZM37 137H38V136H37ZM37 137H36V138H37ZM43 137H42V138H43ZM49 137H50V136H49ZM55 137H56V136H55ZM71 137H72V136H71ZM78 137H80V136H78ZM78 137H77V138H78ZM83 137H84V135H83ZM111 137H112V136H111ZM118 137H119V136H118ZM133 137H135V136H133ZM148 137H149V136H148ZM157 137H158V136H157ZM199 137H200V135H199ZM8 138H9V137H8ZM12 138H13V137H12ZM18 138H19V137H18ZM18 138H16V140H17ZM32 138H33V134H32ZM40 138H41V137H40ZM40 138H39V139H40ZM50 138H51V137H50ZM58 138H59V137H58ZM61 138H62V137H61ZM77 138H74V141H75V139L77 140ZM91 138H92V137H91ZM91 138H90V141H91ZM97 138H98V137H97ZM107 138H108V137H107ZM153 138H154V137H153ZM162 138H163V137H162ZM164 138H166V137H164ZM168 138H169V137H168ZM168 138H167V139H168ZM172 138H173V136H172ZM190 138H191V137H190ZM263 138H264V137H263ZM9 139H11V135H10V138H9ZM14 139H15V138H14ZM19 139H20V138H19ZM45 139H46V138H45ZM52 139H55V138L53 137ZM80 139H81V138H80ZM82 139H83V138H82ZM85 139H86V138H85ZM98 139H99V138H98ZM98 139H97V140H98ZM105 139H106V137H105ZM131 139H132V138H131ZM140 139H141V138H140ZM140 139H139V140H140ZM197 139H198V138H197ZM199 139H200V138H199ZM221 139H222V138H221ZM5 140H6V139H5ZM21 140H22V139H21ZM31 140H32V139H31ZM31 140H30V141H31ZM62 140H64V139H62ZM97 140H96V141H97ZM102 140H103V139H102ZM107 140H108V139H107ZM111 140H113V139H111ZM120 140H121V139H120ZM125 140H126V139H125ZM137 140H138V139H137ZM139 140H138V142H141V141H139ZM148 140H150V138H149ZM160 140H162V139H160ZM160 140H159V142H160ZM171 140H172V139H171ZM242 140H243V139H242ZM244 140H245V139H244ZM1 141H2V139H1ZM10 141H12V140H10ZM10 141H8V142H10ZM22 141H23V140H22ZM33 141H34V138H33ZM33 141H32V142H33ZM37 141H38V140H37ZM78 141H79V140H78ZM87 141H88V139H87ZM92 141H94V139H93ZM105 141H106V140H105ZM116 141H117V140H115V142H116ZM223 141H224V140H223ZM247 141H250V140L247 139ZM12 142H13V141H12ZM14 142H15V140H14ZM14 142H13V144H14ZM17 142H18V140H17ZM17 142H16V143H17ZM27 142H29V141H27ZM34 142H35V141H34ZM39 142H40V140H39ZM46 142H47V140H46ZM61 142H64V141H61ZM110 142H111V141H110ZM129 142H130V141H129ZM131 142H133V141H131ZM155 142H156V141H155ZM244 142H245V141H244ZM4 143H5V141H4ZM23 143H25V142H23ZM35 143H36V142H35ZM37 143H38V142H37ZM37 143H36V144H37ZM42 143H43V142H42ZM66 143H67V141H66ZM83 143H84V142H83ZM85 143H86V142H85ZM85 143H84V144H85ZM87 143H88V142H87ZM92 143H93V142H92ZM102 143H103V142H102ZM104 143H105V142H104ZM104 143H103V144H104ZM120 143H121V142H120ZM124 143H126V142L124 141ZM144 143H146V142H144ZM147 143H148V142H147ZM147 143H146V145H147ZM149 143H150V142H149ZM152 143H153V142H152ZM161 143H162V142H161ZM161 143H160V144H161ZM169 143H170V142H169ZM179 143H180V142H179ZM182 143H183V142H182ZM192 143H193V142H192ZM197 143H199V142H197ZM220 143H221V142H220ZM11 144H12V143H10V144L8 143V146H9V145L11 146ZM13 144H12V145H13ZM25 144H27V143H25ZM43 144H44V143H43ZM48 144H49V143H48ZM48 144H47V145H48ZM50 144H51V143H50ZM53 144H54V142L52 141V145H53ZM55 144H57V143H55ZM88 144H89V143H88ZM134 144H135V143H134ZM137 144H138V143H137ZM139 144H141V143H139ZM153 144H154V143H153ZM160 144H159V145H160ZM221 144H222V143H221ZM5 145H6V144H5ZM23 145H24V144H23ZM32 145H34V144H32ZM45 145H46V144H45ZM52 145H51V146H52ZM63 145H64V144H63ZM85 145H86V144H85ZM108 145H109V144H108ZM122 145H123V144H122ZM143 145H144V144H143ZM146 145H145V147H146ZM148 145H149V144H148ZM148 145H147V146H148ZM162 145H163V143H162ZM162 145H161V146H162ZM188 145H189V144H188ZM197 145H198V144H197ZM18 146H19V145H18ZM29 146H30V145H29ZM37 146H38V145H37ZM66 146H68V145L66 144ZM69 146H70V145H69ZM78 146L80 147V145H78ZM81 146H82V145H81ZM86 146H87V145H86ZM91 146H92V145H91ZM91 146H90V148H91ZM93 146H94V145H93ZM99 146H103V145H99ZM128 146H129V145H128ZM191 146H193V145H191ZM200 146H201V145H200ZM200 146H198V147H200ZM244 146H245V145H244ZM0 147H1V146H0ZM12 147H13V146H12ZM24 147H25V145H24ZM43 147H44V146H43ZM53 147H54V145L52 146V149H53ZM104 147H105V146H104ZM112 147L114 148V145H112L111 148H112ZM129 147H130V146H129ZM152 147H153V146H152ZM154 147H155V146H154ZM168 147H169V146H168ZM168 147H167V148H168ZM185 147H186V146H185ZM8 148H9V147H8ZM8 148H7V151H8ZM13 148H14V147H13ZM28 148L30 149V147H28ZM35 148H36V147H34L33 150H37V149H35ZM41 148H42V147H41ZM45 148H46V147H45ZM47 148H48V146H47ZM47 148H46V149H47ZM58 148H59V146H58ZM68 148H69V147H68ZM83 148H85V146H83ZM87 148H88V146H87ZM87 148H86V149H87ZM98 148H99V147H98ZM105 148H107V146H106ZM119 148H120V147H119ZM125 148H126V147H125ZM156 148H158V147H156ZM159 148H162V147L159 146ZM159 148H158V149H159ZM200 148H201V147H200ZM232 148H233V147H232ZM0 149H1V148H0ZM4 149H5V148H4ZM20 149H22V148H20ZM31 149H32V148H31ZM31 149H30V151L32 152L33 150H31ZM39 149H40V148H39ZM54 149H55V148H54ZM54 149H53V150H54ZM59 149H60V148H59ZM86 149H85V150H86ZM92 149H93V148H92ZM94 149H95V148H94ZM99 149H100V148H99ZM109 149H110V148H109ZM129 149H130V148H129ZM129 149H128V150H129ZM131 149H132V148H131ZM141 149H142V148H141ZM149 149H150V148H149ZM185 149H186V148H185ZM187 149H188V148H187ZM191 149H192V148H191ZM191 149L189 148L188 150H191ZM193 149H194V146H193ZM193 149H192V151H193ZM256 149H257V148H256ZM11 150H12V149H11ZM18 150H19V149H18ZM22 150H23V149H22ZM26 150H27V148L25 149V151H26ZM40 150H41V149H40ZM53 150H52V151H53ZM88 150H89V149H88ZM110 150H113V149H110ZM117 150H118V149H117ZM117 150H116L114 153H116ZM120 150H121V149H120ZM128 150H127V151H128ZM143 150H144V149H143ZM147 150H148V149H147ZM163 150H164V148H163ZM221 150H222V149H221ZM252 150H253V149H252ZM258 150H259V149H258ZM0 151H1V150H0ZM7 151H6V152H7ZM25 151H23V156H24V152H25ZM28 151H29V150H27L26 152H28ZM64 151H65V150H64ZM82 151H83V150H82ZM82 151H81V152H82ZM122 151H123V150H122ZM124 151H125V150H124ZM124 151H123V152H124ZM135 151H136V150H135ZM141 151H142V150H141ZM145 151H146V150H145ZM154 151H155V150H154ZM194 151H195V150H194ZM194 151H193V152H194ZM222 151H223V150H222ZM259 151H260V150H259ZM1 152H2V151H1ZM13 152H15V151L13 150ZM20 152H21V151H20ZM38 152H39V151H38ZM47 152H48V151H47ZM49 152H50V151H49ZM54 152H55V156H53V157H57L58 154H59V153H58L59 151L55 150ZM56 152H57V156H56ZM65 152H67V150H66ZM74 152H75V151H74ZM100 152H101V151H100ZM105 152H106V151H105ZM130 152H131V151H130ZM186 152H187V151H186ZM186 152H185V153H186ZM224 152H225V151H224ZM10 153H12V152H10ZM34 153H35V151H34ZM39 153H40V152H39ZM39 153H38V154H39ZM43 153H44V152H43ZM51 153H53V152H51ZM61 153H62V152H61ZM68 153H70L69 150H68V152H67L66 154H68ZM89 153H91V149L89 150ZM89 153H87V154H89ZM101 153H102V152H101ZM109 153H110V152H109ZM111 153H112V155H113V152H111ZM111 153H110V154H111ZM127 153H128V152H126V154H127ZM137 153H138V152H137ZM146 153H148V152H146ZM152 153H153V152H152ZM164 153H165V152H164ZM189 153H190V152H189ZM189 153H188V154H189ZM248 153H249V152H248ZM13 154H16V153H13ZM45 154H47V153H45ZM62 154H63V153H62ZM62 154H61V156H63ZM64 154H65V153H64ZM92 154H93V152H92ZM110 154H109V156H111ZM116 154H117V153H116ZM116 154H115V155H116ZM122 154H123V153H122ZM132 154H133V152H132ZM134 154H135V153H134ZM138 154H140V153H138ZM148 154H149V153H148ZM169 154H170V153H169ZM196 154H197V153H196ZM214 154H215V153H214ZM235 154H236V153H235ZM255 154H256V153H255ZM18 155L20 156V154H18ZM29 155H31V154H29ZM32 155H33V153H32ZM53 155H54V154H53ZM73 155H74V153H73ZM73 155H72V156H73ZM93 155H94V154H93ZM99 155H102V154L99 153L98 156H99ZM144 155L146 156V154H144ZM160 155H161V151H160ZM162 155H163V154H162ZM164 155H166V153H165ZM184 155H186V154H184ZM229 155L231 156V153H229ZM258 155H259V154H258ZM25 156L27 157V154H26ZM25 156H24V157H25ZM43 156H44V155H43ZM45 156H47V155H45ZM45 156H44V157H45ZM59 156H60V155H59ZM59 156H58V157H59ZM119 156H120V155H119ZM119 156H118V158H117L116 160H118L119 158L122 157V156H121V157H119ZM123 156H124V155H123ZM128 156H129V155H128ZM130 156H131V155H130ZM130 156H129V159H130ZM134 156H135V155H134ZM138 156H139V155H138ZM170 156L172 157V153H171ZM249 156H251V155H249ZM262 156H263V155H262ZM4 157H5V155H4ZM14 157H15V156H14ZM30 157H31V156H30ZM32 157L34 158V156H32ZM35 157H37V156H35ZM44 157H43V158H44ZM50 157H51V156H50ZM58 157H57V159H59V160L62 158V157H61V158H58ZM67 157H68V155H67ZM70 157H71V156H70ZM77 157L79 158V156H77ZM99 157H100V156H99ZM104 157H105V156H104ZM112 157H114V156H112ZM135 157H136V156H135ZM141 157H142V156H141ZM155 157H157V156H155ZM162 157H164V156H162ZM165 157H166V156H165ZM184 157H185V156H184ZM263 157H264V156H263ZM7 158H8L9 160L11 159L10 157H7ZM12 158H13V157H12ZM21 158H22V156H21ZM45 158H46V157H45ZM65 158H66V157H65ZM73 158H75V156H73ZM91 158H92V156H91ZM93 158H94V157H93ZM107 158H108V157H106V159H107ZM124 158H125V156H124ZM139 158H140V156H139ZM168 158H169V157H168ZM15 159H16V158H15ZM18 159H20V158H18ZM23 159L25 160V158H23ZM23 159H22V160H23ZM38 159H39V158H38ZM50 159H51V158H50ZM52 159H53V158H52ZM68 159H69V157H68ZM106 159H104V160H106ZM109 159H110V158H109ZM112 159H115V158H112ZM121 159H122V158H121ZM125 159H127V158H125ZM137 159H138V158H137ZM137 159H136V160H137ZM153 159H154V158H153ZM153 159H152V160H153ZM158 159H160V158H158ZM161 159H163V158H161ZM186 159H189V158L187 157ZM230 159H231V158H230ZM250 159H251V158H250ZM250 159H249V161L251 162ZM11 160H12V159H11ZM26 160L30 162V160H28V159H26ZM80 160H81V159H80ZM85 160H87V159H85ZM85 160L83 159V161H85ZM122 160H123V159H122ZM163 160H164V159H163ZM172 160H173V159H172ZM194 160H195V159H194ZM198 160H199V159H198ZM2 161H3V160H2ZM13 161H14V160H13ZM18 161H19V160H18ZM37 161H38V160H37ZM48 161H49V159H48ZM62 161H63V159L61 160V162H62ZM64 161H65V160H64ZM73 161H74V159H72V157H71V162H72L73 164H75V162H76V164H77V161H75V162H73ZM119 161H120V160H119ZM128 161H129V160H128ZM131 161H133V160L131 159ZM153 161H154V160H153ZM157 161H158V160H157ZM173 161H174V160H173ZM173 161H172V162H173ZM200 161H203V160L200 159ZM249 161H248V162H249ZM9 162H10V161H9ZM22 162H23V161H22ZM41 162H42V163H41ZM50 162H51V164H52V160L49 161L48 163H50ZM71 162H70V163H71ZM78 162H79V161H78ZM85 162H86V161H85ZM111 162H112V161H111ZM129 162H130V161H129ZM129 162H128V163H129ZM133 162H135V161H133ZM155 162H156V161H155ZM160 162H161V161H160ZM197 162H199V161H197ZM225 162H226V161H225ZM11 163H13V162H11ZM45 163H47V160H46V159H41V161H40L39 164H43V165H44ZM57 163H58V162H57ZM62 163H63V162H62ZM62 163H60L61 166H60V165H58V166H60V167H65L64 165L62 166ZM79 163H80V162H79ZM97 163H98V162H97ZM122 163H123V162H122ZM122 163H120V165H122ZM1 164H2V163H1ZM5 164H6V163H5ZM5 164H3V165L5 166ZM7 164H8V163H7ZM20 164H21V163H20ZM24 164H25V162H24ZM26 164H28V163H26ZM29 164H31V163H29ZM29 164H28V165H29ZM51 164H49V165H51ZM73 164H71V165L73 166ZM93 164H94V163H93ZM95 164H96V163H95ZM114 164H115V163H114ZM125 164H126V163H125ZM129 164H130V163H129ZM137 164H138V163H137ZM147 164H148V163H147ZM198 164H200V163H197V165H198ZM219 164H220V163H219ZM225 164H226V163H225ZM11 165H12V164H11ZM14 165H15V164H14ZM34 165H35V164H34ZM46 165H47V164H46ZM49 165L47 166L48 168H49ZM52 165H55V164L53 163ZM65 165H66V164H65ZM68 165H69V164H68ZM77 165H78V164H77ZM84 165H85V164H84ZM86 165H87V164H86ZM111 165H112V164H111ZM116 165H118V164L116 163ZM132 165H133V163H132ZM39 166H40V165H39ZM72 166H71V167H72ZM94 166H96V165H94ZM98 166H99V165H98ZM98 166H97V167H98ZM125 166H127V165H125ZM178 166H179V165H178ZM201 166H202V165H201ZM7 167H8V166H7ZM7 167H6V168H7ZM15 167H16V166H15ZM21 167H23V165H22ZM28 167H31V166H28ZM42 167H43V166H42ZM50 167H51V166H50ZM71 167H70V168H71ZM74 167H75V166H74ZM81 167H82V166H81ZM87 167H88V166H87ZM101 167H103V166H101ZM106 167L108 168V166H106ZM110 167H111V166H110ZM110 167H109V168H110ZM130 167H131V166H130ZM130 167H129V168H130ZM148 167H149V166H148ZM148 167H147V170H148ZM165 167H166V166H165ZM231 167H232V166H231ZM258 167H259V166H258ZM263 167H264V166H263ZM263 167H262V168H263ZM4 168H5V167H4ZM10 168H11V166H10ZM10 168H9V169H10ZM25 168H26V167H25ZM40 168H41V167H40ZM52 168H53V167H52ZM55 168H56V165H55ZM55 168H54V169H55ZM75 168H76V167H75ZM75 168H74V169H75ZM79 168H80V167H79ZM91 168H92V167H91ZM129 168H128V169H129ZM136 168H137V170H138V166H137ZM159 168H160V167H159ZM9 169H8V170H9ZM15 169H16V168H15ZM30 169H31V168H30ZM37 169H39V168H37ZM43 169H44V172H45V170H47V168H45V166H44ZM72 169H73V168H72ZM72 169H70L71 172H72ZM76 169H77V168H76ZM81 169H83V168H81ZM112 169H113V168H112ZM123 169H124V168H122L121 170H123ZM125 169H126V168H125ZM139 169H140V168H139ZM0 170H2V169H0ZM22 170H23V169H22ZM50 170H52V169H50ZM55 170H56V172H57V168H56ZM58 170H59V169H58ZM65 170H66V169H65ZM92 170H94V169H92ZM110 170H111V169H110ZM121 170H120V171H121ZM126 170H127V169H126ZM141 170H143V171L145 170V171H146V169H142V168H141ZM172 170H173V169H172ZM188 170H190V169H188ZM202 170H203V169H202ZM15 171H16V170H15ZM15 171H14V172H15ZM29 171H30V170H29ZM32 171H33V169H32ZM40 171L42 172L43 170L41 169ZM60 171H61V170H60ZM63 171H64V169H63ZM76 171H77V170H76ZM76 171H73V172H76ZM90 171H91V170H90ZM95 171H96V170H95ZM98 171H99V169H98ZM106 171H107V169H106ZM116 171H117V169H116ZM129 171H130V169L127 171V173H128ZM138 171H139V170H138ZM200 171H201V170H199V172H200ZM207 171H208V170H207ZM236 171H237V170H236ZM1 172H3V170H2ZM10 172H12V171H10ZM23 172H24V171H23ZM25 172H26V171H25ZM48 172H49V170H48ZM56 172H55V173H56ZM104 172H105V171H104ZM108 172H109V171H108ZM114 172H115V171H114ZM118 172H119V171H118ZM118 172H117V174H119ZM150 172H151V170H150ZM170 172H171V171H170ZM4 173H5V171H4ZM6 173H7V172H6ZM27 173H28V172H27ZM27 173H25V175H26ZM42 173H43V172H42ZM69 173H70V172H69ZM83 173H84V171H83ZM99 173H100V172H99ZM120 173H121V172H120ZM124 173H125V172H124ZM127 173H125V174H127ZM129 173L132 174V172H129ZM136 173L138 174L137 171H136ZM146 173H147V171H146ZM146 173H145V174H146ZM152 173H153V172H151V174H152ZM205 173H206V172H204V174H205ZM10 174H13V173H10ZM10 174H9V176L11 177ZM16 174H17V173H16ZM20 174H21V173H20ZM22 174H23V173H22ZM36 174H37V173H36ZM50 174H51V173L49 172V175H50ZM52 174H53V173H52ZM62 174H63V173H62ZM70 174H71V173H70ZM72 174H73V173H72ZM74 174H75V173H74ZM81 174H82V173H81ZM84 174H85V173H84ZM84 174H83V176H84ZM95 174H96V172H95ZM117 174H116V175H117ZM121 174H122V173H121ZM153 174H155V173H153ZM200 174L202 175V172H201ZM257 174H258V173H257ZM259 174H260V173H259ZM4 175H5V174H4ZM13 175H14V174H13ZM18 175H19V174H18ZM29 175H31V174H29ZM29 175H28V176H29ZM37 175H38V177H39L40 173H38ZM43 175H45V173H43ZM43 175H40V176H43ZM47 175H48V174H47ZM56 175H57V174H56ZM56 175H55V177H56ZM58 175H60V173H59ZM86 175H87V174H86ZM89 175H90V174H89ZM112 175H113V177H114V173H113ZM112 175H111V176H112ZM122 175H123V174H122ZM132 175H133V174H132ZM142 175H143V174H142ZM155 175H156V174H155ZM172 175H175V174H172ZM176 175H177V174H176ZM214 175H215V174H214ZM229 175H230V174H229ZM6 176L8 177V175H6ZM20 176H21V175H20ZM20 176H19V177H20ZM31 176H32V175H31ZM45 176H46V175H45ZM67 176H68V173H67ZM71 176H72V175H71ZM76 176H77V175H76ZM78 176H79V175H78ZM117 176H118V175H117ZM119 176H120V174H119ZM124 176H125V175H124ZM128 176H129V175H128ZM128 176H127V177H128ZM133 176H134V175H133ZM182 176H183V175H182ZM204 176H205V175H204ZM209 176H210V175H209ZM3 177H4V176H3ZM3 177H2V178H3ZM14 177H15V176H14ZM43 177H44V176H43ZM47 177H48V176H47ZM49 177H50V176H49ZM52 177H53V175H52ZM52 177H51V181L54 180V179H52ZM68 177H69V176H68ZM87 177H88V175H87ZM91 177H92V176H91ZM130 177H131V176H130ZM134 177L136 178V176H134ZM134 177H133V178H134ZM185 177H186V176H185ZM198 177H199V175H198ZM16 178H17V177H16ZM22 178L25 179V177H22ZM28 178H29V177H28ZM33 178H34V177H33ZM73 178H75V175H73ZM76 178H77V177H76ZM80 178H81V177H80ZM83 178H84V177H82V179H83ZM115 178H116V177H115ZM120 178H121V177H120ZM131 178H132V177H131ZM131 178H130V179H131ZM135 178H134V179H135ZM167 178H168V177H167ZM190 178H191V177H189L188 179H190ZM206 178H207V177H206ZM5 179H6V178H5ZM5 179H4V180H5ZM19 179H20V178H19ZM19 179H18V180H19ZM63 179H64V178H63ZM90 179H91V178H90ZM98 179H99V178H98ZM144 179H145V178H144ZM170 179H172V177H171ZM176 179L178 180V178H176ZM196 179H198V178H196ZM29 180H30V178H29ZM31 180H32V179H31ZM41 180H42V178H41ZM67 180H68V179H67ZM67 180H66V184H67V182H68ZM71 180H72V177H71ZM73 180H74V179H73ZM73 180H72V181H73ZM83 180H84V179H83ZM83 180H82V181H83ZM96 180H97V179H96ZM118 180H119V179H118ZM120 180H121V179H120ZM120 180H119V181H120ZM122 180H123V179H122ZM127 180H128V179H127ZM127 180H126V178H125V181H127ZM131 180H132V179H131ZM200 180H201V179H200ZM210 180H211V179H210ZM0 181H1V179H0ZM13 181H15V180H13ZM20 181H22V180L20 179ZM46 181H47V180H46ZM48 181H49V180H48ZM56 181H57V180H56ZM72 181H71V182H72ZM74 181H75V183L77 182L76 180H74ZM78 181H79V180H78ZM87 181H89V180H87ZM119 181H118V182H119ZM123 181H124V180H123ZM134 181H136V180H134ZM137 181H138V184H139V180H137ZM144 181H145V180H144ZM151 181H152V180H151ZM154 181H155V180H154ZM165 181H166V180H165ZM169 181H170V180H169ZM171 181H172V180H171ZM174 181H175V180H174ZM179 181H180V180H179ZM184 181H185V180H184ZM207 181H208V179H207ZM212 181H213V180H212ZM242 181H243V180H242ZM8 182H9V181H8ZM18 182H19V181H18ZM34 182H35V181H34ZM41 182H43V181H41ZM49 182H50V181H49ZM62 182H63V181H62ZM90 182H91V180H90ZM101 182H102V181H101ZM115 182H116V181H115ZM115 182H114V183H115ZM140 182H141V181H140ZM199 182H200V181H199ZM208 182H209V181H208ZM210 182H211V181H210ZM14 183H15V182H14ZM14 183H12L11 185H13V186L15 187L16 184L14 185ZM16 183H17V182H16ZM19 183H20V182H19ZM25 183H26V182L24 181V184H25ZM36 183H37V181H36ZM43 183H45V182H43ZM46 183H47V182H46ZM46 183H45V184H46ZM79 183H80V182H79ZM79 183H78V184H79ZM97 183H98V182H97ZM116 183H117V182H116ZM122 183L125 184L124 182H122ZM135 183H136V182H135ZM135 183H130V184H135ZM171 183H172V182H171ZM173 183H174V182H173ZM178 183H179V182H178ZM200 183H201V182H200ZM203 183H205V182H203ZM215 183H216V182H215ZM21 184H23V183H21ZM21 184H20V185H21ZM24 184H23V185H24ZM27 184H28V182H27ZM27 184H26V185H27ZM45 184H44V185H45ZM51 184H52V183H51ZM53 184H54V183H53ZM53 184H52V185H53ZM55 184H56V183H55ZM64 184H65V182H64ZM73 184H74V182H73ZM73 184H72V185H73ZM95 184H96V183H95ZM117 184H118V183H117ZM142 184H143V183H142ZM165 184H166V183H165ZM207 184H208V183H207ZM37 185H38V184H37ZM39 185H40V184H39ZM81 185H83V184H81ZM85 185H86V184H85ZM91 185H92V184H91ZM143 185H144V184H143ZM143 185H140V186H143ZM173 185H174V184H173ZM210 185H211V184H210ZM210 185H208V186H210ZM212 185L214 186L213 183H212ZM223 185H224V184H223ZM223 185H222V186H223ZM239 185H240V184H239ZM28 186H29V185H28ZM42 186H43V185H42ZM61 186H62V185H61ZM69 186H71V184H70ZM76 186H78V185H76ZM79 186H80V185H79ZM87 186H88V185H87ZM87 186H86V187H87ZM97 186H98V185H96V187H97ZM122 186H123V185H122ZM126 186H127V185H126ZM126 186H125V188H126ZM128 186H129V185H128ZM136 186H137V185H136ZM136 186H134V188H135ZM140 186H139V187H140ZM176 186H178V184H176ZM191 186H192V185H191ZM193 186H194V185H193ZM208 186H207V187H208ZM219 186H220V185H219ZM219 186H217V187L219 188ZM19 187L22 188L21 186H19ZM25 187H26V186H25ZM25 187H24L23 189H25ZM30 187H31V186H29V189L31 190ZM32 187H33V186H32ZM35 187H36V186H35ZM44 187H45V186H44ZM48 187H50V186H48ZM66 187L69 188L68 185H67ZM80 187H81V186H80ZM154 187H155V186H154ZM154 187H153V188H154ZM173 187H174V186H173ZM223 187H225V186H223ZM17 188H18V187H17ZM33 188H34V187H33ZM45 188H46V187H45ZM53 188H54V185L52 186V189H53ZM62 188H63V187H61V189H62ZM64 188H65V187H64ZM64 188H63V189H64ZM94 188H95V187H94ZM102 188H104V187H102ZM111 188H113V187H111ZM122 188H124V187H122ZM128 188H130V187H128ZM132 188H133V187H131V189H132ZM141 188H142V187H141ZM146 188H147V187H146ZM163 188H164V187H163ZM175 188H176V187H174V189H175ZM191 188H192V187H190V189H191ZM209 188H210V187H209ZM213 188H214V187H213ZM225 188H226V187H225ZM225 188H224V189H225ZM11 189H12V188H11ZM27 189H28V188H26V190H27ZM40 189H41V188H40ZM59 189H60V188H59ZM63 189H62V190H63ZM69 189H70V188H69ZM98 189H99V186H98ZM144 189H145V188H144ZM156 189H157V187H156ZM156 189H155V190H156ZM159 189H160V188H159ZM207 189H208V188H207ZM214 189H215V188H214ZM219 189H220V188H219ZM238 189H239V188H238ZM65 190H67V189H65ZM72 190H73V188H72ZM74 190L76 191V188H74ZM92 190H93V189H92ZM101 190H102V189H101ZM101 190H100V191H101ZM145 190H147V189H145ZM153 190H154V189H153ZM205 190H206V188H205ZM208 190H209V189H208ZM215 190H216V189H215ZM221 190H222V188H221ZM231 190H232V188H231ZM2 191H4V190H2ZM20 191H21V190H20ZM23 191H25V190H23ZM31 191H33V190H31ZM51 191H52V190H51ZM69 191H70V190H69ZM69 191H68V192H69ZM89 191H90V190H89ZM129 191H130V190H129ZM129 191H128V192H129ZM135 191H136V189H135ZM182 191H183V190H182ZM210 191H211V190H210ZM0 192H1V190H0ZM11 192H12V191H11ZM44 192H46V191H44ZM47 192H48V191H47ZM49 192H50V191H49ZM68 192H67V194H68ZM70 192H71V191H70ZM72 192H74V191H72ZM78 192H80V190H79ZM84 192H85V191H83V195H84ZM86 192H87V191H86ZM91 192H92V191H91ZM104 192H105V190H104ZM104 192H103V193H104ZM126 192H127V191H126ZM131 192L133 193V191H131ZM152 192H153V191H152ZM155 192H156V191H155ZM158 192H159V191H158ZM193 192H194V191H193ZM217 192H218V191H217ZM232 192H233V191H232ZM252 192H253V191H252ZM13 193H14V192H13ZM23 193H24V192H23ZM26 193H27V192H26ZM28 193H29V192H28ZM28 193H27V194H28ZM34 193H35V192H34ZM61 193H62V192H61ZM81 193H82V191H81ZM92 193H93V192H92ZM100 193H101V192H100ZM145 193H147V192H145ZM209 193H212V192H209ZM225 193H226V192H225ZM228 193H229V192H228ZM29 194H30V193H29ZM37 194H38V193H37ZM42 194H43V193H42ZM45 194H46V193H45ZM87 194H88V193H87ZM130 194H131V193H130ZM167 194H168V193H167ZM180 194H184V192H182V193H180ZM192 194H193V193H192ZM213 194H214V193H213ZM230 194H231V193H230ZM234 194H235V193H234ZM240 194H241V193H240ZM243 194H244V193H243ZM257 194H258V193H257ZM8 195H10V194H8ZM14 195H16V194H14ZM14 195H12V196H14ZM32 195H33V194H32ZM48 195H49V194H48ZM70 195H71V193H70ZM79 195H80V193H79ZM79 195H76V196L79 197ZM92 195H94V193L91 194V198H92ZM101 195H102V194H101ZM109 195H110V194H109ZM143 195H144V194H143ZM168 195H169V194H168ZM177 195H178V194H177ZM190 195H191V194H190ZM206 195H207V194H206ZM236 195H237V194H236ZM248 195H249V194H248ZM30 196H31V195H30ZM53 196H54V195H53ZM68 196H69V194L67 195V197H68ZM72 196H73V195H72ZM72 196H71V197H72ZM88 196H89V195H88ZM98 196H100V195H98ZM102 196H103V195H102ZM107 196H108V195H107ZM107 196H106V197H107ZM130 196H131V195H130ZM157 196H158V195H157ZM191 196H192V195H191ZM202 196H203V195H202ZM218 196H219V195H218ZM232 196H233V195H232ZM238 196H239V195H238ZM244 196H245V195H244ZM43 197H44V196H43ZM46 197H47V196H46ZM54 197H55V196H54ZM71 197H68L69 201L73 200ZM78 197H77V198H78ZM80 197H81V195H80ZM83 197L85 198V196H83ZM137 197H138V196H137ZM140 197H141V196H140ZM193 197H194V196H193ZM193 197H192V200H193ZM229 197H230V196H229ZM247 197H248V196H247ZM249 197H250V196H249ZM12 198H14V197H12ZM18 198H19V197H16V199H18ZM22 198H23V197H22ZM65 198H66V197H65ZM70 198H71V200H70ZM73 198H76V197H73ZM89 198H90V197H89ZM124 198H125V197H124ZM78 199H80V198H78ZM85 199H86V198H85ZM98 199H100V198H98ZM150 199H151V198H150ZM227 199H228V198H227ZM241 199H242V198H241ZM88 200H89V199H88ZM109 200H110V199H109ZM111 200H112V199H111ZM142 200H143V198H142ZM195 200H196V198H195ZM195 200H194V201H195ZM220 200H221V199H220ZM247 200H248V199H247ZM247 200H246V201H247ZM255 200H256V199H255ZM18 201H19V200H18ZM20 201H21V200H20ZM20 201H19V202H20ZM43 201H44V200H43ZM84 201H85V200H84ZM112 201H113V200H112ZM116 201H117V200H116ZM118 201H120V200L118 199ZM134 201H136L135 198H134ZM134 201H133V202H134ZM140 201H141V200H140ZM140 201H139V202H140ZM145 201H148V200H145ZM186 201H187V200H186ZM186 201H185V203H186ZM235 201H237V199H236ZM244 201H245V199H244ZM23 202L26 203V201H23ZM23 202H22V204H23ZM46 202H47V201H46ZM86 202H87V200H86ZM89 202H91V201H89ZM93 202L96 203V202H98V201L95 200V201H93ZM93 202H92V203H93ZM160 202H161V201H160ZM189 202H191V201H189ZM210 202H211V201H210ZM238 202H239V201H238ZM241 202H242V201H241ZM4 203H5V202H4ZM16 203H17V202H16ZM70 203H71V202H70ZM134 203H135V202H134ZM169 203H170V202H169ZM179 203H180V201H179ZM181 203H183V202H181ZM192 203H193V202H192ZM221 203H222V202H221ZM41 204H42V203H41ZM73 204H74V203H73ZM75 204H76V203H75ZM88 204H89V203H88ZM98 204H99V203H97V205H98ZM114 204H115V203H114ZM123 204H124V203H123ZM137 204H138V203H137ZM193 204H194V203H193ZM198 204H199V203H198ZM236 204H237V203H236ZM253 204H254V203H253ZM1 205H2V204H1ZM28 205H29V204H28ZM52 205H53V204H52ZM68 205H69V204H68ZM89 205H90V204H89ZM93 205H94V204H93ZM100 205H101V204H100ZM105 205H106V203H105ZM109 205H110V204H109ZM112 205H113V204H112ZM115 205H116V204H115ZM119 205H120V204H119ZM185 205H186V204H185ZM219 205H220V204H219ZM255 205H256V203H255ZM261 205H262V204H261ZM3 206H4V205H2V206H0V207H3ZM7 206H8V205H7ZM10 206H11V205H10ZM15 206H16V204H15ZM18 206H20V205H18ZM30 206H31V205H30ZM33 206H34V205H33ZM83 206H84V205H83ZM102 206H103V205H102ZM110 206H111V205H110ZM113 206H114V205H113ZM200 206H201V205H200ZM200 206H199V207H200ZM213 206H214V205H213ZM252 206H253V205H251V207H252ZM262 206H263V205H262ZM4 207H6V206H4ZM4 207H3V208H4ZM23 207H24V206H23ZM23 207H22V208H23ZM28 207H29V206H28ZM47 207H48V204H47ZM47 207H46V208H47ZM55 207H56V206H55ZM71 207H72V206H71ZM74 207H75V206H74ZM98 207H99V205H98ZM100 207H101V206H100ZM111 207H112V206H111ZM114 207H115V206H114ZM201 207H202V206H201ZM223 207H224V206H223ZM226 207H227V206H226ZM249 207H250V206H249ZM263 207H264V206H263ZM6 208H7V207H6ZM12 208H13V207H12ZM17 208H19V207H17ZM17 208H15V209H17ZM26 208H27V207H26ZM31 208H32V207H31ZM31 208H30V209H31ZM49 208H50V207H49ZM87 208H88V207H87V205H86V208H85V209H87ZM95 208H96V207H95ZM95 208H94V209H95ZM104 208H105V206H104ZM107 208H108V207H107ZM107 208H106V211H107ZM129 208H130V207H129ZM138 208H139V207H138ZM147 208H149V207H147ZM224 208H225V207H224ZM252 208H253V207H252ZM256 208H257V207H256ZM8 209H10V208H8ZM20 209H21V208H20ZM44 209H45V207H44ZM92 209H93V208H92ZM110 209H111V208H110ZM152 209H153V208H152ZM162 209H163V208H162ZM220 209H221V208H220ZM228 209H229V207H228ZM228 209H227V210H228ZM1 210H2V209H1ZM23 210H24V209H23ZM47 210H48V208H47ZM55 210H56V209H55ZM87 210L89 211V209H87ZM101 210H102V209H101ZM103 210H104V209H103ZM108 210H109V209H108ZM121 210H123V209H121ZM130 210H131V209H130ZM137 210H138V209H137ZM140 210H141V209H140ZM150 210H151V209H150ZM150 210H149V211H150ZM172 210H173V209H172ZM227 210H226V211H227ZM263 210H264V209H263ZM10 211H11V210H10ZM14 211H15V210H14ZM19 211H20V210H19ZM26 211H27V210H26ZM36 211H37V210H36ZM51 211H52V210H51ZM63 211H65V210H63ZM79 211H80V210H79ZM81 211H82V210H81ZM84 211H85V210H84ZM93 211H94V210H93ZM98 211H100V210H98ZM112 211H113V208H112ZM191 211H192V209H191ZM229 211H230V210H229ZM15 212H16V211H15ZM33 212H34V210H33ZM91 212H92V210H91ZM139 212H141V211H139ZM151 212H152V211H151ZM187 212H188V210L186 211V213H187ZM201 212H202V211H201ZM201 212H200V213H201ZM208 212H209V209H208ZM3 213H4V212H3ZM7 213H8V212H7ZM21 213H22V211H21ZM47 213H48V212H47ZM50 213H51V212H50ZM77 213H78V212H77ZM94 213H95V212H94ZM101 213H102V211H101ZM101 213L99 212L100 215H101ZM107 213H108V211H107ZM122 213H123V212H122ZM135 213H136V211H135ZM188 213H189V212H188ZM209 213H210V212H209ZM226 213H227V212H226ZM243 213H244V212H243ZM252 213H254V212H252ZM17 214H18V213H17ZM19 214H20V213H19ZM32 214H33V213H32ZM42 214H43V213H42ZM44 214H45V213H44ZM48 214H49V213H48ZM62 214H64V213H62ZM62 214H61V215H62ZM85 214H86V213H85ZM88 214H90V213H88ZM103 214H104V213H103ZM103 214H102V215H103ZM112 214H113V213H111V215H112ZM136 214H137V213H136ZM138 214H139V213H138ZM191 214H192V213H191ZM227 214H228V213H227ZM249 214H250V212H249ZM50 215H52V214H50ZM54 215H55V214H54ZM67 215H70V214H68V212H67ZM67 215H66V216H67ZM72 215H74L73 212H72ZM95 215H96V214H95ZM114 215H115V214H114ZM116 215H117V214H116ZM185 215H186V214H185ZM194 215H195V214H194ZM225 215H226V214H225ZM225 215H224V216H225ZM251 215H252V214H251ZM0 216H1V215H0ZM6 216H7V214H6ZM13 216H15V213H14ZM19 216H20V215H19ZM35 216H36V215H35ZM45 216H46V215H45ZM59 216H60V215H59ZM70 216H71V215H70ZM86 216H87V215H86ZM92 216H93V214H92ZM103 216H104V215H103ZM142 216H143V214H142ZM145 216H146V214H145ZM204 216H205V215H204ZM220 216H221V214H220ZM222 216H223V215H222ZM252 216H253V215H252ZM256 216H257V215H256ZM259 216H260V215H259ZM9 217H10V216H9ZM22 217H23V216H22ZM24 217H25V216H24ZM37 217H39V216L37 215ZM46 217H47V216H46ZM54 217H55V216H54ZM60 217H62V216H60ZM60 217H59V218H60ZM72 217H73V216H72ZM114 217L116 218V216H114ZM134 217H135V216H134ZM138 217H139V216H138ZM192 217H193V216H192ZM206 217H209V216L207 215ZM228 217H229V216H228ZM240 217H241V216H240ZM240 217H239V218H240ZM248 217H249V216H248ZM4 218H5V217H4ZM17 218H18V217H17ZM17 218H16V219H17ZM20 218H21V217H20ZM52 218H53V217H52ZM64 218H65V216H64ZM67 218H68V216H67ZM82 218H83V217H82ZM99 218H100V217H99ZM112 218H113V216H112ZM118 218H119V217H118ZM126 218H127V217H126ZM154 218H155V217H154ZM154 218H153V219H154ZM178 218H179V217H178ZM209 218H210V217H209ZM213 218H214V217H213ZM249 218H251V217H249ZM254 218H256V217H254ZM14 219H15V218H14ZM14 219H13L12 221H14ZM31 219H32V218H31ZM33 219H34V218H33ZM33 219H32V221H33ZM38 219H39V218H38ZM50 219H51V218H50ZM55 219H57V217H55ZM55 219H54V220H55ZM73 219H74V218H73ZM104 219H105V218H104ZM104 219H103V220H104ZM107 219L110 220L111 217L109 216ZM120 219H122V217H121ZM144 219H145L144 222H146V220L149 219V218H147V219L144 218ZM168 219H169V217H168ZM175 219H176V218H175ZM198 219H199V216H198ZM198 219H197V220H198ZM243 219L245 220V217H243L242 219L239 220V222H238L239 225H238V226L242 225V222H244ZM17 220H18V219H17ZM67 220H68V219H67ZM75 220H76V219H75ZM77 220H78V219H77ZM122 220H123V219H122ZM247 220H248V219H247ZM247 220H246V222H247ZM249 220H250V219H249ZM2 221H3V220H2ZM7 221L9 222L8 219H7ZM7 221H5V222H7ZM10 221H11V220H10ZM18 221H19V220H18ZM18 221H16V224H18V223H17ZM32 221H31V222H32ZM38 221H40V220H38ZM61 221H62V220H61ZM61 221H60V222H61ZM64 221H65V220H64ZM71 221H72V220L70 219V222H71ZM79 221H80V220H79ZM100 221H101V220H100ZM100 221H99V222H100ZM106 221H108V220H106ZM115 221H116V220H115ZM134 221H135V220H134ZM224 221H225V220H224ZM8 222H7V223H8ZM31 222H30V223H31ZM33 222H34V221H33ZM33 222H32V223H33ZM35 222H36V221H35ZM56 222H59V220L56 221ZM67 222H68V221H67ZM82 222H83V221H82ZM85 222H86V221H85ZM104 222H105V221H104ZM118 222H119V221H118ZM147 222H148V221H147ZM147 222H146V223H147ZM199 222H200V221H199ZM226 222H227V221H225V223H226ZM3 223H4V221H3ZM32 223H31V224H32ZM72 223H73V222H72ZM105 223H106V222H105ZM107 223H108V222H107ZM109 223H111V222H109ZM115 223H117V222H115ZM120 223H121V221H120ZM132 223H133V221H132ZM135 223H136V222H135ZM200 223H201V222H200ZM20 224H21V223H20ZM27 224H28V223H27ZM51 224H52V223H51ZM55 224H56V223H55ZM61 224H62V223H61ZM112 224H113V223H112ZM117 224H118V223H117ZM117 224H116V225H117ZM124 224H125V223H124ZM169 224H170V223H169ZM169 224H168V225H169ZM201 224H202V223H201ZM0 225H1V224H0ZM4 225H6V223H5ZM33 225H34V224H33ZM38 225H39V224H38ZM49 225H50V224H49ZM52 225L55 226L54 224H52ZM91 225H92V224H91ZM93 225H94V224H93ZM113 225H114V224H113ZM120 225H122V223L119 224V225H117V227L120 226ZM125 225H126V224H125ZM128 225H129V224H127V226H128ZM139 225H140V224H139ZM139 225H137V226H139ZM164 225H165V224H164ZM166 225H167V223H166ZM166 225H165V226H166ZM171 225H174V224L171 223ZM261 225H262V224H261ZM7 226H9V225H7ZM53 226H52V227H53ZM63 226H65V224H64ZM71 226H72V225H71ZM71 226H70V227H71ZM122 226H123V225H122ZM129 226H130V225H129ZM158 226H159V225H158ZM187 226H188V225H187ZM209 226H210V225H209ZM3 227H4V226H3ZM31 227H32V226H31ZM39 227H40V226H39ZM89 227H90V226H89ZM105 227H106V226H105ZM109 227H111V226H109ZM173 227H174V226H173ZM183 227H186V226L184 225ZM262 227H263V226H262ZM262 227L260 226V228H262ZM13 228H14V227H13ZM16 228H17V227H16ZM18 228H19V227H18ZM29 228H30V227H29ZM33 228H34V227H33ZM53 228H55L56 230H57V229L59 230V228H56V227H53ZM92 228H93V227H92ZM95 228H96V227L94 226V229H95ZM102 228H104V227H102ZM106 228H108V227H106ZM106 228H105V229H106ZM111 228H112V227H111ZM121 228H122V227H120V228L118 227V229H120V230H119V231H120V235H121V233L123 232V231H122L123 229L121 230ZM123 228L125 229V227H123ZM129 228H130V227H129ZM139 228H140V227H139ZM142 228H143V227H142ZM162 228H163V229L160 228V230H164V227H163V226H162ZM167 228H168V227H167ZM11 229H12V227H11ZM61 229H62V228H61ZM61 229H60V231H58L59 234H60V232L62 231ZM76 229H79V228H76ZM87 229H88V228H87ZM96 229H98V228H96ZM112 229H113V228H112ZM154 229H156V228H154ZM178 229H179V228H178ZM183 229H184V228H183ZM16 230H17V229H16ZM25 230H26V229H25ZM52 230H53V229H52ZM63 230H64V229H63ZM67 230H68V227H67ZM84 230H85V228H84ZM84 230H83V231H84ZM88 230L90 231V229H88ZM107 230H108V229H107ZM128 230H129V229H128ZM140 230H141V228H140ZM149 230H150V229H149ZM181 230H182V229H181ZM181 230H180V231H181ZM184 230H186V229H184ZM263 230H264V229H263ZM7 231H8V228H7ZM10 231H11V230H10ZM12 231H13V230H12ZM14 231H15V228H14ZM14 231L12 232L13 234H14ZM18 231H19V230H18ZM18 231H17V233H18ZM34 231H36V230H34ZM40 231H41V230H40ZM50 231H51V229H50ZM75 231H77V230H75ZM83 231H82V232H83ZM103 231H104V230H103ZM103 231H102V232H103ZM115 231H116V230H115ZM121 231H122V232H121ZM126 231H127V230H126ZM137 231H138V230H137ZM142 231H143V230H142ZM177 231H178V230H177ZM177 231H176V232H177ZM180 231H179V232H180ZM227 231H228V230H227ZM4 232H5V231H4ZM8 232H9V231H8ZM15 232H16V231H15ZM20 232H21V231H20ZM72 232H73V231H72ZM96 232H97V230H96ZM112 232H113V231H112ZM116 232H117V231H116ZM139 232H140V231H139ZM139 232H138V233H139ZM151 232H152V231H151ZM176 232H175V233L173 232V233L176 234ZM179 232H178V233H179ZM199 232H200V231H199ZM258 232H259V231H258ZM263 232H264V231H263ZM12 233H11V234H12ZM30 233H31V232H30ZM30 233H29V235H30ZM39 233H40V232H39ZM41 233H42V232H41ZM76 233H77V232H76ZM76 233H75V235H77ZM80 233H81V231H79V234H80ZM98 233H99V231H98ZM147 233H148V232H147ZM159 233H160V231H159ZM168 233H169V232H168ZM173 233H172V234H173ZM11 234L8 233V236L11 235ZM15 234H16V233H15ZM15 234H14V235H15ZM21 234H23V233H21ZM33 234H34V233H33ZM51 234H52V233H51ZM59 234H58V235H59ZM65 234H66V233H65ZM70 234H71V233H70ZM87 234H88V232H87ZM91 234H93V233H91ZM95 234H97V233H95ZM100 234H101V233H100ZM106 234H109V230H108V233H106ZM117 234H118V233H117ZM174 234H173V235H174ZM181 234H182V232H181ZM193 234H194V233H193ZM200 234H203L202 231L200 232ZM228 234H229V233H228ZM259 234H261V233H259ZM2 235H3V234H2ZM6 235H7V233H6ZM6 235H5V236H6ZM16 235H17V234H16ZM16 235H15V236H16ZM39 235H40V234H39ZM41 235H42V234H41ZM41 235H40V236H41ZM67 235H68V234H67ZM75 235L73 234L72 236L75 237ZM102 235H103V233H102ZM110 235H111V234H109V236H110ZM113 235H114V234H113ZM127 235H128V234H126V236H127ZM131 235H132V234H131ZM141 235H143V234H141ZM173 235H172V236H173ZM177 235H178V234H177ZM184 235H185V234H184ZM25 236H26V235H25ZM34 236H35V234H34ZM34 236H32V237H34ZM79 236H81V234H80ZM90 236H92V235H90ZM93 236H94V235H93ZM96 236H97V235H96ZM104 236H105V234H104ZM109 236H108V237H109ZM159 236H160V235H159ZM164 236H165V235H164ZM186 236H187V235H186ZM201 236H202V235H201ZM257 236H258V235H257ZM6 237H7V236H6ZM9 237H12V235L9 236ZM27 237L29 238V236H27ZM61 237H62V238L65 237L64 234H63V236H61ZM113 237H114V236H113ZM135 237H136V236H135ZM183 237H185V236H183ZM3 238H5V237H3ZM14 238H15V237H14ZM24 238H25V237H24ZM40 238H41V237H40ZM40 238H39V239H40ZM42 238H43V237H42ZM44 238H46V237H44ZM47 238H48V237H47ZM57 238H58V237H57ZM68 238H69V237L67 236V239H68ZM84 238H85V236H84ZM91 238H93V237H91ZM118 238H119V237H118ZM131 238H132V237H131ZM185 238H186V237H185ZM188 238H189V237H188ZM188 238H186V239H188ZM10 239H11V238H10ZM19 239H20V238H19ZM21 239H22V238H21ZM60 239H61V238H60ZM73 239H74V238H73ZM77 239H78V238H77ZM77 239H76V240H77ZM86 239H87V238H86ZM86 239H85V240H86ZM88 239H89V238H88ZM88 239H87V240H88ZM103 239H104V238H103ZM109 239H110V238H109ZM109 239L107 238L106 242L109 243V241H110L111 239H113V238H111L110 240H109ZM125 239H126V237H125ZM129 239H130V238H129ZM159 239H160V238H159ZM227 239H228V240L225 242V243H226V244H225L226 246L224 245V246L226 247V257L224 256V257H225L224 259L226 260V261H225L226 264H230V249H231V247L233 246V244H234V239H235V232H234V229H233V231L231 232V234L229 235V238L227 237ZM6 240H7V238H6ZM6 240L4 239L3 243H4ZM14 240H16V239H14ZM28 240H29V239H28ZM40 240H42V242H43L45 239H44V240H43V239H40ZM65 240H66V239H65ZM78 240H79V239H78ZM80 240H81V239H80ZM85 240L82 239V241H85ZM89 240H90V239H89ZM91 240H92V239H91ZM91 240H90V241H91ZM96 240H97V239H96ZM96 240H93V241H96ZM108 240H109V241H108ZM113 240H114V239H113ZM117 240H119V239H117ZM127 240H128V239H127ZM131 240H132V239H131ZM183 240H185V239H183ZM183 240H182V241H183ZM193 240H194V239H193ZM12 241H13V240H12ZM16 241H17V240H16ZM23 241H24V240H23ZM26 241H27V239H26ZM33 241H34V240H33ZM38 241H39V240H38ZM50 241H51V240H50ZM69 241H71V240L69 239ZM82 241H81V242H82ZM93 241H92V242H93ZM99 241H100V240H99ZM99 241H98V242H99ZM143 241H144V240H143ZM157 241H158V240H157ZM180 241H181V240H180ZM255 241H256V240H255ZM60 242L62 243V241H60ZM74 242H75V241H74ZM76 242H77V241H76ZM79 242H80V241H79ZM98 242H97V243H98ZM127 242H129V241H127ZM130 242H131V241H130ZM130 242H129V243H130ZM137 242H138V241H137ZM158 242H159V241H158ZM163 242H164V241H163ZM184 242H185V241H184ZM184 242H183V245H185ZM188 242H189V241H188ZM6 243H7V242H6ZM9 243H10V242H9ZM9 243H8V246H9ZM19 243H20V241H19ZM35 243H36V242H35ZM38 243H39V242H38ZM38 243H37V244H38ZM63 243H64V242H63ZM71 243H72V242H71ZM87 243H89V242L87 241ZM95 243H96V242H95ZM97 243H96V247L98 246ZM111 243H113V242H111ZM116 243H117V242H116ZM120 243H121V242H120ZM124 243H125V242H124ZM156 243H157V242H156ZM176 243L178 244V242H176ZM198 243H199V242H198ZM10 244H11V243H10ZM25 244H26V243H24V246H25ZM27 244H30V243H27ZM46 244H47V241H46ZM50 244L53 245V243H50ZM69 244H70V243H69ZM77 244H78V243H77ZM109 244H110V243H109ZM137 244H138V243H137ZM143 244H144V243H143ZM3 245H4V244H3ZM16 245H17V243H16ZM18 245H19V244H18ZM38 245H39V244H38ZM47 245H48V244H47ZM54 245H55V244H54ZM66 245H67V244H66ZM70 245H71V244H70ZM83 245H84V244H83ZM85 245H86V244H85ZM87 245H88V244H87ZM113 245H114V244H113ZM123 245H124V244H123ZM123 245H122V246H123ZM127 245L129 246V244H127ZM144 245H145V244H144ZM158 245H159V243H158ZM178 245H179V244H178ZM189 245H190V244H189ZM24 246H22V247H24ZM26 246H27V245H26ZM28 246H29V245H28ZM31 246H32V245H31ZM35 246H36V245H35ZM42 246H43V245H42ZM48 246H49V245H48ZM48 246H47V247H48ZM79 246H80V245H79ZM90 246H91V245H90ZM114 246H116V245H114ZM114 246H113V248H114ZM120 246H121V245H120ZM120 246H119V248H120ZM164 246H166V245H164ZM185 246H186V245H185ZM12 247H13V246H12ZM39 247H40V246H39ZM45 247H46V246H45ZM66 247H67V246H66ZM70 247H71V246H70ZM76 247H77V246H76ZM88 247H89V246H88ZM93 247L96 248L94 245H93ZM124 247L126 248L127 246L125 245ZM139 247H140V246H139ZM151 247H152V245H151ZM158 247H159V246H158ZM171 247H173V246H171ZM174 247H175V246H174ZM33 248H34V247H33ZM37 248H38V247H37ZM51 248H52V247H51ZM72 248H73V247H72ZM80 248L82 249V247H80ZM100 248H101V247H100ZM104 248H105V247H104ZM106 248H107V247H106ZM108 248H109V247H108ZM110 248H111V250H112V247H111V246H110ZM116 248H118V247H116ZM178 248H179V246H178ZM195 248H196V247H195ZM261 248H262V247H261ZM22 249H23V248H22ZM41 249H42V247H41ZM44 249L46 250V248H44ZM64 249H65V248H64ZM76 249H77V248H76ZM76 249H75V250H76ZM86 249H87V248H86ZM88 249H89V248H88ZM90 249H92V248H90ZM90 249H89V250H90ZM101 249H102V248H101ZM173 249H174V248H173ZM180 249H181V248H180ZM184 249H185V248H184ZM203 249H204V248H203ZM203 249H202V250H203ZM207 249H208V248H207ZM255 249H256V248H254V250H255ZM23 250H25V249H23ZM23 250H22V251H23ZM27 250H28V249L26 248V251H27ZM51 250H52V249H51ZM67 250H70V249L67 248ZM75 250H74V252H75ZM83 250H84V249H83ZM83 250H82V251H83ZM93 250H94V249H93ZM93 250H92V251H93ZM95 250H96V249H95ZM99 250H100V249H98L97 251H99ZM119 250H121V249H119ZM124 250H125V249H124ZM126 250H128V249H126ZM132 250H133V249H132ZM5 251H6V250H5ZM32 251H33V250H32ZM35 251H36V250H35ZM40 251H41V250H40ZM40 251H39V252H40ZM48 251H49V250H48ZM48 251H45V255H46V253H47ZM54 251H55V250H54ZM70 251H71V250H70ZM70 251H69V252H70ZM76 251H77V250H76ZM82 251H81V252H82ZM101 251H103V250H101ZM104 251H105V250H104ZM158 251H159V250H158ZM183 251H184V250H182L181 252H183ZM198 251H199V250H198ZM258 251H259V250H258ZM262 251H264V250H262ZM3 252H4V251H3ZM6 252H8V251H6ZM9 252H10V250H9ZM9 252H8L7 254H10ZM23 252H24V251H23ZM30 252H31V251H30ZM43 252H44V251H43ZM77 252H78V251H77ZM77 252H76V254H78ZM79 252H80V251H79ZM81 252H80V253H81ZM86 252H87V251H86ZM90 252H91V250H90ZM105 252H106V251H105ZM120 252H121V251H120ZM124 252H125V251H124ZM132 252H133V251H132ZM147 252H148V251H147ZM169 252H170V251H169ZM174 252H175V251H174ZM177 252H178V251H177ZM184 252H185V251H184ZM193 252H194V251H193ZM193 252H192V253H193ZM13 253H14V252H13ZM13 253H12V254H13ZM27 253H28V252H27ZM48 253H49V252H48ZM51 253H52V252H51ZM80 253H79L77 256H80ZM84 253H85V252H84ZM98 253H101V254H98ZM106 253H107V252H106ZM116 253H117V252H116ZM125 253H126V252H125ZM186 253H188V252L186 251V252L183 253V254H186ZM195 253H197V252H194V254H195ZM198 253H199V252H198ZM224 253H225V252H224ZM3 254H4V253H3ZM32 254H33V253H32ZM32 254H31V255H32ZM55 254H57V253H55ZM69 254H70V255L73 254V250H72V252H70ZM76 254H73V255L76 256ZM81 254H83V253H81ZM92 254L95 255V253H92ZM92 254H91V256L94 257V255H92ZM146 254H147V253H146ZM194 254H193V255H194ZM5 255H6V254H5ZM10 255H11V254H10ZM15 255H16V254H15ZM24 255H25V254H24ZM28 255H29V254H28ZM33 255H34V254H33ZM41 255H42V254H41ZM47 255H48V254H47ZM61 255H62V254H61ZM85 255H86V253H85ZM97 255H100V256L102 257L103 254H102V252H97ZM108 255H109V254H108ZM108 255H106V258H107V259H108V257H109ZM119 255H120V254H119ZM128 255H129V254H128ZM128 255L126 256V260H127V259L129 260V259L131 258V256L129 255V256H130V258H129ZM144 255H145V253H144ZM147 255H148V254H147ZM157 255H158V254H157ZM161 255H162V254H161ZM186 255H187V254H186ZM263 255H264V254H263ZM0 256H1V255H0ZM6 256H7V255H6ZM13 256H14V255H13ZM19 256H20V255H19ZM57 256H58V255H57ZM64 256H65V255H64ZM82 256H83V255H82ZM91 256H90V257H91ZM100 256H99V257H100ZM104 256H105V255H104ZM107 256H108V257H107ZM112 256H113V255H112ZM122 256H125V255H122ZM122 256H121V257H122ZM133 256H134V255H133ZM133 256H132V257H133ZM154 256H155V255H154ZM191 256H192V255H189V257H191ZM197 256H198V254L196 255V258H197ZM4 257H5V256H4ZM7 257H8V256H7ZM26 257H27V256H26ZM30 257H31V256H30ZM33 257H34V256H33ZM33 257H32V258H33ZM39 257H40V256H39ZM43 257H44V255H43ZM53 257H54V255H53ZM67 257H68V256H67ZM86 257H87V256H86ZM118 257H119V256H118ZM127 257H128V258H127ZM138 257H139V256H138ZM14 258H15V256H14ZM19 258H20V257H19ZM21 258H22V256H21ZM27 258H28V257H27ZM78 258H79V257H78ZM81 258H82V257H81ZM84 258H85V256H84ZM95 258H97V257H94V259H95ZM104 258H105V257H103V259H104ZM106 258H105V259H106ZM123 258H124V257H123ZM123 258H122V260H123ZM143 258H144V257H143ZM156 258H157V257H156ZM8 259H9V258H8ZM12 259H13V258H12ZM23 259H24V258H23ZM38 259H39V258H38ZM48 259H49V258H48ZM87 259H88V258H87ZM89 259H91V258H89ZM94 259H93V260H94ZM110 259H111V258H110ZM132 259H133V258H132ZM135 259H136V258H135ZM135 259H134V260H135ZM162 259H163V257H162ZM162 259H161V260H162ZM197 259H198V258H197ZM246 259H247V258H246ZM5 260H6V259H5ZM29 260H30V259H29ZM44 260H45V259H44ZM50 260H51V259H50ZM62 260H63V259H62ZM73 260H74V259H73ZM108 260H109V259H108ZM111 260H112V259H111ZM126 260H125V261H126ZM130 260H131V259H130ZM138 260H139V259H138ZM149 260H150V259H149ZM163 260H164V259H163ZM179 260H180V259H179ZM222 260H223V259H222ZM250 260H251V259H250ZM36 261H37V260H36ZM46 261H47V260H46ZM51 261H52V260H51ZM51 261H50V262H51ZM53 261H54V260H53ZM70 261H71V259H70ZM76 261H77V260H76ZM76 261H75V262H76ZM89 261H90V260H89ZM104 261H105V260H103V262H104ZM116 261H117V260H116ZM119 261H120V260H119ZM131 261H132V260H131ZM170 261H171V260H170ZM175 261H176V260H175ZM187 261H188V260H187ZM26 262H27V261H26ZM28 262H30V261H28ZM43 262H44V261H43ZM84 262H85V261H84ZM86 262H88V261H86ZM93 262H94V261H93ZM93 262H92V264H93ZM95 262H96V261H95ZM97 262H98V261H97ZM99 262H100V261H99ZM108 262H109V261H108ZM111 262H113V261H111ZM129 262H130V261H129ZM129 262L127 261V264H128ZM140 262H141V261H140ZM156 262H157V260H156ZM161 262H162V261H161ZM161 262H160V263H161ZM180 262H181V261H180ZM188 262H189V261H188ZM195 262H197V261H195ZM223 262H224V261H223ZM56 263H57V262H56ZM56 263H55V264H56ZM73 263H74V262H73ZM77 263H78V262H77ZM90 263H91V262H90ZM133 263H134V262H133ZM142 263H143V262H142ZM172 263H173V262H172ZM184 263H185V262H184ZM245 263H246V262H245ZM48 264H49V263H48ZM50 264H51V263H50ZM53 264H54V263H53ZM99 264H100V263H99ZM102 264H103V263H102ZM109 264H110V263H109ZM111 264H112V263H111ZM117 264H118V263H117ZM120 264H121V262H120ZM131 264H132V263H131ZM163 264H164V263H163ZM179 264H180V263H179ZM186 264H187V263H186ZM192 264H193V263H192ZM221 264H222V263H221Z\"/></svg>", "mask_w": 264, "mask_h": 264}]
</instances>
